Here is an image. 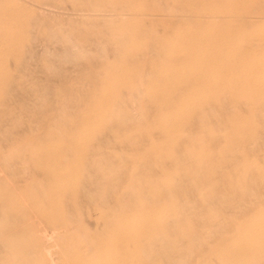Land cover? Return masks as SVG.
Returning <instances> with one entry per match:
<instances>
[{
  "label": "rangeland",
  "instance_id": "rangeland-1",
  "mask_svg": "<svg viewBox=\"0 0 264 264\" xmlns=\"http://www.w3.org/2000/svg\"><path fill=\"white\" fill-rule=\"evenodd\" d=\"M32 1V2H31ZM84 2V3H82V2ZM88 1H91V2H88ZM99 1V2H98ZM104 1H105V3H104ZM107 1H112V2H114L113 0H97L96 2L94 1V3H96V5H98V6H96V5H94L93 4V1L92 0H87V1H85V0H44V1H42V0H40V2L37 0V1H35V0H8V2H7V0H4V1H1L0 2V8L2 7V12H1V10H0V17H2V16H4L3 15V13L5 14V16H4V18L2 17V19L0 18V36H2L1 38H0V40L2 41V38H3V36H5V34H7L6 36L7 37H9L8 35H9V33L11 32V31H13V30H18L19 29V27H20V30L21 31H24V32H22L21 34H20V32H19V30H18V32L16 31H14V32H11V34L13 35L14 33V35L16 36V37H19V38H21L19 41H22L23 40V42H21V44H20V42L17 40V42H16V45H13V43L15 44V39H16V37L13 35V37L11 38V34H10V39L8 40L7 38H6V36H5V38L8 40H6L5 38H4V41H2L3 42V44L0 42V46L1 47H3V49H5V51H9V52H6V54H5V51H3V49H1L0 48V50H2V51H0V59H1V57L2 58H6L5 57V55L7 56V58H6V63L4 62V64H3V61H4V59H1L0 60V74L2 75V73H4L6 70H8V71H6V73H10V76L7 74V76H6V73H4L2 76L3 77H5V78H10V79H6V80H4L5 78H2V76L0 75V83H2L3 82V84H5L4 82L5 81H7L6 82V86L4 85H1V86H3V89H4V91L3 90H1L2 91V95L0 96L1 98H0V147H1V151H0V158H2V160L0 161V164L2 165L3 164V166H1L0 165V172L2 173H0V183L2 184V185H0V189H1V193H0V198L2 197V199H5V201L3 202V200L1 201L0 200V207H2V208H0V212H1V214H0V240H2V241H0V242H2L1 244L2 245H4V246H2L1 244H0V264H23V262H24V264L26 263V264H51L52 262V260L51 259H53V262H54V264L55 263H57V264H111V263H113V264H164V262H165V264H172V262H173V264H182L183 262H184V264H194L195 263V261H196V263L195 264H264V263H262V262H264V204L262 203V201H263V199H264V100H262L261 101V103L259 102V100H261L262 98H264V31H262V29L264 30V28H263V26H264V15H262L263 13H264V0H238V1H236V0H219V1H221V3L218 1V0H200V1H204V2H199V0H189V1H185V0H164L163 2H164V4H166V5H163L162 3V0H133V2H132V0H120L119 2H118V0H115V1H117V2H115V3H113L112 4V2H107ZM134 1H135V3H134ZM144 1H146V2H144ZM156 4H154L153 2ZM172 1V2H171ZM183 1H185V3L190 7H182L183 5H186V4H184V2ZM209 1H211V2H209ZM6 2V3H5ZM12 2V3H11ZM21 2V3H20ZM77 2H79V3H77ZM100 2H101V5H100ZM121 2V4H124V6L123 5H119L118 3H120ZM147 2H151V3H148L147 4ZM181 2H183L182 3V6H180V9L178 8L179 7V5L178 4H180L181 5ZM198 2L199 3H202L203 4V6H202V4H198ZM208 2V3H207ZM233 2V3H232ZM246 2V3H245ZM8 3H9V5L11 6L10 8H9V5H8ZM25 3H27V5L25 4ZM89 3H90V6H89ZM102 3H104V5L102 4ZM129 3H130V6H128L127 7V5H129ZM132 3V4H131ZM134 3V4H133ZM137 3V4H136ZM140 3H142V5L144 4V6H141V4ZM168 3L170 4V5H168ZM196 3V4H195ZM253 3V4H252ZM6 6H5V5ZM12 4V5H11ZM81 4H86V7H85V5L84 6H82ZM115 6L116 7V9L113 11V7L111 6ZM150 4H151V6H150ZM153 4V5H152ZM175 6V7H173V5ZM255 4V5H254ZM3 5V6H2ZM19 5V6H18ZM92 5H93V7H92ZM103 5V6H102ZM117 5V6H116ZM136 5H138V6H136ZM198 5H200V6H198ZM261 5V6H260ZM15 7V8H13V7ZM17 6V7H16ZM21 6H23L22 8H21ZM25 6H27V8L25 7ZM30 8H29V7ZM90 7V9L92 8H94L93 9V11L92 10H87V9H89V7ZM111 6V7H110ZM120 6V7H119ZM122 6H123V8H122ZM135 7V8H133V7ZM169 8H168V7ZM173 8H172V7ZM202 6V7H201ZM221 6V7H220ZM97 7V9H96V11H95V8ZM104 7H105V10L106 11H104ZM130 7V8H129ZM143 7H144V9H143ZM177 7V8H176ZM4 8V9H3ZM7 8V9H6ZM28 8L30 9V10H28ZM87 8V9H86ZM103 8V9H102ZM111 8H112V10H111ZM120 8H122V9H120ZM131 8H133V10L131 9ZM189 8V9H188ZM9 12V14H6V13H8V12H6V10ZM11 9H12V12H11ZM17 9H19V10H17ZM34 11H33V10ZM110 9V10H109ZM119 9L121 10V11H119ZM124 9H125V12H122V11H124ZM126 9H130L129 11H130V13L129 12H127L126 11ZM183 11H182V10ZM208 9V10H207ZM5 10V11H4ZM82 10V11H81ZM84 10H85V12H84ZM137 11V12H131V11ZM142 10H145L144 11V13L142 12L141 13V11ZM166 10V11H165ZM168 10H169V12H168ZM171 10V11H170ZM174 10V11H173ZM181 13H179L178 11ZM189 10V11H188ZM192 10H193V12L195 11V13H193L192 12ZM198 10V11H197ZM222 10V11H221ZM15 11V12H14ZM21 11H23V12H21ZM24 11L26 12L25 14H24ZM28 11H29V13H28ZM88 11H90V12H88ZM12 14H11V13ZM14 12V13H13ZM16 12H17V14H16ZM21 12V13H20ZM31 12H34L33 14H31ZM190 12H192V13H190ZM199 12H203L204 14V16L203 15H201V14H199ZM210 12V13H209ZM255 12H259V14L257 13H255ZM263 12V13H262ZM23 14V16L24 17H22L20 14ZM87 13V14H86ZM92 13V14H91ZM93 13H95V16H94V14ZM111 13V14H110ZM112 13H115V15L117 16L118 15V17H116L115 15H114V17H115V19H114V17H113V15H112ZM128 13V14H127ZM134 13V14H133ZM147 13H152L151 15L150 14H147ZM190 13V14H189ZM210 14L209 16H208V14ZM253 13V14H252ZM14 14V15H13ZM29 14H31V16L29 15ZM81 14H82V16H81ZM84 14V15H83ZM100 14V15H99ZM101 14H102V16H101ZM107 14H110V15H107ZM159 14V15H158ZM168 14V15H167ZM183 14V15H182ZM215 14V15H214ZM216 14H217V16H216ZM251 14V15H250ZM17 15V16H16ZM18 15H20L19 17H18ZM97 15V16H96ZM107 15V16H106ZM121 17H120V16ZM130 17H128V16ZM139 15H141L140 17H138ZM171 15V16H170ZM176 15V16H175ZM179 15V16H178ZM185 15H187V16H185ZM196 15L198 16L199 15V17H197L196 18ZM207 15V16H206ZM228 15V16H227ZM261 15V16H260ZM8 16V17H7ZM10 16V17H9ZM11 16H16V18L18 17L19 19H16V20H19L18 22L15 20V18L13 19V18H11ZM28 16V17H27ZM88 16V19L86 20L85 18ZM99 16V17H98ZM125 16V17H124ZM127 16V17H126ZM134 16H135V19H134ZM142 16H144V17H142ZM145 16H146V18H145ZM168 17L167 19L166 18H164V17ZM175 16V17H174ZM190 16H192L191 18H190ZM210 16H212V17H210ZM249 16V17H248ZM96 17V19H97V23H95V25H94V22H96L95 20L96 19H94ZM132 17V18H131ZM136 17H138V18H136ZM149 17V18H148ZM157 17L159 18V19H157ZM162 17V18H161ZM171 17V18H170ZM181 17V18H180ZM195 17V18H194ZM227 17V18H226ZM235 17H237V18H235ZM243 17V18H242ZM251 17V18H250ZM7 18H8V20L9 21H11V19H12V21L11 22H9L8 23V20H7ZM21 18H26L25 19V21H24V19H21ZM101 18V19H100ZM105 18V19H104ZM110 18H112V22H114V20H115V22H116V24H115V22L114 23H112L111 21H110ZM120 18V19H119ZM123 18H125L124 20H121V19H123ZM128 18V19H127ZM143 18V19H142ZM170 18V19H169ZM175 20H174V19ZM186 20H185V19ZM189 18V19H188ZM192 18H193V20H192ZM200 20H199V19ZM214 18H215V20H214ZM229 18V19H228ZM247 18V19H246ZM248 18H250V19H248ZM259 18H261V19H259ZM3 19H4V21H3ZM90 19V20H89ZM103 19V20H102ZM107 19H108V21L110 22V23H106L107 22ZM138 19H140V22L138 21ZM166 19V20H165ZM179 21V19H183L184 21H177V20ZM191 19V20H190ZM203 19V20H202ZM212 19H213V23H211L210 21H212ZM221 19V20H220ZM223 19H224V21H223ZM226 19V20H225ZM228 19V20H227ZM253 19V20H252ZM259 20L258 22H257V20ZM13 20H15V22H13ZM20 20H22V22L24 23V24H22V22H20ZM28 20V21H27ZM100 20V21H99ZM129 20H130V22H129ZM142 20V21H141ZM170 20V21H169ZM199 20V21H198ZM210 20V21H209ZM218 20H220V21H218ZM250 20V21H249ZM255 20V21H254ZM7 21V22H6ZM90 21H93V22H90ZM102 21H103V23H102ZM104 21H106V22H104ZM122 21V24H120V22ZM127 22V24H125L126 22ZM188 21H191V22H189L190 24H191V27L192 28H194V29H189L190 28V24L189 23H187ZM197 21L199 22L198 23V26H197ZM201 21V22H200ZM203 21V22H202ZM205 21V22H204ZM223 21V22H222ZM20 22V23H19ZM99 22H100V24H99ZM123 22H124V24H123ZM132 22V23H131ZM133 22H134V24L136 25H134L133 24ZM145 24V25H143V23ZM165 22V23H164ZM168 22H170V23H168ZM171 22H173L172 23V26H171ZM214 22H215V24H214ZM253 22L256 24H254L253 25ZM6 23V24H5ZM15 23H17L16 25H15ZM90 23V24H89ZM91 23H93V24H91ZM105 23L107 24V26H109L110 27V29H109V27L107 28V26L105 25ZM112 23V24H111ZM158 23V24H157ZM178 23H179V25H178ZM187 25H186V24ZM206 23V24H205ZM217 23V24H216ZM218 23H222L221 25L220 24H218ZM226 23V24H225ZM244 23H246V27H245V24ZM12 24V25H11ZM121 26H120V25ZM131 24H133L132 25V27H131ZM139 24V25H138ZM142 24V26H140ZM155 24V25H154ZM162 24V25H161ZM165 24H166V26H165ZM174 24V25H173ZM182 24V25H181ZM185 24V25H184ZM192 24L194 25V26H192ZM199 24H201V26H199ZM213 24V25H212ZM5 25H6V27H5ZM19 25V26H18ZM22 25H24V26H22ZM27 25V26H26ZM100 25H102L103 27H105V29H106V31L104 30V28H102ZM113 25V26H112ZM114 25H119L121 28L119 29V28H117V26H114ZM122 25H123V27L125 26V25H127V28L128 27H131L132 28V30L129 28L127 31H126V27H124V28H126V29H122L123 27H122ZM138 25V26H137ZM176 25V26H175ZM184 26V27H180L179 28V26ZM203 25V26H202ZM204 25L206 26V27H204ZM212 25V26H211ZM218 25V27H216ZM229 25H230V27H229ZM257 25H259V28H257L258 26ZM263 25V26H262ZM3 26V27H2ZM8 26V27H7ZM12 26V27H11ZM18 28H17V27ZM147 26V27H146ZM186 26V27H185ZM187 26H189V28L187 27ZM214 26V27H213ZM251 26V27H250ZM254 26H257L256 28H254ZM6 29H5V28ZM14 27V28H13ZM112 27H114V29L112 28ZM135 27H137L136 29H135ZM138 27H139V29H138ZM197 27H199L200 29H197ZM203 27V28H202ZM9 28V29H8ZM115 28H117V29H115ZM133 28L135 29L134 31H137L138 30V32H134L133 31ZM173 28H175V29H177L178 30V32H173V31H175V29H173ZM181 28H182V30H181ZM183 28H187L186 30L185 29H183ZM201 28H202V30H201ZM212 28V29H211ZM11 29V30H10ZM143 29V30H142ZM148 29H149V31H148ZM152 29V30H151ZM171 29H173V30H171ZM207 29V30H206ZM210 29V30H209ZM231 29V30H230ZM259 30L260 29V31H258L257 32V30ZM4 30V31H3ZM6 30V31H5ZM107 30L109 31V32H107ZM112 30V34L114 33H116L117 31L119 32V30H120V32H119V34H118V32H117V34H118V36H116L117 34H115V36H113L112 34H111V31ZM113 30H115L114 32H113ZM124 32V33H121L122 31ZM176 30V31H177ZM186 32L185 34H184V31ZM230 30V31H229ZM233 30V31H232ZM10 31V32H9ZM132 31V32H131ZM180 31H181V33H180ZM188 31V32H187ZM213 31V32H212ZM5 32V33H4ZM7 32V33H6ZM132 34H135L136 35V37H135V35H132ZM198 32H200V33H198ZM203 32H204V34H203ZM207 32H209V33H207ZM210 32H212V33H214V34H212V33H210ZM230 32H231V34H230ZM250 32V33H249ZM2 33V34H1ZM16 33L18 34V36L16 35ZM125 33H128V34H125ZM173 33H174V36L175 37H177V38H173ZM208 35H207V34ZM22 34H24L22 37L21 36H19V35H22ZM122 34V36H120ZM181 34V35H180ZM209 34H210V36H209ZM220 34V35H219ZM248 34V35H247ZM251 34V35H250ZM108 35V36H107ZM135 37V39L136 40H133L134 38L132 37ZM171 35V36H170ZM185 35V36H184ZM206 35H207V37H206ZM25 36V38L24 39H22L23 37ZM125 36L127 37L128 36V40L129 41H127L128 43H129V47L131 48V52H129L128 50H130V48H128V44H127V46L125 45H123L122 46V44H124V42H125V44L127 43L126 42V38H125ZM139 36V37H138ZM150 36V37H149ZM158 37V38H157ZM164 39L165 37H167L168 39H169V44H168V42H167V40L168 39H166L165 40V42L163 41V39ZM170 37H171V39L173 38L174 39V41L175 42H173V41H170L171 39H170ZM206 37V38H205ZM247 37H248V39H247ZM250 37V38H249ZM15 38V39H14ZM19 38H17V39H19ZM205 40H204V39ZM220 38V39H219ZM236 38V39H235ZM239 38V39H238ZM13 39L15 40L14 42H13ZM125 39V40H124ZM140 41H138V40ZM141 39V40H140ZM152 41H151V40ZM161 43H156L157 42V40ZM177 39V40H176ZM189 39V40H188ZM206 39H207V42H206ZM235 39V40H234ZM260 39V40H259ZM25 40V41H24ZM119 40H123V42L121 41H119ZM147 41L146 43H143L144 41ZM151 41V43L150 42H148V41ZM202 40V41H201ZM221 40V41H220ZM239 41V43H238V41ZM246 40V41H245ZM9 41H12V43L11 42H9ZM133 41V42H132ZM136 41V42H135ZM140 43H138V42ZM143 41V42H142ZM185 41H188V42H186L185 43ZM203 41H205L206 43H204V45H202L203 44ZM213 41V42H212ZM220 43H219V42ZM236 41V42H235ZM244 41L247 43V42H249V43H244ZM252 41V42H251ZM260 41V42H259ZM261 41L263 42L262 44H261ZM5 42V43H4ZM8 42V43H7ZM19 42V43H18ZM114 42H120V45H119V43H115V44H117V45H115L114 44ZM132 42V43H131ZM134 42H135V44H134ZM190 42V43H189ZM215 42H216V44H215ZM232 44H231V43ZM251 42V43H250ZM256 42V43H255ZM258 42V43H257ZM23 43V44H22ZM172 43V44H171ZM177 43H179V44H177ZM187 43H189L190 44V46H189V44L187 45ZM218 43V44H217ZM222 43V44H221ZM225 43V44H224ZM234 43V44H233ZM6 44L8 45V44H10V45H12L13 46V49H14V51L16 52V50H18L19 51V53H18V51L16 52V54H15V52L14 51H12V53H13V55H11L10 54V51L11 50H13L12 49V47H10V45H8L9 46V49H11V50H6V49H8V46H7V48H5V46H6ZM19 45V47H18V45ZM114 46H113V45ZM134 45V46H131V45ZM143 44V45H142ZM171 44V46H172V48L171 47H169V45ZM199 44V45H198ZM242 45L241 47L240 46H238V45ZM244 44V45H243ZM251 44H253V45H251ZM254 44H257V46L256 45H254ZM258 44H260V46L258 45ZM5 45V46H4ZM70 45V46H69ZM142 45V46H141ZM158 45V46H157ZM160 45V46H159ZM166 45V46H165ZM180 45H183L182 47L180 46ZM215 47H214V46ZM227 45V46H226ZM245 45H248V46H245ZM250 45H251V49H250ZM113 46V47H112ZM117 48H116V47ZM121 46H122V48H121ZM137 48H136V47ZM144 46V47H143ZM169 48H171V49H169ZM174 46H176L175 48H174ZM203 46H204V48H203ZM15 47H17V48H15ZM21 47V49H19ZM111 47H112V50H111ZM135 47V48H134ZM139 47H140V49H139ZM184 47V48H183ZM192 47V48H191ZM255 48V49H253V48ZM260 47V48H259ZM72 48V49H71ZM109 48V49H108ZM124 48V49H123ZM155 48V49H154ZM157 48V49H156ZM179 48V49H178ZM201 48V49H200ZM244 49V50H241V49ZM246 48V49H245ZM259 48V49H258ZM262 48V49H261ZM133 49V50H132ZM168 49L169 50H171L170 52H167L168 51ZM192 49V50H191ZM197 49V50H196ZM211 49V50H210ZM213 49V50H212ZM250 49V50H249ZM111 50V51H110ZM117 50V51H116ZM138 50V51H137ZM154 50H156L155 52H154ZM167 50V51H166ZM173 50V51H172ZM218 50V51H217ZM257 50V51H256ZM261 50V51H260ZM37 51V52H36ZM71 51V52H70ZM75 51V52H74ZM124 51L127 53H124ZM159 52V54L158 53H156V52ZM179 51H180V53H179ZM183 51V52H182ZM199 51V52H198ZM214 51H216V52H214ZM130 54H129V53ZM140 52V53H139ZM162 52V54H160ZM174 52H176V53H174ZM225 54H224V53ZM231 52V53H230ZM4 53V54H3ZM7 53H9V54H7ZM76 53V54H75ZM79 53V54H78ZM88 53V54H87ZM89 53H90V55H89ZM117 53V54H116ZM123 53V55H121V54ZM131 53L132 54H134L135 56H132L131 55ZM136 53V54H135ZM163 53H165V54H163ZM167 53L169 54V55H167ZM170 53H171V55H170ZM185 53V54H184ZM201 53H202V56H201ZM242 53V54H241ZM15 54V55H14ZM82 54V55H81ZM176 54V55H175ZM180 54H181V56H180ZM184 54V55H183ZM200 54V55H199ZM209 54V55H208ZM227 54V55H226ZM247 54V55H246ZM174 55V57L176 56L177 57V59H176V57H175V59L176 60H174V57H171V56H173ZM183 55V56H182ZM194 55V56H193ZM212 57H211V56ZM217 55H219V56H217ZM239 55V56H238ZM243 55V56H242ZM252 55V56H251ZM4 56V57H3ZM11 56V57H10ZM14 56V57H13ZM84 56V57H83ZM86 56V57H85ZM116 56V57H115ZM119 56H121V58H119ZM122 56H124L123 58V60L124 61H122ZM161 58H160V57ZM163 56V57H162ZM164 56H167L168 58H165ZM179 56V57H178ZM188 57V59L186 58V60H184L183 59V57ZM210 56V57H209ZM10 57V59H8ZM135 57V58H134ZM193 57H195L194 58V60L196 59V61H194L193 60ZM198 57V58H197ZM243 57V58H242ZM116 58H118V60L116 59ZM128 58H129V60H128ZM158 58V59H157ZM162 58L164 59V60H162ZM179 58H180V60H179ZM192 60H191V59ZM200 58V59H199ZM208 58H209V60H208ZM224 58H226V60L224 59ZM240 58H242V59H240ZM247 58V59H246ZM125 59L127 60V62H125ZM134 59V60H133ZM155 59H157L156 61H155ZM160 59V60H159ZM170 59V60H169ZM182 59V60H181ZM213 59V60H212ZM229 59V60H228ZM8 60V61H7ZM117 60V61H116ZM159 60V61H158ZM166 60V61H165ZM185 61L186 63H187V65H186V63L184 62V63H182V62H178V61ZM197 60H198V62L200 63V61H201V64H199L198 62H197ZM212 60V61H211ZM259 60V61H258ZM262 62H261V61ZM2 61V62H1ZM158 61V62H157ZM161 61V62H160ZM172 61H174V62H172ZM192 63H191V62ZM237 61V62H236ZM243 61V62H242ZM95 62V63H94ZM104 62V63H103ZM110 62V63H109ZM116 64H115V63ZM135 62V63H134ZM170 62V63H169ZM178 62V63H180V64H176V63ZM209 62V63H208ZM212 62V63H211ZM256 62H258V66H256L257 65V63ZM8 63V64H7ZM106 63V64H105ZM162 63V64H161ZM168 63V64H167ZM175 63V64H174ZM226 63V64H225ZM236 63H237V65H236ZM242 63V64H241ZM250 63V64H249ZM110 64H111V66L113 67H111L110 66ZM141 64V66L139 67L138 65H140ZM163 64H166V65H163ZM185 64V65H184ZM210 64V65H209ZM217 64V65H216ZM222 64V65H221ZM4 65H7V67H9L8 69L6 68L5 69V67L6 66H4ZM9 65V66H8ZM116 65L118 66V65H120L119 67H116ZM134 66V68L137 70V71H135V69L133 68V66ZM171 65V66H170ZM184 65V67L185 68H183L182 66ZM205 65V66H204ZM220 65V66H219ZM2 66V67H1ZM121 66H124V67H121ZM128 66V67H127ZM168 66H169V68H168ZM174 66V67H173ZM175 66H179V67H175ZM181 66V67H180ZM202 68H201V67ZM214 66V67H213ZM228 67V69L226 70V68L225 67ZM230 66V67H229ZM241 66V67H240ZM131 67V68H130ZM138 67V68H137ZM173 67V68H172ZM198 67V68H197ZM220 67V68H219ZM222 67V68H221ZM236 67V68H235ZM258 67V68H257ZM115 68V69H114ZM125 68H126V70H129L128 72L126 71V73H128V74H126L124 71H125ZM128 68V69H127ZM130 68V69H129ZM141 68V69H140ZM164 68H168V69H164ZM172 68V69H171ZM179 68V69H178ZM181 68V69H180ZM188 70H187V69ZM208 68V69H207ZM237 68H239V69H237ZM247 69V72H246V69ZM261 68V69H260ZM118 69V70H117ZM121 69H124L123 70V72L125 73V74H123V72H122V70ZM132 69L134 70V71H132ZM140 69V70H139ZM175 69H178V70H175ZM183 69H185V70H183ZM199 69H201V71H199ZM205 69V70H204ZM225 69V70H224ZM233 69V70H232ZM235 69V70H234ZM238 71H237V70ZM251 69V70H250ZM255 69V70H254ZM103 70V71H102ZM131 70V71H130ZM161 70L163 71V72H161ZM172 70V71H171ZM191 70V71H190ZM229 70V71H228ZM232 70V71H231ZM253 70V71H252ZM99 71L102 73H99ZM106 71H109L108 73L106 72ZM156 71V72H155ZM167 71V73L169 74V72L168 71H170L171 73V75L169 74H167V73H165ZM177 71H178V74H177ZM184 71H186V72H184ZM209 71V72H208ZM213 71H214V73H213ZM224 71V72H223ZM241 71H242V73H241ZM258 71H261V72H258ZM2 72V73H1ZM111 72H112V74H111ZM116 73V78H117V74L119 73V76H118V78H119V80L118 79H116V81L117 82H119L117 85L115 84V79L113 78V77H115V73ZM120 72H122V75L120 74ZM130 72H133V73H131L130 74ZM136 73V75H135V73ZM138 72V73H137ZM151 72V73H150ZM164 73V75H163V78H161V77H159V75L160 76H162V74H159L158 75V73ZM174 72V75L172 74ZM176 72V73H175ZM180 72H181V74H180ZM187 72H190V74L189 73H187ZM198 72H199V74H198ZM97 73V74H96ZM107 73V75L110 73L111 74V76H110V74L107 76V75H105ZM114 73V74H113ZM153 73H154V75H153ZM193 73V74H192ZM211 73H212V75H211ZM217 75H216V74ZM225 73V74H224ZM231 73V74H230ZM165 74H166V76H165ZM191 74H192V77H194V78H196V79H198V80H196V79H193V78H191ZM194 74H195V76H194ZM197 74V75H196ZM114 75V76H113ZM123 75L125 76V79L128 77V76H136V77H133L132 76V78H131V76L130 77H128V79L129 80H125L124 78H123ZM155 75H158V76H155ZM186 75V76H185ZM242 75V76H241ZM258 75H260L259 77H258ZM90 76H91V78H90ZM103 76V77H102ZM106 78H105V77ZM169 76H174V77H179V78H171L170 79V77ZM184 76V77H183ZM203 76V77H202ZM216 78H215V77ZM222 78H221V77ZM238 76V77H237ZM246 76H248V77H246ZM254 76H256V77H254ZM81 77V78H80ZM153 77V78H152ZM155 77V78H154ZM169 77V78H168ZM184 79V80H182V78ZM187 77V78H186ZM199 77V78H198ZM232 77V78H231ZM242 77V78H241ZM2 78V79H1ZM124 79V80H122V79ZM147 78V79H146ZM159 78V79H158ZM189 78V79H188ZM190 78H191V80H190ZM207 78V79H206ZM211 78V79H210ZM224 78L227 80H224ZM230 78V79H229ZM254 78V79H253ZM258 78V79H257ZM110 79L111 80H113V83H112V81H110ZM131 79H132V81H131ZM153 79V80H152ZM156 79H158L157 81H156ZM164 79H168V80H164ZM172 79H173V81L174 82H172ZM204 79V80H203ZM205 79H206V81H205ZM241 79V80H240ZM250 79V80H249ZM4 80V81H3ZM110 81L109 83L113 86V88L114 87H119L120 85L121 86H123L124 85V87H122V89L120 88V91H119V89L117 88V89H111V87L112 86H110V89L112 90V91H110V92H112V93H109V91H108V88H109V86L108 85H110V84H107L108 83V81ZM143 80V81H142ZM151 80H152V83H153V85H152V83H151ZM185 81V84L183 85V82ZM187 80V81H186ZM194 80H196L195 81V83H197V84H194ZM221 80V81H220ZM244 80V81H243ZM87 81V82H86ZM106 81H107V83H106ZM128 81L130 82V83H128ZM148 81H149V83H148ZM155 81V82H154ZM169 82V89H171V88H173L174 89V91H172L171 90V92L169 91V89H168V84H166L165 82ZM178 81H181V82H178ZM189 81V82H188ZM199 83H198V82ZM204 81V82H203ZM236 81V82H235ZM252 81V82H251ZM86 82V83H85ZM102 82V83H101ZM116 82V83H117ZM127 83V84H124V83ZM159 84V85H161V86H159L157 83ZM163 83V84H161V83ZM174 84L173 86L174 87H172V83ZM176 82H177V85H176ZM190 83V84H188V83ZM222 82V85L220 84ZM241 82V83H240ZM73 83V84H72ZM121 83H123V84H121ZM138 83V84H137ZM142 83H143V85H142ZM157 84V88H159V89H157L156 87H155V84ZM215 83V84H214ZM235 83H237V85L235 84ZM246 83V84H245ZM100 84V85H99ZM107 84V88H106V86H104V85H106ZM147 84H148V86H147ZM165 84L167 85L166 87H165ZM181 86L182 85V87H183V89L179 86V85ZM192 84V85H191ZM219 84L221 85L220 87H219ZM232 86H231V85ZM77 85V86H76ZM150 85V86H149ZM151 85H152V87H151ZM188 85V86H187ZM213 85V86H212ZM216 85V86H215ZM218 85V86H217ZM226 85H227V87L229 88V90L228 89H226L227 87H226ZM228 85H230V86H228ZM1 86H0V88H1ZM102 86V87H101ZM192 86V87H191ZM209 86H211V87H209ZM223 86V87H222ZM255 86V87H254ZM261 86V87H260ZM5 87V88H4ZM95 87V88H94ZM99 87H100V89H99ZM130 87V88H129ZM145 87H147L148 89H146ZM156 88L155 89V91H154V88ZM162 87L164 88L165 87V89H167V90H162ZM218 89H217V88ZM230 87L231 88H233V90H232V92H234L235 91V94L234 93H232V92H230L231 90H230ZM240 87V88H239ZM104 88H106L107 89V91H106V89L104 90ZM145 88V89H144ZM152 89V91L150 90V89ZM177 88H179V89H177ZM186 88V89H185ZM210 88H213V89H210ZM215 88V89H214ZM224 88L226 89V90H224ZM238 88V89H237ZM242 88H243V90H242ZM102 89V90H101ZM142 89V91H141V94L142 93H144L145 92V94H142V99H141V94L139 93L140 92V90ZM160 89H161V91H160ZM188 89H192V91L191 90H189L188 91ZM209 89V90H208ZM222 90L223 89V91H220V90ZM249 89V90H248ZM113 90H116V92H114ZM138 90V91H137ZM148 90V91H147ZM176 90H178L179 92H181V96H180V94H178V93H176L177 91ZM193 90H194V92H195V94L193 93ZM208 90V91H207ZM218 90V91H217ZM237 90V91H236ZM93 91V92H92ZM99 91V92H98ZM104 91H105V94H107V92H108V96L109 97H111V98H109V101L112 99V100H114V102L113 101H110V102H108V96L106 95V97H105V94H104ZM151 91V92H150ZM156 91H158V92H156ZM165 91H167V92H165ZM197 91V92H196ZM213 91V92H212ZM221 93H220V92ZM239 91V92H238ZM251 91V93H249ZM263 91V92H262ZM69 92H70V94H69ZM77 92V93H76ZM98 92V93H97ZM100 92H101V94H100ZM103 92V93H102ZM114 92V93H113ZM121 92V93H120ZM150 92V93H149ZM155 92V93H154ZM165 92V94L163 95V93ZM190 92V93H189ZM214 92H215V94L216 95H218V96H216V97H214ZM217 92H219V94L217 93ZM228 94H227V93ZM236 92H238V93H236ZM254 92V93H253ZM76 93V95H74ZM84 93V94H83ZM90 93V94H89ZM94 93V94H93ZM96 93H97V96H96ZM118 93V95H116ZM136 93V94H135ZM151 93H154L153 95L151 94ZM157 93L159 94V95H157ZM161 93V94H160ZM166 93H167V96L168 97H170V98H168V97H166ZM174 93V94H173ZM186 94V95H189L190 96V98H189V96H186V95H184V94ZM188 93V94H187ZM197 93H199V94H197ZM203 93V94H202ZM208 93H210V94H208ZM213 93V94H212ZM235 95L234 97H236V98H231L230 97V95ZM257 93V94H256ZM263 93V94H262ZM0 94H1V92H0ZM22 94V95H21ZM98 94H99V96H98ZM113 94L115 95V96H113ZM140 94V95H139ZM147 94V95H146ZM169 94V95H168ZM194 94V95H193ZM197 94V95H196ZM221 94V95H220ZM230 94V95H229ZM238 94H240L241 95V98H242V100L241 99H239V96L240 95H238ZM244 94V95H243ZM73 95V96H72ZM101 95H103L102 96V98L103 97H105L107 100H105L106 101V103H111V104H109V105H111V107L112 108H110V106L108 105L107 106V104L105 105V104H103L105 107H104V109L103 108H100V111H102V112H100L99 110H98V108L99 107H102L103 105H101L102 104V102H104V101H100L101 99H100V96ZM112 95V96H111ZM145 95L147 96V99L145 98ZM148 95H149V98H148ZM152 95V96H151ZM155 95H157V97L155 98ZM160 95L162 96V98H164L163 100L164 101H166V100H169V102H170V104H169V102H167V105H170V106H167L166 104H165V102H163L162 101V98H160ZM171 95V96H170ZM193 95V96H192ZM196 95V96H195ZM206 95V96H205ZM208 95H210V97L208 96ZM232 95V96H233ZM238 95V96H237ZM246 95V96H245ZM249 95V96H248ZM251 95V96H250ZM70 96H71V98H70ZM76 96V97H75ZM94 97V96H96L97 97V99H98V101H97V99H95V97H94V99H91L92 97ZM140 96V97H139ZM175 97L174 99L172 98V97ZM178 96V97H177ZM184 96H186L185 98H184ZM194 98V97H197L196 99L197 100H195V99H192V97ZM203 96H204V98H203ZM82 97V98H81ZM84 97H86L85 99H84ZM89 97V98H88ZM131 97V98H130ZM133 97V98H132ZM139 97V98H138ZM144 97V98H143ZM180 97V100L179 99H177V98H179ZM188 97V98H187ZM208 97H209V101L207 100L208 99ZM213 97V98H212ZM217 97H219L221 100L219 101V103L216 101H213V99L214 100H216V98ZM226 97H227V99H226ZM247 97H248V99H247ZM259 97V98H258ZM76 98V99H75ZM105 98H103V99H105ZM137 98V99H136ZM153 98H155V100H157V101H154V99ZM158 98H160V100H158ZM187 98V99H186ZM202 98V100H200ZM211 98H212V100H211ZM219 98H217V100L219 99ZM230 98V100H228ZM79 99L81 100V101H79ZM84 99V100H83ZM102 99V100H103ZM117 99V100H116ZM129 99V100H128ZM144 99H146V102H143V101H145ZM149 99V100H148ZM153 99V101H151ZM176 99V100H175ZM189 99V100H188ZM190 99L192 100V101H190ZM200 100V105L198 104V102L197 101H199ZM239 100V101H237V100ZM244 99H247V101L246 100H244ZM250 99V100H249ZM85 100H86V102H85ZM90 100H92V101H95V102H92V101H90ZM126 100V101H125ZM128 100V101H127ZM134 100H136V101H134ZM143 100V101H142ZM171 100H172V103H174L173 104V106L171 105L172 103H171ZM173 100L175 101V102H173ZM184 100V101H183ZM189 102H188V101ZM205 100H206V102H205ZM90 101V102H89ZM123 101H125V102H123ZM130 101V102H129ZM140 101H142L143 103H141ZM182 101V103H186V101L188 102V103H186L185 105H181V106H179V107H176V109H178L177 111H176V109L174 108L176 105H179V104H182V103H180ZM194 101V102H193ZM196 101V102H195ZM221 101H223L222 103H221ZM230 101H232V102H230ZM241 101V102H240ZM249 101V102H248ZM251 101H252V103H251ZM78 102H80V103H83V104H78ZM89 103V105H88V103ZM99 102V103H98ZM101 102V103H100ZM158 102H163V104L162 103H160V105L159 106H157V105H155V106H157V107H154V110L152 109L153 107L151 106V108H149V104L150 105H152L153 103H158ZM204 102V103H203ZM213 102V103H212ZM246 102H248V103H246ZM260 104H259V103ZM85 103V104H84ZM93 103V104H92ZM96 103V104H95ZM126 103V104H125ZM138 103H140V104H138ZM177 103V104H176ZM190 103H191V105H190ZM210 104V107H209V104ZM235 103V104H234ZM256 103V104H255ZM97 104H100L101 106H98L97 107ZM131 104H132V106H131ZM136 104V105H135ZM142 104H144L146 107H144V106H141ZM147 104V105H146ZM194 104V105H193ZM198 104V105H197ZM206 105V106H204V105ZM214 104H216V105H214ZM224 104V105H223ZM239 104H240V106H239ZM259 104V105H258ZM86 105V106H85ZM92 105V106H91ZM96 105V106H95ZM121 105V106H120ZM128 105V106H127ZM138 105H140L141 107H139ZM154 105V104H153ZM165 105V106H164ZM188 105V106H187ZM195 105L196 106H199V107H195ZM212 105V106H211ZM220 105V106H219ZM223 105V106H222ZM230 107H229V106ZM252 105V106H251ZM258 105V106H257ZM79 106V107H78ZM84 106V107H83ZM93 106H95V108L93 107ZM107 106V107H106ZM123 106H125V107H123ZM127 106V107H126ZM130 106V107H129ZM193 106V107H192ZM201 106H203V107H201ZM214 106H215V108H214ZM217 106H219V108L220 109H218V107ZM93 107V109L91 110V108ZM134 107H135V109H134ZM159 107V108H158ZM164 107H166V108H164ZM171 108V110H173L174 109V111H173V113L176 115H173L172 114V111L171 110H169L170 108ZM173 107V108H172ZM181 107V108H180ZM183 107V108H182ZM187 107V108H186ZM217 107V108H216ZM228 107V108H227ZM248 107V108H247ZM258 109H256V108ZM76 108V109H75ZM79 108H80V110H79ZM81 108H83L82 109V111H81ZM97 108V109H96ZM106 108H107V110H106ZM115 110H114V109ZM128 108H129V110H128ZM137 108H138V110H137ZM143 110H141V109ZM146 108V109H145ZM149 108V109H148ZM155 108H157V109H155ZM162 108V109H161ZM192 108V109H191ZM203 108H205V109H203ZM209 108H211V109H209ZM222 108V109H221ZM227 108V109H226ZM241 108V109H240ZM250 108V109H249ZM253 110H252V109ZM110 109V110H109ZM122 109H123V111H122ZM124 109H126V110H124ZM131 109V110H130ZM180 109H181V113L180 114H177L178 112H180ZM203 109V110H202ZM219 110L220 112H218L217 110ZM225 109V110H224ZM238 109V110H237ZM67 110V111H66ZM74 112H73V111ZM86 110H88V112L86 111ZM94 110V112H90V111H93ZM98 110V112H96ZM107 111V112H105L104 113V111ZM152 110V111H151ZM159 110V111H158ZM170 111V113H169V111ZM189 110H191V111H189ZM211 110V111H210ZM214 110V112H215V114H213L214 112H212ZM239 110H240V114L238 115V113H239ZM77 111H80V112H77ZM109 111V112H108ZM113 111V112H112ZM118 111V112H117ZM126 111H128V112H126ZM129 111H131V112H129ZM139 111H141V114H139L140 112ZM153 111H155V112H153ZM186 111V112H185ZM189 111V112H188ZM194 111H196V112H194ZM208 111V112H207ZM231 111V115L233 116V114L234 113H237V114H234L237 118L235 119V117L233 116H231L230 115V112ZM232 111H233V113H232ZM237 111V112H236ZM252 111V112H251ZM253 111H255V112H253ZM262 112V113H260V114H262V116L261 115H258L259 114V112ZM82 112H83V114H84V112L85 113H87V114H84L85 115V117L83 116V114H82ZM96 112V113H95ZM113 113V115H112V118H111V114ZM122 112V113H121ZM135 112V113H134ZM212 112V113H211ZM221 112H222V114H221ZM249 112H251L250 114H249ZM256 112H258V113H256ZM80 113V114H79ZM89 113H90V115H89ZM102 113H104V116H103V114ZM132 114V115H129V114ZM143 113V114H142ZM149 113V114H148ZM150 113H154L153 115H155V117L154 116H152V114H150ZM160 113H162V114H160ZM164 113L166 114H168V115H165V116H160V115H164ZM186 113V114H185ZM190 115H189V114ZM203 113H204V115H203ZM205 113H207V114H205ZM209 113V114H208ZM217 113V114H216ZM225 114V116H224V114ZM228 113V114H227ZM241 113H243V114H241ZM253 113H255L256 115H254ZM62 114H64V115H62ZM70 114V115H69ZM76 114H78V115H76ZM97 114H101L104 118H102V124L104 123L103 121L104 120H106L105 122H106V124H103L102 125V127H104V128H102L103 129V131H102V129L100 128L101 126H99V125H101V124H99V123H101L100 122V119H101V117H98L99 115H97ZM116 114V115H115ZM122 114H123V117L122 118H120L121 116H122ZM145 114V115H144ZM148 114V115H147ZM158 114V115H157ZM245 114H248L249 115V117H248V115L246 116ZM11 115H13L12 116V118H11ZM67 115V116H66ZM80 115H82V116H80ZM92 115H94V116H92ZM97 117H96V116ZM106 115V116H105ZM115 115V116H114ZM119 115V116H118ZM146 115H147V117H146ZM151 115V116H150ZM170 115H172L173 116V118L172 117H170ZM179 115V116H178ZM181 115V116H180ZM196 115H197V117H196ZM206 115V116H205ZM207 115H209V116H207ZM213 115V116H212ZM228 115V116H227ZM244 115V117L242 118V116ZM250 115H252L251 116V118H253L252 120H251V118H250ZM15 116V117H14ZM86 116H89L90 118L92 117H95L92 121L91 120H89L90 118H86ZM108 116V117H107ZM129 116V117H128ZM132 116H134V117H132ZM144 116H145V118H144ZM149 116H150V118H149ZM168 116V117H167ZM186 116H188L187 117V120H184V119H186ZM193 116V117H192ZM199 116V117H198ZM201 116H204L205 118L206 117H208V118H206V122H208V124L205 122V118L204 117H202L201 118ZM246 116V117H245ZM256 116V118H254ZM262 118H261V117ZM67 117H68V120H69V118H73L72 119V121H70V123H69V121H67L66 122V120H67ZM137 117L139 118V119H137ZM140 117H143V118H140ZM157 117H159V118H157ZM163 117H165V119L169 122H167L166 120H164V118ZM172 118V121H171V119L170 118ZM176 119H175V118ZM179 117V118H178ZM182 117V118H181ZM189 117H191V118H189ZM212 117V118H211ZM218 117H220V118H218ZM226 117H231V118H233V119H230V121H231V123L229 124V118L227 119ZM14 118H15V120H14ZM18 118V119H17ZM66 120H65V119ZM83 118H85V119H82ZM100 118V119H99ZM105 118H107V119H105ZM115 118H117L116 120H115ZM120 118V119H119ZM133 118H134V120L135 119H137V121H138V123H136V121L134 122V120H133ZM147 118H149L148 120H147ZM161 118V119H160ZM181 118V119H180ZM189 118V119H188ZM195 118H196V120H195ZM198 118V119H197ZM215 118V119H214ZM248 118V119H247ZM88 119V120H87ZM97 120V122H98V126L99 127H97V125L95 126V124H97V122L95 123L94 122V120ZM119 119V120H118ZM128 119H129V121H131V122H129L128 121ZM152 119H155V120H152ZM157 119V120H156ZM174 119V120H173ZM200 119V120H199ZM241 119H243V120H241ZM259 120V122H258V120ZM11 120H12V124H11ZM17 120V121H16ZM61 120H63V121H61ZM64 120H65V122H64ZM76 120H78V121H76ZM95 120V121H96ZM108 120H111V121H108ZM112 120H114L113 122H112ZM126 120V121H125ZM148 122H147V121ZM175 120H176V122H175ZM198 120V121H197ZM201 120H203L202 122H201ZM236 120V121H235ZM251 120V121H250ZM257 120V121H256ZM260 120H263V121H260ZM16 121V122H15ZM74 121H75V124L73 125V124H71V123H74ZM80 121L83 123L84 122V124H82V123H80ZM86 121H88V123L90 124H93V125H90V126H88L87 125V122ZM125 121V122H124ZM158 122L157 124H153V123H155V122ZM160 121L162 122V124L160 123ZM164 121V122H163ZM171 121V122H170ZM178 121V122H177ZM16 123V124H14V123ZM63 122V123H62ZM78 124H77V123ZM111 124H110V123ZM119 122H121L120 124H119ZM133 122L135 123V124H133ZM152 123V124H150V123ZM166 122V124L162 127V125H163V123H165ZM182 124V125H180V123ZM188 122V123H187ZM210 122H212V123H210ZM220 122V123H219ZM224 122V123H223ZM232 122H234V123H232ZM236 122V123H235ZM253 123V126H252V123ZM254 122H255V124H254ZM263 123V125H262V123ZM63 125H62V124ZM80 123V124H79ZM85 123H86V128L84 127L83 128V130L81 129L83 126L82 125H84L85 126ZM95 123V124H94ZM127 123V124H126ZM130 124V126H129V124ZM149 123V124H148ZM173 125H171V124ZM184 123H185V125H184ZM200 123V125H202V126H198V124ZM204 125H203V124ZM205 123H206V125H205ZM247 123H248V125H247ZM17 124H20L19 126L17 125ZM54 124V125H53ZM56 124V125H55ZM82 124V125H81ZM144 124V125H143ZM158 124H161L160 125V127L158 126ZM226 125V127L227 128H225L224 126ZM243 124V125H242ZM257 124V125H256ZM17 125V126H16ZM61 125V126H60ZM109 125V126H108ZM112 125V126H111ZM117 125V126H116ZM128 125V126H127ZM131 125H132V127H131ZM141 125H143V126H141ZM147 125V126H146ZM149 125V126H148ZM155 127H154V126ZM192 125V126H191ZM193 125L195 126V127H193ZM211 125V126H210ZM235 125V126H234ZM238 125V126H237ZM256 127H255V126ZM21 126V127H20ZM31 126V127H30ZM50 126H52L51 128H50ZM63 126H65V127H63ZM80 126V127H79ZM87 126H88V128H92L91 129V131L93 132V128H95V130H96V128H97V130H98V132L96 131L95 132V130H94V134L95 135H93L92 133H89V132H91L90 131V129H88L87 128ZM121 126H123V129H122V127ZM142 128H140V127ZM152 128H151V127ZM157 126V127H156ZM210 126V127H209ZM220 126H222V127H220ZM230 126V127H229ZM232 126V127H231ZM236 126H237V128H236ZM241 126H243L242 127V129H240L241 128ZM246 128H245V127ZM20 127V128H19ZM54 127V129L56 130V131H54V132H52V130H54V129H52ZM57 127V128H56ZM112 127V129H110V128ZM114 127H116V128H114ZM118 127L121 129V130H117L118 131V134H114L113 132H115V133H117L116 132V130L115 129H118ZM124 127H126L127 129H129V131L126 129V128H124ZM130 127H131V130H130ZM144 127H145V130H143L144 129ZM154 127V128H153ZM173 127V128H172ZM185 127V128H184ZM208 127V128H207ZM248 127V128H247ZM263 127V128H262ZM75 128H76V132H73V137H72V135H70V134H72V132H71V130L72 131H75ZM164 128V129H163ZM171 128V129H170ZM183 128V129H182ZM200 128H201V130H200ZM205 130H207V132H205L204 131V129ZM225 128V129H224ZM232 128V129H231ZM235 130H234V129ZM261 128V129H260ZM3 129V130H2ZM52 129V130H51ZM62 129V130H61ZM79 129H80V131H81V133L80 132H78L79 131ZM109 129V130H108ZM125 129H126V133L124 134V132H125ZM134 129V130H133ZM139 129H141V130H139ZM153 129V134H152V131L151 130ZM157 129V130H156ZM161 129H162V131H161ZM173 129H174V131H173ZM191 129V130H190ZM196 131H195V130ZM218 129V131H216V130ZM239 129V130H238ZM257 129V130H256ZM260 129V130H259ZM263 129V130H262ZM87 132H86V131ZM169 130H170V132L172 133H170L169 132ZM185 130H187V131H185ZM223 130V131H222ZM234 130V131H233ZM35 131V132H34ZM64 133H62V132ZM68 131V132H67ZM84 131V132H83ZM89 131V132H88ZM120 131V132H119ZM141 131V132H140ZM142 131H143V133H142ZM151 131V132H150ZM168 131V132H167ZM178 133H180V135H181V133H182V135H181V137H177V132ZM180 131V132H179ZM192 131H195L196 132V134L197 135H199V136H197L196 134H194L195 132H192ZM204 131V132H203ZM214 131H216V132H218V133H215ZM224 131H227V132H224ZM239 133H238V132ZM242 131V132H241ZM244 131V132H243ZM252 131V132H251ZM52 133V135H51V133ZM56 132H58L59 134H60V136H59V134L57 133V135H56ZM67 132V133H66ZM108 132H111V133H113V136L111 135V133L109 134ZM122 132V133H121ZM138 132H140V134H142V135H140ZM145 132V133H144ZM147 132H149L148 134H147ZM174 132V133H173ZM191 132H192V134H191ZM214 132V133H213ZM230 132V133H229ZM248 132V133H247ZM74 133H76V135H74ZM85 134V135H83V134ZM86 133H88L89 135H90V140L89 141H87L88 140V137H89V135L88 134H86ZM129 133H131V134H129ZM163 133L165 134V133H167V135L165 134V135H163ZM176 133V134H175ZM184 133H185V135H184ZM202 133V134H201ZM203 133H205V135H206V137H204L205 135L203 134ZM212 133L213 135H211L210 136V134ZM224 133V134H223ZM225 133H229V134H225ZM237 133V134H236ZM250 133V134H249ZM258 133V134H257ZM56 136H55V135ZM125 136H124V135ZM127 134H129V135H127ZM136 134V135H135ZM139 134V135H138ZM170 134V135H169ZM188 134V136H186ZM202 136H201V135ZM218 134H219V136L220 137H218ZM236 134V135H235ZM238 134H239V136H238ZM259 134H261V135H259ZM33 135V136H32ZM68 135V136H67ZM79 135V137H77ZM85 136V137H83V136ZM87 135V136H86ZM133 135H134V137H133ZM144 135V136H143ZM150 135V136H149ZM176 136L177 137V139L176 138H174V139H172V137L173 136ZM179 135V134H178ZM190 135H192V138L194 137L193 135H195V137L192 139V141H194V142H197V143H194V145H193V142L191 141V136ZM216 135V136H215ZM232 135V136H231ZM236 136V137H234V136ZM258 135V136H257ZM52 136V137H51ZM55 136V137H54ZM62 136V137H61ZM74 136H76V137H74ZM81 136V137H80ZM93 136V138L91 139V137ZM102 136V137H101ZM119 136V138H117ZM124 136V137H123ZM143 138H142V137ZM152 136V137H151ZM154 136V137H153ZM164 136H166V137H164ZM167 136H168V138L170 139H172V140H174L175 142H173V141H170L168 138H167ZM170 136V137H169ZM184 136V137H183ZM208 136L209 137H211V138H213V139H210V138H208ZM226 136H228V137H230V139L229 138H226ZM243 136H244V138H243ZM15 137V138H14ZM44 137H45V139H44ZM51 137V138H50ZM67 139H66V138ZM72 139H71V138ZM183 137V138H182ZM203 137V138H202ZM215 137V138H214ZM217 137V138H216ZM233 137V138H232ZM254 137V138H253ZM263 137V138H262ZM61 138V139H60ZM62 138L64 139V140H62ZM69 138V139H68ZM81 140V142L79 141V139ZM82 138V139H81ZM84 138V139H83ZM87 138V139H86ZM105 138V139H104ZM115 138H117L118 140H120V141H116L115 140ZM121 138V139H120ZM123 138V139H122ZM125 138V139H124ZM128 138V139H127ZM164 139L167 143H165V145H164V147L166 148V149H168L169 148V150L171 151V149L172 150H175L174 152L173 151H171V153H172V155H171V153H170V151L169 150H167V151H169L168 152V154H170V155H168L167 154V151L166 152H164L165 151V148L163 147V145L162 144H164V143H162L163 141L161 140V139ZM166 138H167V140H169V141H167L166 140ZM182 138V139H181ZM197 138H198V141H197ZM206 138H207V142H206ZM236 140H238V141H236ZM239 138H240V140H239ZM246 138H248L247 139V141H246ZM262 138V139H261ZM17 139V140H16ZM47 139H51L50 141L49 140H47ZM60 139V141L62 140V141H64V142H66L67 140L70 142V143H68V141H67V143H68V145H66L65 143V145H64V148H63V145H59V143L61 144L62 142H59L58 140ZM74 139V140H73ZM76 139V140H75ZM109 141H108V140ZM114 139V140H113ZM154 139V140H153ZM184 139V140H183ZM195 139V140H194ZM199 139H200V141H199ZM210 139V140H209ZM216 139H219L218 141L216 140ZM233 139V140H232ZM244 139V140H243ZM253 139V140H252ZM261 139V140H260ZM52 140H54V141H52ZM72 140V141H71ZM78 140V141H77ZM111 140V141H110ZM130 140V141H129ZM134 140V141H133ZM156 140V141H155ZM178 140V141H177ZM212 140V141H211ZM213 140H216V141H214L213 142ZM226 141V142H224V141ZM257 140H258V142H257ZM14 141V142H13ZM43 141V142H42ZM47 141H49V142H51V143H49L50 145L52 144V143H54L55 142V144H52L53 145V147H51L52 149H50L51 151H52V153L50 152L49 153V150H45V152H44V149H47V147L48 146H50L49 144H48V142ZM127 141V142H126ZM138 141V142H137ZM149 141V142H148ZM153 141H154V143L155 142H157V144L155 143H153ZM162 143V144H160V142ZM186 142V143H183V142ZM189 141H191L192 142V151H194V154L196 153V155H194L193 154V152L192 151H190L191 149H189V146H190V143L191 142H189ZM201 141H203V143L205 144H203L202 146L200 145V144H202L201 143ZM219 141H221V142H219ZM228 141H232V143L231 142H228ZM250 141V142H249ZM262 141V142H261ZM39 142H40V144H39ZM47 142V143H46ZM57 142V143H56ZM87 142V143H86ZM134 142V143H133ZM168 142H170V143H168ZM171 142H173V145L171 146ZM178 142V143H177ZM188 142V143H187ZM210 142H212V145L210 144ZM237 142L238 143H241L240 144V146L237 144ZM246 142H248L247 143V146H244V144L243 143H245V145H246ZM260 142H261V144H260ZM35 145H34V144ZM42 143V144H41ZM76 143H78V145H80V146H77L76 145ZM80 143V144H79ZM85 143H86V145H85ZM113 143V144H112ZM115 143V144H114ZM117 143V144H116ZM119 143L120 144H122V145H120V146H118L119 145ZM220 143V144H219ZM221 143H222V145H226L225 147L224 146H222L221 145ZM224 143H226V144H224ZM229 143H230V145H229ZM252 145H251V144ZM257 143V144H256ZM7 144V146L8 147H10V148H8L7 146H5ZM11 144V145H10ZM34 145V147L37 145V146H41L39 149H38V147L36 146L35 148L36 149H38V150H36V151H34V149H32V147H33V145ZM56 144H58V145H56ZM63 144V143H62ZM83 144L85 145L84 147H83ZM87 144H88V146H87ZM147 144V145H146ZM168 144V145H167ZM176 144H178V145H176ZM228 144V145H227ZM233 144V145H232ZM248 144H250V146L248 145ZM258 144L262 147H260L259 148V146H258ZM27 145V146H26ZM29 145H32V146H29ZM48 145V146H47ZM55 145H56V149H55ZM75 145L77 146V147H75ZM93 146V147H91V146ZM96 147H95V146ZM125 145V146H124ZM132 145H134V146H132ZM135 145L138 147H135ZM148 145H149V147H148ZM154 145H155V147H154ZM160 145H162V146H160ZM175 145H176V147H177V149L175 148ZM187 145V146H186ZM196 145V146H195ZM208 147H207V146ZM219 145V146H218ZM234 147L235 145V148H234V150H236V152L238 151V152H240V151H242L243 150V147L245 148L244 150H243V152H242V154L241 155H244L245 154V152H246V155L245 156H241L243 159H245V161H243L242 162V160H240V156H238V155H240V153L237 155H235V151L233 152V148H231L232 146ZM3 146V147H2ZM21 146V147H20ZM23 146L26 148V147H28V148H23ZM44 146H47V147H44ZM110 146V147H109ZM131 146H132V148H131ZM160 147V148H162L163 147V150L161 149V151H160V148H157V147ZM171 146V147H170ZM210 146V147H209ZM216 146V147H215ZM218 146V147H217ZM220 146H221V148H220ZM239 148H238V147ZM255 146V148H253ZM257 146V147H256ZM6 149H5V148ZM18 147V148H17ZM33 147V148H34ZM60 147V148H59ZM83 147V148H82ZM99 147V148H98ZM144 147H146V149H147V147L149 148V150H150V153L151 154H153L154 153V155H149L150 157H151V159L149 158V156H148V154H149V151L147 152V150L144 148ZM153 147V148H152ZM168 147V148H167ZM186 147L188 148V149H186ZM190 147V148H191ZM195 147H199V149H200V151H198V148H195ZM249 147V148H248ZM18 149L17 151H15L14 149ZM20 148L22 149L23 148V151H24V149H25V152H22V150H20ZM50 147H48V149H49ZM62 148V149H61ZM75 148H77V150L75 149ZM79 148H80V150L81 149H84L83 151L81 150L80 152H81V156H80V152H79ZM89 148V149H88ZM91 148V149H90ZM93 148V149H92ZM100 148H102V149H100ZM109 148V149H108ZM123 149L122 151L120 150V149ZM131 148V149H130ZM171 148V149H170ZM182 148L184 149V151L182 150ZM201 148H203V151L205 150V152H203L202 150H201ZM209 149V150H207V149ZM222 148H224V149H222ZM251 148V149H250ZM259 148V151L257 150V149ZM9 149V150H8ZM11 149L15 152V153H17V154H15L13 151H11ZM55 149V150H54ZM57 149H60V150H57ZM65 149H66V151H65ZM100 149V150H99ZM135 149V150H134ZM140 149H141V151H140ZM155 149V150H154ZM158 149H159V151L160 152H164V153H166L165 155H163V154H161V155H163V156H161L160 154H158L157 152H159L158 151ZM182 150V152H181V150ZM196 149H197V151H196ZM210 149H212V150H210ZM231 149V153H230V150ZM250 149V150H249ZM254 150V152H256L255 153V155L254 154H251V153H249V152H252V153H254L253 152V150ZM21 152H20V151ZM26 150H28V152H26ZM39 150H41V152L39 151ZM54 150V151H53ZM57 150V151H56ZM64 150V151H63ZM74 150V151H73ZM94 150H95V152H94ZM97 150H99V151H97ZM126 151V153H125V151ZM133 150V151H132ZM155 152H154V151ZM207 150V151H206ZM216 152H215V151ZM221 150H222V152H221ZM229 152H228V151ZM248 150H249V152H248ZM2 151H4V153L2 152ZM10 152V154L8 153V152ZM33 151V152H32ZM44 153H43V152ZM46 151H48L47 153H46ZM59 151H61V152H59ZM78 151V152H77ZM96 151H97V154H96ZM138 151V152H137ZM140 151V152H139ZM152 151V152H151ZM211 151V153H209ZM214 151V152H213ZM2 152V153H1ZM6 152V153H5ZM36 152V153H35ZM56 152L57 153H60V156L59 155H56ZM68 152V153H67ZM75 152H77V153H75ZM112 152V153H111ZM124 152V153H123ZM130 152V153H129ZM135 152V153H134ZM147 154H146V153ZM177 154H176V153ZM185 152H187V154L188 155H186L185 154ZM205 153L206 154V156L205 155H203L202 153ZM218 152V153H217ZM224 152V153H223ZM237 152V153H238ZM259 152V153H258ZM19 153V154H18ZM24 153V154H23ZM27 153V154H26ZM32 153H35V155H36V157H35V155H33ZM39 153H43V154H41V155H43L42 157H45V156H47V157H52L54 154L56 155H54L55 157H56V159H57V161H56V159L54 158V157H52V158H50V159H52L53 160V162L55 163H53L52 162V160H50L49 158H47V157H45L46 159H42V157L41 156H39ZM61 153L63 154V153H65L66 155H64V156H62L61 155ZM103 153V154H102ZM124 156H122L121 154ZM132 153V154H131ZM156 153V154H155ZM189 153H190V155H189ZM215 153H217L216 155L219 157V159H218V157L217 156H215ZM232 154V155H228V154ZM259 155H258V154ZM262 153V154H261ZM9 154V155H8ZM13 154H15L16 155V157H14L15 155H13ZM38 154V155H37ZM46 154H48V155H46ZM52 155V156H49V155ZM76 154H78V155H76ZM130 154V155H129ZM138 154V155H137ZM145 156H144V155ZM173 154H175V155H173ZM180 154H181V157H180V159L178 158V156H180ZM209 154V155H208ZM214 154V155H213ZM220 156H222V157H220ZM225 154V155H224ZM226 154H227V157H226ZM250 154V155H249ZM3 155H7L6 156V158H7V160H10V162L12 163V161H14L12 164L10 163V162H8V161H6V158L3 156ZM24 155V156H23ZM30 155H32L31 157L32 158H30ZM68 155V156H67ZM97 155H99V156H97ZM120 156V158L118 157V156ZM133 155V156H132ZM160 157H159V156ZM167 155V156H166ZM185 155V156H184ZM201 155H203V156H201ZM224 155V156H223ZM253 155H254V158H253ZM2 156V157H1ZM10 156H12L11 158H12V160H11V158H10ZM18 156H20V157H18ZM21 156H23V157H25L26 156V158L25 159H23V157H21ZM38 156V157H37ZM109 156H111V157H109ZM127 156V157H126ZM130 156V157H129ZM144 158V157H146L148 160L145 162V160H146V158H144L145 160L143 161V159L141 158ZM153 156H155V157H153ZM159 157L158 159H157V157ZM168 156L169 157H171L170 159L171 160H173V162H171V160L168 158ZM186 156H188L187 158H186ZM201 156V157H200ZM211 156V157H210ZM228 156L229 157H231L232 156V159H230V158H228ZM256 156V157H255ZM20 158L19 160H18V158ZM39 157H41V158H39ZM57 157H60V158H57ZM62 157H64V159L65 160H67V161H65ZM67 157V158H66ZM74 158V159H72V158ZM87 157V158H86ZM90 157V158H89ZM93 157V158H92ZM118 157V158H117ZM126 157V158H125ZM134 157V159H132ZM138 157V158H137ZM164 157H166V159L164 158ZM186 159H185V158ZM224 157H225V160L226 161H229V162H225V160H224ZM239 157V158H238ZM247 157H248V159H247ZM251 157V158H250ZM259 157V158H258ZM9 158V159H8ZM27 158H29L28 160H27ZM34 158H35V161H34ZM69 158V159H68ZM79 158V159H78ZM102 160H100V159ZM138 160H137V159ZM162 158H164V159H162ZM192 158L193 159H195V160H193L192 161ZM197 158V159H196ZM199 158V159H198ZM203 158V159H202ZM208 160H207V159ZM220 158H222V159H220ZM234 158L235 159H237V160H234ZM257 160H256V159ZM261 158V159H260ZM3 159H5V161L3 160ZM13 159H16V160H13ZM22 159V160H21ZM38 159H40L41 160V162L43 163V164H40V161H38ZM61 159V160H60ZM89 159V160H88ZM117 159H122V160H124V162H122V161H120V160H117ZM127 159V160H126ZM135 159H136V161H138L137 163H136V161H135ZM156 159V160H155ZM214 160V161H211V160ZM221 160V161H216V160ZM231 161H230V160ZM251 159V160H250ZM24 160H25V162H24ZM31 160H33V161H30ZM47 160V162H46V165H45V161ZM73 160V161H72ZM79 160V161H78ZM88 160V161H87ZM97 160V161H96ZM98 160H100V161H98ZM108 160H110L109 162V164H108ZM117 160V161H116ZM132 160H134V162L132 161ZM151 160V161H150ZM162 160V162H160V161ZM179 160V161H178ZM188 160H190V161H188ZM197 160V161H196ZM202 160H204V161H202ZM224 160V161H223ZM232 160H234V162L232 161ZM255 160H256V163H255ZM260 160H262V161H260ZM17 161V163L19 164L20 162H23L21 165L19 164H16L15 162ZM18 161H20V162H18ZM48 161H49V163H48ZM60 161H61V163L64 165V166H68V168H67V170H64L63 171V175L60 173V171L59 170H63V168L62 167H64L61 163H60ZM72 162V164H70L71 162ZM104 161V162H103ZM117 163V165H115V164H112V163H115V162ZM123 163V165L124 166H122V164L120 163ZM131 161V162H130ZM139 161H143L142 163L141 162H139ZM149 161V162H148ZM157 162V163H154V162ZM170 161V162H169ZM208 161V162H207ZM213 162V163H210V162ZM239 162V163H236V162ZM254 161V162H253ZM34 162V163H33ZM37 162H39V164L37 163ZM59 162V163H58ZM64 162H68V163H64ZM79 162H80V164H79ZM103 164V165H100L101 163ZM107 162V166L105 165V163ZM148 164V167H147V165H143V164ZM184 162H186L184 165H183V163ZM197 162H200L201 163V166H200V164H198V166H197ZM206 162V163H205ZM215 162H216V164H219V165H214L215 164ZM217 162H220V163H217ZM231 162H233V163H231ZM250 162H253L254 163V165L252 164V165H250ZM263 162V163H262ZM8 163H10L11 165H13L14 164V166H10ZM31 163V165L29 166V164ZM50 163H52V167H53V170H51L52 168L50 167L51 165H50ZM57 163L58 164H60L59 166L57 165ZM77 165H76V164ZM94 163H95V165H94ZM98 163H99V165H98ZM120 163V164H119ZM132 165L131 167H130V165ZM139 163V164H138ZM153 163V164H152ZM159 163V164H158ZM162 165H161V164ZM196 163V165H195V167H194V164ZM207 163L210 165H207ZM224 163V164H223ZM225 163H226V165H229V166H226L225 165ZM235 163H236V166H234L235 165ZM241 163V164H240ZM247 163V164H246ZM248 163H249V165H248ZM16 164V165H15ZM27 164V165H26ZM34 164H36V166L34 165ZM47 164L48 165H50L49 166V168L47 167ZM81 164H83V165H81ZM140 164H141V166H143V168L142 167H139L140 166ZM155 164H157V165H155ZM178 164H179V168H178ZM187 164V165H186ZM192 166L191 168L193 169V171L192 170H190L191 168H190V165ZM204 164L206 165V166H208L207 168H206V166H204ZM222 164L225 166V167H227L228 169H226L227 171H228V173L227 172H225L226 170H225V167L223 166L222 167ZM231 164H232V166H231ZM234 164V165H233ZM239 164L241 165V167L239 166ZM244 164H246L245 166H244ZM9 166L8 168H7V166ZM38 165V166H37ZM43 165H45V166H43ZM54 165L56 166L55 168H54ZM70 165V166H69ZM80 165L81 166H83V168L81 167L80 168ZM86 165H88L87 166V168H86ZM91 165H92V167H91ZM111 165V166H110ZM121 167H120V166ZM129 165V167H130V169H128L129 167H127L126 169H124L126 166H128ZM155 165V167H153ZM159 165H160V168H159ZM164 165V166H163ZM167 165H168V167H167ZM248 165V166H247ZM16 166V167H15ZM17 166H18V168H17ZM21 166V167H20ZM22 166H24V168H22ZM29 166V167H28ZM60 166H62V167H60ZM115 166V167H114ZM117 166V167H116ZM119 166V167H118ZM134 166H137V167H134ZM150 166H152L153 168H151ZM162 166V167H161ZM185 166V167H184ZM187 166V167H186ZM220 166V167H219ZM251 166H252V168H251ZM2 167H4L3 168V170H2ZM20 167V168H19ZM35 167V168H34ZM39 167H41V168H39ZM43 167H46L45 168V170L47 171V169H49V170H51V171H48V172H53L54 174H56V175H52V176H54L53 177V179H52V177H51V174L50 173H44V172H46V171H44L43 169ZM72 167V168H71ZM75 167V168H74ZM77 167H79V168H77ZM99 167H101V168H103V167H105L104 168V170H106V172L104 171V170H102L101 172H100V169H99ZM108 167V168H107ZM110 167H114V169L115 168H117L116 170H114V169H112V168H110ZM122 167H123V169H122ZM133 167V168H132ZM145 167H147V168H145ZM159 168V170H158V168ZM164 167V168H163ZM177 167V168H176ZM194 167V168H193ZM203 167H205V168H203ZM212 167H214V168H212ZM234 167V168H233ZM245 167H247V168H245ZM6 168V169H5ZM14 168L16 169V171L14 170ZM62 168V169H61ZM78 170H77V169ZM97 168V169H96ZM107 168V169H106ZM112 169L113 170V172L115 171L116 173L119 171V170H121V172H119V174L117 173H113L112 172V170H110V169ZM120 168V169H119ZM136 168V169H135ZM144 169V171H142V169ZM149 168H151V169H155L154 170V174H152V170L151 169H149ZM163 168V169H162ZM210 168V169H209ZM216 168V169H215ZM219 168L221 169V170H219ZM230 168H232L231 170H230ZM250 168L251 169H253V171L252 170H250ZM9 169H11L10 171H8ZM20 169H22V172H20L21 170ZM23 169H24V171H23ZM42 169V170H41ZM55 169V170H54ZM76 169V171L75 172H73L74 170ZM80 169H82V171H80ZM94 169V170H93ZM119 169V170H118ZM133 169H135L134 171H133ZM138 169H139V172H138ZM141 169V170H140ZM146 169H148V170H146ZM165 169L166 170H170V172L168 171V173H166L165 175H163L165 172H167V171H165ZM177 169H179V170H181V172L180 171H178ZM186 169H187V171H186ZM207 170V171H205V170ZM212 169V170H211ZM218 169V170H217ZM224 170V172H225V176L221 173V172H223V170ZM13 170H14V172H13ZM17 170H19V172H18V174H16V172H17ZM27 170V171H26ZM56 170H58L59 171V173H60V176H59V173H58V171H56ZM90 170V171H89ZM91 170H93V171H91ZM108 170H110V172H112V173H109V171ZM122 170H126L125 172L124 171H122ZM161 170H162V173H160L161 172ZM163 170H164V172H163ZM171 170H172V172H171ZM237 170V171H236ZM245 170V171H244ZM258 170V171H257ZM262 170V171H261ZM8 171V172H7ZM42 171H43V173H42ZM54 171H56V173L54 172ZM128 171H131V172H128ZM137 171V172H136ZM156 171V172H155ZM173 171H175V172H177V173H181L182 175L180 176V174H178L179 175V177L181 178H179L178 177V175H176L177 173H174ZM190 171L193 173V174H191L190 176H189V174L188 173H190ZM205 171V172H204ZM211 171V172H210ZM214 171L216 172L215 174H214ZM219 171H220V175H218L219 174ZM234 171V172H233ZM248 171L249 172H251V175L252 176H254V180L256 179V184H257V182H258V186L256 185V184H254V180H253V177H251V175H250V173H248ZM10 172V173H9ZM14 173V175H13V173ZM89 172V173H88ZM105 172V173H104ZM126 172L127 173H129V175L128 174H126ZM145 174H144V173ZM148 174H150V175H148V176H151V177H148L147 176V178H146V174L147 173ZM200 173V176H196V175H199L198 173ZM240 172V173H239ZM253 172V173H252ZM258 172V173H257ZM5 173V174H4ZM8 173V174H7ZM23 173V174H22ZM24 173H27V174H24ZM102 173V175H100ZM107 173V174H106ZM122 173V175L120 176V174ZM134 173V174H133ZM137 173V174H136ZM140 175H139V174ZM143 173V174H142ZM159 173V174H158ZM170 173V174H169ZM174 173V174H173ZM185 173H187L186 175H184ZM208 173V174H207ZM209 173H211V176H209V177H207L206 178V176H204V175H209ZM257 173V174H256ZM261 175H260V174ZM4 174V175H3ZM21 176H20V175ZM48 174H50V176L48 175ZM65 174H66V176H65ZM94 174V175H93ZM99 174V175H98ZM109 174V175H108ZM131 174H132V176H135V178L136 179H134L133 177H131ZM153 175V177H152V175ZM168 174H169V176H168ZM236 174V175H235ZM239 176H238V175ZM250 176H249V175ZM255 174V175H254ZM7 175H13L10 179H9V177L7 176ZM45 175H46V177L48 178V180L49 181H47V179H46V181L48 182H46V185H45ZM71 175V176H70ZM97 175V176H96ZM113 175V176H112ZM125 175H126V177H125ZM128 175V176H127ZM138 175H139V177H138ZM142 175V176H141ZM144 175H145V177H144ZM158 175H159V177H158ZM163 175V177H160V176H162ZM174 175V176H173ZM194 175L197 177H194ZM202 175L204 176V177H202ZM212 175H213V177H212ZM222 175H223V177H222ZM235 175V176H234ZM248 175V176H247ZM260 175V176H259ZM6 176L8 177V178H6ZM30 178H28V177ZM64 176V177H63ZM91 176V177H90ZM103 177V179H102V177ZM110 176H112V179H114L113 181H112V179H111V177ZM115 176V177H114ZM155 176H157V177H155ZM166 178H165V177ZM189 176V177H188ZM216 176H218V177H216ZM244 176V177H243ZM19 177V178H18ZM21 177H23V178H21ZM51 177V178H50ZM82 177V178H81ZM88 177H90L89 179H87ZM93 177H95V179L93 178ZM96 177H98V178H100V179H98V178H96ZM117 177V178H116ZM126 179V182L128 183V185L125 183V181H124V178ZM129 177H131V179L129 178ZM142 177V178H141ZM154 177H155V179H156V181H154L155 179H154ZM216 177V178H215ZM251 177V178H250ZM257 177V178H256ZM260 177H263V179H261L260 180ZM55 178H57L56 180H55ZM109 178V179H108ZM141 178V179H140ZM145 178H146V180H145ZM162 178V179H161ZM165 178V179H164ZM184 178H185V180H184ZM189 178V179H188ZM195 178L198 180H195ZM201 178V179H200ZM209 178V179H208ZM217 178H219V182H216V180L215 179H217ZM231 178V179H230ZM234 178V179H233ZM42 180V183H41V180ZM50 179H52V181L53 182H55V183H53V182H51V180ZM62 179V180H61ZM85 179H86V181H85ZM93 179V180H92ZM100 180L99 182H100V184H99V182H98V184L100 185V186H98V184H97V182H95L96 180ZM101 179L104 181H102V183H101ZM105 179V180H104ZM111 179V180H110ZM138 179V180H137ZM152 179V180H151ZM163 179H164V181H163ZM169 179V180H168ZM171 179V180H170ZM176 181V182H174V180ZM211 179V180H210ZM220 179H221V181H220ZM248 179V180H247ZM249 179H250V181H251V179H252V183L251 182H249ZM5 181V182H8V184H6L5 182H3V181ZM14 183V185H13V183L11 182V181ZM39 180H40V182H39ZM44 180V181H43ZM60 180V181H59ZM83 180V182L81 183V184H85L86 182H88V183H90V184H88L87 183V186H80V182ZM90 180H92V182H93V184L91 183V181ZM97 180V181H98ZM117 182H116V181ZM121 180H123L121 183H123V185L119 182V181H121ZM182 180H183V182H185V183H182ZM194 180H195V182H194ZM202 181L201 182V184L199 183L200 181ZM206 181L205 183H204V181ZM211 181V183H210V181ZM212 180L213 181H215V182H212ZM218 180V179H217ZM230 180V181H229ZM237 180V181H236ZM76 181V182H75ZM78 181V182H77ZM90 181V182H89ZM145 181H149V182H145ZM157 181H159V183H160V185L162 186L161 187V189H160V186H159V183L157 182ZM161 181H162V183H161ZM166 181H169V182H167L168 183V186H166ZM177 181H179V185L183 188H181L179 185H177ZM181 181V182H180ZM197 181V182H196ZM207 181H209V182H207ZM236 181V182H235ZM248 181V182H247ZM260 181V182H259ZM3 182V183H2ZM24 182V183H23ZM58 182V183H57ZM59 182H61L60 184H59ZM94 182H95V184H94ZM110 182H112V183H110ZM132 182H134L137 186V188H138V190L140 191V192H138V190L136 189V187H134L135 186V184L134 183H132ZM165 182V183H164ZM172 182V183H171ZM194 182V183H193ZM6 184V186H5V184ZM27 183V184H26ZM49 183H52V186H51V184L49 185ZM69 183V184H68ZM72 183H73V185H72ZM106 183H108L109 185H107ZM121 184L123 187H121V185H119V184ZM139 183L141 184V185H139ZM145 183H146V185H145ZM176 185H175V184ZM210 183V184H209ZM239 183V186H237L236 184H238ZM26 184V185H25ZM30 184H32V185H30ZM62 184V185H61ZM71 185L72 186V188H71V186H66V185ZM76 184H77V186H76ZM105 184H106V187H105ZM112 184V185H111ZM114 184V185H113ZM116 184H117V186H118V188H115V187H117L116 186ZM148 184V185H147ZM158 184V185H157ZM164 184V185H163ZM170 184V185H169ZM175 186H177L176 187V189L174 190V185ZM185 184V185H184ZM190 184H192L190 187H193V184H194V187H195V185H196V187L194 188H192L191 190H190V188H189V185ZM203 184H204V186H203ZM206 184V185H205ZM212 184L214 185V187L212 186ZM246 184V185H245ZM247 184H250L249 186H247ZM36 185H37V187H36ZM38 185H40V186H43L42 188H43V191H42V189H41V187L40 186H38ZM59 187H58V186ZM86 185V184H85ZM90 185V186H89ZM94 185H97L96 187L94 186ZM103 185H104V187H103ZM126 185V186H125ZM145 185V186H144ZM156 185L158 186V187H156ZM172 185V186H171ZM200 187H199V186ZM216 185V186H215ZM241 185H242V187H241ZM252 185V186H251ZM253 185H255V186H253ZM262 185V186H261ZM4 186V187H3ZM27 186H31V187H27ZM67 188H65V187ZM74 186V187H73ZM95 188H94V187ZM111 186V188H109ZM113 186V187H112ZM119 186H120V190H119ZM131 186H132V188H131ZM142 186V187H141ZM151 186H153V187H151ZM154 186H155V188H154ZM165 186V187H164ZM174 186V187H173ZM185 186H186V188L187 189H184L185 188ZM209 186V188H207ZM224 186V187H223ZM2 187H3V189H2ZM7 187H9V188H11V189H9V188H7ZM16 187H20V189L18 188V190H17V188L15 189ZM26 187H27V190H29V191H27L26 190ZM33 187V188H32ZM38 187H39V189H38ZM44 187H45V191L47 190V193L46 192H44ZM50 187H52V188H54V189H51L52 190V192H51V190L49 189ZM62 187H64V189L62 188ZM82 187V188H81ZM84 187H87L86 188V194L87 195H85L84 194V192L85 191H83V190H85L84 189ZM92 187H93V189H92ZM99 187H101V189L102 190H100V188ZM126 187V188H125ZM127 187H129L128 189H127ZM139 187H141L140 189H139ZM144 187V188H143ZM146 187H147V190H148V192H147V190H146ZM169 187H172V188H170V189H168ZM181 188V190H180V188ZM197 187L199 188V190H197L198 192H197V194L199 195V196H197V194H196V192H195V194H196V196L194 197H192V194H190V193H192L193 191L192 190H194L195 189V191H196V189H197ZM201 187H202V189H201ZM213 187V188H212ZM215 187H218V188H215ZM221 187V188H220ZM229 187V188H228ZM233 187H236V188H233ZM247 187V188H246ZM7 190H6V189ZM21 188L23 189V190H21ZM29 188V189H28ZM30 188H32V189H30ZM34 188H35V193L37 194L36 196H35V194H33L34 192H32V191H34ZM58 188H60V189H58ZM70 188V189H69ZM77 188H79L80 189V191H78V189ZM88 188H89V190L90 191H88ZM93 190H91V189ZM179 188V190H177ZM215 188V189H214ZM223 188H224V191L222 192V190H223ZM258 188V189H257ZM6 190V192L5 193H3L5 190ZM9 189V190H8ZM50 190V192H49V190ZM77 189V190H76ZM83 189V190H82ZM127 189V190H126ZM132 189V190H131ZM142 189V190H141ZM145 189V190H144ZM168 189V193L166 192V190ZM172 189V190H171ZM218 189V190H217ZM219 189H221V190H219ZM236 189V190H238V191H234V190ZM242 189V190H241ZM245 189V190H244ZM249 189V191L248 192H251V196H252V198H250L251 196H250V193L249 194H247V190ZM252 189H256L255 190V192H254V190H252ZM260 189H262V190H260ZM11 190V191H10ZM12 190L14 191V190H17L15 193L14 192H12ZM36 190H37V192H36ZM62 190H64V191H62ZM68 190H70L69 192H68ZM72 190L74 191L73 193H72ZM76 190V191H75ZM100 191V193H99V191ZM111 190V191H110ZM112 190H114V191H112ZM123 190H125V191H123ZM159 191V193H158V191ZM163 190H165V192L163 191ZM183 190L185 191V193L183 192ZM186 190H187V192H188V194H190L191 196L189 197V195H187V192H186ZM189 190V191H188ZM208 190V195H207V191ZM213 190V191H212ZM21 191L23 192V193H21ZM25 191H27V193L25 192ZM55 191V192H54ZM57 191V192H56ZM105 191V192H104ZM110 191V192H109ZM121 191H123L122 192V194H123V196H121V197H119L120 195V192ZM129 191V192H128ZM134 191V192H133ZM145 192V194H144V192ZM157 191V192H156ZM173 191H174V193H173ZM183 193H182V192ZM206 192V193H204V192ZM217 191V192H216ZM231 191V193H229L228 194V192H230ZM233 191H234V193H233ZM12 192V193H11ZM27 194V195H25V193ZM29 192V193H28ZM31 192V193H30ZM38 192H40V193H38ZM49 192V193H48ZM61 192V193H60ZM62 192H63V194H62ZM68 192V193H67ZM77 194H76V193ZM80 192V193H79ZM93 192V193H92ZM96 192H98V193H96ZM106 192H108V193H110L109 195H107V193ZM114 192H116V193H114ZM125 192H127L128 194H130V193H132V194H130V198H128L129 197V195L127 194V193H125ZM135 192H136V195L134 196V194H135ZM158 193L157 194V196H156V194L154 195L153 193ZM181 192V193H180ZM190 192V193H189ZM201 192L203 193V194H201ZM221 194H224L225 196H223V195H221ZM224 192H226V193H224ZM240 192H242L241 194H240ZM244 192H246V193H244ZM263 192V193H262ZM6 193H8L7 195H6ZM48 195V197L50 198H48V197H45V196H47L46 194ZM50 193H51V195H50ZM54 193V194H53ZM55 193H56V195H55ZM60 193V194H59ZM71 193V194H70ZM78 193H79V195H78ZM81 193H83V195L81 194ZM177 193V194H176ZM213 195H212V194ZM219 193V194H218ZM236 193H239V195L238 194H236ZM244 193V194H243ZM11 194V195H10ZM14 194V195H13ZM23 194V195H22ZM33 194V195H32ZM95 196H94V195ZM97 194H99V195H97ZM103 194V195H102ZM111 194H112V196H111ZM116 194H117V196L119 197H117L116 196ZM121 194V195H122ZM126 194V195H125ZM147 194V195H146ZM182 194V195H181ZM194 194V193H193ZM226 194H228L229 196H226ZM232 194V195H231ZM236 196H235V195ZM245 194H246V196H245ZM255 194H257V196L255 195ZM2 195V196H1ZM24 195L25 196H27V197H25V199L24 200H26L27 202L29 201L30 203L31 202H33V201H31V200H33V199H35V201H37V202H33L34 204H30L29 202L27 203L26 201H24L23 200V197H24ZM63 195V196H62ZM105 195H107V197L109 198L110 196V199H108V201H107V198H105ZM146 197H145V196ZM160 195V196H159ZM163 195L164 196H170V198H169V196L166 198H164L163 197ZM176 195V196H175ZM181 195V196H180ZM184 195H186V196H184ZM205 195H207V196H205ZM216 195V196H215ZM238 195V196H237ZM262 195H263V197H262ZM19 196H20V198L21 199H19ZM22 196V197H21ZM31 196V197H30ZM51 196V197H50ZM53 196H55L54 198H52ZM59 196V197H58ZM65 196H67L66 197V200H65ZM81 196V197H80ZM87 196V197H86ZM90 196V197H89ZM104 196V197H103ZM115 196H116V200L114 199L115 198ZM137 196H138V199H137ZM144 196V197H143ZM151 196V197H150ZM159 196V197H158ZM174 196L176 197V199L174 198ZM180 196V197H179ZM209 196V197H208ZM214 196V197H213ZM220 196V197H219ZM221 196H223V197H225L224 198V200L222 199L223 197H221ZM241 196V198H239ZM250 196V197H249ZM255 196V197H254ZM258 196H259V199H258ZM10 197H12V198H10ZM34 197V198H33ZM36 197V198H35ZM38 197V198H37ZM45 197V198H44ZM71 197H73V199H72V201H71ZM78 197V198H77ZM83 197V198H82ZM96 197V198H95ZM126 198V201H128V202H119V204L117 203L118 201H124V198ZM134 197H135V199H134ZM140 197H141V199H140ZM143 197V198H142ZM185 197V198H184ZM192 197V198H191ZM201 197V198H200ZM212 199H211V198ZM216 197H217V199H216ZM234 198L235 197V199H233L232 200V198ZM8 198V199H7ZM13 198H16L15 200L16 201H14V199ZM27 198H28V200H27ZM47 198H48V200H47ZM100 198V199H99ZM101 198H105V200L106 201H104V199H102L101 200ZM118 198V199H117ZM133 198V199H132ZM150 198H151V200H152V202L153 203H151V200H150ZM162 198V199H161ZM177 198H179V199H177ZM187 198V199H186ZM194 198V199H193ZM199 198V199H198ZM204 198H205V200H208V199H210V200H208V202L207 201H205L204 200ZM243 198V199H242ZM246 198V199H245ZM257 198V200H256V202H255V199ZM45 201V203H43L42 201ZM46 199V200H45ZM53 199V200H52ZM63 199V200H62ZM78 199H79V201L81 200V202H78ZM88 199H90V200H88ZM94 199L95 201H97V204L99 205H97L96 204V202L94 201V202H92V200ZM114 199V200H113ZM128 199V200H127ZM137 199V201H134V200H136ZM149 199V200H148ZM155 199H156V201H155ZM164 199V200H163ZM172 201H171V200ZM175 199V200H174ZM180 199H181V201H180ZM189 199H190V202H189ZM220 199V200H219ZM226 199V200H225ZM229 199V200H228ZM253 201H252V200ZM6 200H7V202H8V205H7V202H6ZM10 200H11V203H10ZM68 200H70L71 201V204L69 203V201ZM73 200H74V202L76 201V202H78V203H73ZM98 200H100L101 202L103 201V203L107 206H105L104 204H102V203H100V201L98 202ZM132 200V201H131ZM144 200V201H143ZM148 200V201H147ZM160 200H163L164 201V203H163V201H160ZM167 200V201H166ZM195 202H194V201ZM200 200V201H199ZM217 200V201H216ZM238 200V201H237ZM246 201V203H245V201ZM248 200H250L251 202L250 203H252V204H250L249 203V201ZM40 201V202H39ZM50 203H49V202ZM56 201V202H55ZM88 201H89V203H88ZM139 201V202H138ZM188 203H187V202ZM196 201L198 202V204H195L196 203ZM201 201H205L204 203L202 202L201 203ZM218 201H219V203H218ZM222 201V202H221ZM230 201H235L234 202V204H233V202H230ZM244 201V202H243ZM260 201V202H259ZM2 202L3 203H5V205L7 206H5V205H3L2 204ZM20 202L21 203H25L24 205L23 204H20ZM53 202V203H52ZM55 202V203H54ZM106 202H108V203H106ZM111 202H113V203H111ZM134 202H136V203H134ZM138 202V203H137ZM151 203L150 205H147V204H149V203ZM181 202V203H180ZM183 202H185V203H183ZM192 202H194V206H193V203ZM210 202V203H209ZM221 202V203H220ZM228 204H227V203ZM229 202H230V204H229ZM237 202V203H236ZM258 202V203H257ZM264 202V201H263ZM15 203H17V205H15ZM27 203V204H26ZM40 203H43L42 204V206H41V204ZM48 203V204H47ZM59 203V204H58ZM60 203H61V206L62 207H60V206H58V205H60ZM122 203V204H121ZM127 203L128 204H130V206H134V208H132V207H130L129 205H127ZM168 203V204H167ZM183 203V204H182ZM206 203H207V205L209 206V207H207V205H206ZM212 203H216V205L217 206H215L214 204H212ZM222 203H224V204H222ZM232 203V204H231ZM241 203H243L244 205H242ZM255 203V204H254ZM36 204V205H35ZM50 204V205H49ZM52 204H53V206H52ZM55 204V205H54ZM69 204L70 205H72L73 206V208H72V206H71V208H72V210H71V208H70V206H69ZM74 204V205H73ZM92 204V205H91ZM109 204L110 205H112L111 207L109 206ZM117 204V205H116ZM138 204H139V206H138ZM145 204V205H144ZM170 204V205H169ZM179 204H181V205H179ZM188 204V208H187V205ZM220 204H222V206L220 205ZM239 204V205H238ZM261 204H262V206H261ZM3 205V206H2ZM12 205H13V207H12ZM19 205V206H18ZM22 207H21V206ZM27 207H26V206ZM39 205L41 206V208L39 209ZM44 205H46V207H44ZM64 205H65V207H64ZM67 205V206H66ZM79 205V206H78ZM82 205V206H81ZM103 205V206H102ZM113 205H114V208H113V211H112V207H113ZM145 207V209H143L144 207ZM162 205V206H161ZM184 205H185V207H184ZM197 205V206H196ZM200 205V206H199ZM205 206V207H203V206ZM227 205V206H226ZM235 205V206H234ZM239 206V208L240 209H238V206ZM241 205V206H240ZM254 205V206H253ZM256 205V206H255ZM8 206H10V207H8ZM30 208H29V207ZM47 206H48V208H47ZM78 206V207H77ZM101 206V207H100ZM116 206H118V208L116 207ZM125 206H128V207H125ZM152 206V207H151ZM158 206V207H157ZM191 206H193V207H191ZM199 206V207H198ZM221 206V207H220ZM224 206H226V207H228V208H230V209H228V208H226V207H224ZM233 206V207H232ZM248 206V207H247ZM253 206V207H252ZM261 206V207H260ZM21 207V208H20ZM42 207H44L43 208V210H42ZM58 207V208H57ZM81 207V208H80ZM106 207V208H105ZM110 207V208H109ZM121 209H120V208ZM197 207H198V209H197ZM217 209H219V210H216V208ZM223 207H224V209H223ZM242 207V208H241ZM257 207V208H256ZM260 207V208H259ZM5 208L7 209L6 211H4L5 210ZM18 208H20V210L18 209ZM30 210H29V209ZM70 208V209H69ZM79 208V209H78ZM101 210V212H99L100 210ZM104 210L103 211V214H102V209ZM109 208V209H108ZM148 208V209H147ZM150 208H152V209H150ZM190 208V209H189ZM194 210H193V209ZM202 208H203V210H204V208H205V212L204 211H202ZM207 208H209L210 210H208ZM247 209V208H249V209H247V210H244V209ZM77 209V210H76ZM80 209H82L81 210V213L83 212V216H82V214L81 213H79L80 212ZM83 209H85L84 211H83ZM91 209H93V210H91ZM111 209V210H110ZM117 209V210H116ZM128 209V210H127ZM129 209H130V213L131 214H129ZM137 209V210H136ZM143 211H142V210ZM183 211H182V210ZM195 209H196V211H197V213H196V211H195ZM200 209V210H199ZM212 209V210H211ZM224 211H223V210ZM228 209V210H227ZM236 209H238V210H236ZM8 210H10V211H12V213L10 212V211H8ZM15 210V211H14ZM22 210V211H21ZM25 210V211H24ZM32 210V211H31ZM47 210H48V212H47ZM58 210V211H57ZM60 210V211H59ZM69 210V211H68ZM89 210V211H88ZM96 210H99L98 212L96 211ZM132 210H133V212H132ZM139 210V211H138ZM146 210V211H145ZM152 210H153V212H152ZM156 210V212H154ZM186 210V211H185ZM190 212V210H191V212L189 213L188 211ZM208 210V211H207ZM248 210H250V211H248ZM3 211V212H2ZM21 213H20V212ZM23 211H24V213H23ZM29 211V212H28ZM37 211H38V213H37ZM42 211H44V212H42ZM51 211V212H50ZM57 211V212H56ZM66 211V212H65ZM73 212L72 213V215L70 214L71 212ZM79 211V212H78ZM96 211V212H95ZM112 212V213H110V212ZM118 212V215H116L117 213L116 212ZM120 211L123 213H120ZM195 211V212H194ZM199 211H200V213H199ZM206 211L208 212V213H206ZM218 211H220V212H222L223 211V213H221L220 214V212H218ZM225 211H226V213H225ZM229 211V212H228ZM239 211V212H238ZM248 212V214H246L247 212ZM10 212V213H9ZM16 212V213H15ZM42 212V213H41ZM59 212V213H58ZM63 212V213H62ZM68 212H70V213H68ZM107 212V213H106ZM114 212V213H113ZM127 212V213H126ZM185 212L189 215H185ZM215 212V213H214ZM228 212V213H227ZM231 212V213H230ZM238 213V215L237 216H235L237 213ZM243 212V213H242ZM15 213V214H14ZM23 213V214H22ZM28 213L30 214V215H28ZM41 213V214H40ZM47 213H48V215H47ZM57 213V215H55ZM69 214V215H66V214ZM75 213V214H74ZM95 213V214H94ZM100 213V214H99ZM109 213V214H108ZM154 213H155V215H154ZM184 213V215H182ZM194 213V214H193ZM205 213V214H204ZM225 213V214H224ZM5 216H4V215ZM22 214V215H21ZM32 214V215H31ZM41 215V217L40 216H37V215ZM45 215V217H44V215ZM54 214V216H56V217H54V216H51V215H53ZM81 214V216H79ZM84 214H86V215H84ZM98 214V215H97ZM110 214H112V215H110ZM122 214V215H121ZM142 214V215H141ZM148 214V215H147ZM215 214V215H214ZM218 214H219V218H217L218 217ZM226 214H227V216H226ZM232 214V215H231ZM234 214V215H233ZM239 214H241V216L239 215ZM243 214L245 215V216H243ZM1 215H3V216H1ZM13 215V216H12ZM16 215H18V216H16ZM23 215H25V216H23ZM28 215V216H27ZM37 217H36V216ZM43 215V216H42ZM47 215V216H46ZM59 215V216H58ZM73 215H75L74 217L76 218H74L73 217V219L74 220H72V216ZM76 215H77V217H76ZM110 217H109V216ZM114 215V216H113ZM133 215V216H132ZM191 215V216H190ZM200 215V216H199ZM204 215V216H203ZM214 215V216H213ZM20 216H22V217H20ZM69 216H70V219H69ZM98 216V217H97ZM102 216V217H101ZM128 216V217H127ZM147 216V217H146ZM196 216H197V219H196ZM210 216H212V218H211V220L209 219V217ZM221 216V217H220ZM222 216H224V217H222ZM4 217V218H3ZM10 217H12L11 219H10ZM26 217H28L27 219H25ZM31 217V218H30ZM34 217H36V219H32V218H34ZM38 217H39V220H38ZM51 218V219H49V218ZM64 217V218H63ZM81 217V219L83 218V217H85L84 219H79ZM107 219H106V218ZM117 217V218H116ZM119 217H121V218H119ZM134 217V218H133ZM137 217V218H136ZM142 217V218H141ZM165 217V218H164ZM205 219H204V218ZM216 218L215 219V221H214V218ZM241 217V218H240ZM14 218H15V220H14ZM17 218V219H16ZM63 218V219H62ZM96 218V219H95ZM102 218V219H101ZM112 218H114V219H112ZM122 218H125V219H122ZM129 218H130V220H129ZM131 218H132V224H131ZM152 218V219H151ZM157 218H159L158 220H157ZM183 218V219H182ZM185 218H187L188 220H186V221H183V220H185ZM198 218H199V220H200V222H199V220H198ZM222 218H224V219H222ZM229 218V221L227 220ZM233 218V219H232ZM2 219V220H1ZM18 219H20L19 221L20 222H18ZM31 219V220H30ZM52 219H53V221H54V223H52L53 221H52ZM55 219V220H54ZM60 219V220H59ZM69 219V220H68ZM79 220V224H81V226L79 227L78 226V224H77V222H78V220ZM90 219H94V222L92 221V220H90ZM105 219V220H104ZM111 219V220H110ZM115 219H116V221L119 223H117L116 221H115ZM122 219V220H121ZM142 219V220H141ZM147 219H148V222H147ZM180 219H182V220H180ZM208 219V220H207ZM220 220L221 221V223L219 222V221H217V220ZM6 220L8 221V222H6ZM12 220V222H11V225L9 226V222ZM17 220V221H16ZM23 220V221H22ZM25 220V221H24ZM31 221L32 222V220H33V222H35L36 224L34 225V224H25V223H30V222H28V221ZM43 221V223L41 224V222H40V225L38 224L39 223V221ZM46 220V221H45ZM71 220V221H70ZM75 220H77V221H75ZM98 220V221H97ZM115 222H114V221ZM138 220V221H137ZM145 220V221H144ZM171 220V221H170ZM179 220V221H178ZM194 220V221H193ZM204 220V221H203ZM231 220V221H230ZM37 221H38V223H37ZM57 221V222H56ZM59 221V222H58ZM74 221V222H73ZM84 221V222H83ZM89 221V222H88ZM92 221V222H91ZM126 221V222H125ZM143 221V222H142ZM176 221H178V222H176ZM183 221V222H182ZM187 221H188V223H187ZM206 221V222H205ZM212 221L214 222V224L212 223ZM226 221H228V222H226ZM3 222V223H2ZM25 222V223H24ZM61 222H62V224H61ZM65 222V223H64ZM70 222V223H69ZM82 222V223H81ZM94 223V224H92V225H90L91 223ZM103 222V223H102ZM105 222V223H104ZM114 222V223H113ZM123 222H125V223H123ZM147 222V223H146ZM180 222H182L181 224H180ZM194 224H193V223ZM198 222V223H197ZM216 222V223H215ZM235 222H237V223H235ZM7 223H8V225H7ZM17 223H19V224H17ZM24 223V224H23ZM46 223V224H45ZM67 223H69V224H67ZM90 223V224H89ZM110 223H112V224H110ZM115 223L116 224H118V225H115ZM210 223H212V225L210 224ZM218 223V224H217ZM14 224H16V225H14ZM45 224V225H44ZM49 225V228H50V226L52 227L50 230H49V228H48V226H46V225ZM61 225V226H58V225ZM64 224V225H63ZM73 224V225H72ZM83 224V225H82ZM103 224V225H102ZM104 224H105V226H104ZM125 225V227H124V225ZM176 224H177V226H176ZM186 224V225H185ZM204 224H205V226H204ZM207 224H208V226L209 227H207ZM220 224V225H219ZM223 224V225H222ZM226 224H228V225H226ZM235 226H234V225ZM5 225V226H4ZM17 225H20V227H22L23 226V228H20V227H18ZM22 225V226H21ZM28 226L27 228H26V226ZM33 227H32V226ZM53 225V226H52ZM55 225V226H54ZM74 225H76V226H74ZM88 225V226H87ZM97 225V226H96ZM113 225V226H112ZM120 225V226H119ZM145 225V226H144ZM152 225V226H151ZM162 225V226H161ZM196 225V226H195ZM200 225V226H199ZM203 225V226H202ZM214 225V226H213ZM226 225V226H225ZM243 225V226H242ZM14 226V227H13ZM24 226H25V229H24ZM44 226V227H43ZM64 226H66L68 229H66V228H63ZM87 226V227H86ZM106 228H108L109 230H106L104 227ZM115 226V227H114ZM118 227V230L116 231V229H117V227ZM139 226V227H138ZM142 226V227H141ZM171 226H172V228H171ZM175 226H176V228H175ZM213 226V227H212ZM218 226H220V227H218ZM35 227H37V229H39L40 228V231L43 229L44 230V232L43 231H41L40 233L41 234H39V230H38V232H37V229H34ZM54 227V228H53ZM57 227H59L60 228V230L59 229H56ZM70 227H71V229H70ZM77 229H76V228ZM78 227L79 228H81V227H83V228H81V229H78ZM120 227V228H119ZM130 227V228H129ZM173 227H174V230H172L173 229ZM183 227V228H182ZM196 227V228H195ZM198 227H200V228H202V227H205V228H202V229H199ZM206 227H207V229H206ZM214 227H215V229H214ZM228 227V228H227ZM243 227V228H242ZM5 228V229H4ZM12 229V230H10V229ZM20 228V229H19ZM30 228H33L31 231H30ZM45 228H47L46 230H45ZM61 228H62V230H61ZM87 228H88V230H87ZM94 228V229H93ZM114 230H113V229ZM116 228V229H115ZM122 228V229H121ZM129 230H127V229ZM180 228V229H179ZM198 228V230L199 231H196L195 229H197ZM218 230H217V229ZM226 230H225V229ZM14 229L16 230V231H18V232H16V231H14ZM22 229H23V231H22ZM52 229H54V231L52 230ZM55 229L57 230V231H55ZM66 229V230H65ZM89 229H90V231H89ZM136 229V230H135ZM140 229V230H139ZM161 229V230H160ZM204 229V230H203ZM206 229V230H205ZM231 229V230H230ZM10 231V232H8V231ZM21 230V231H20ZM36 230V231H35ZM74 231L75 230V232H77L76 230H78V233L80 234H78V233H76L74 236H75V239H74V236H73V233L74 232H72L71 233V231ZM85 230H87L86 232H85ZM103 230V231H102ZM106 230V231H105ZM122 230V231H121ZM213 230V231H212ZM214 230H216V231H214ZM223 230V231H222ZM225 230V231H224ZM251 230V231H250ZM6 231H7V233H6ZM12 231L14 232V233H12ZM26 231H29L28 233L26 232ZM47 231H49V232H47ZM61 232V234H62V236H60L61 234H59L60 232ZM65 231V232H64ZM68 231V232H67ZM70 231V232H69ZM91 231H93L92 233H91ZM105 231V232H104ZM110 231H113L112 233H110ZM123 231H125V232H123ZM132 231V232H131ZM177 231V232H176ZM202 231V233L200 234L199 232H201ZM207 231V232H206ZM229 231H230V233H229ZM33 232V233H32ZM36 232V233H35ZM47 232V233H46ZM56 232V233H55ZM59 232V233H58ZM83 232V233H82ZM103 232L105 233V234H107L106 236H105V234H103ZM119 232V233H118ZM133 232H135L133 235H132V233ZM167 232H169V233H167ZM173 232H176L177 234H175L174 233V235H173ZM199 234V236H198V234ZM206 232V237H208V238H206L205 237V235H204V233ZM210 232V233H209ZM217 232H220L221 234H219V233H217ZM226 232H228L227 234H226ZM256 232H257V234H256ZM4 233H6V234H4ZM32 233V234H31ZM43 233H44V238H43ZM46 233V234H45ZM53 233H55V235L53 234ZM69 233H71V234H69ZM82 233V234H81ZM89 233H91V234H89ZM96 233V234H95ZM108 233H110V234H108ZM172 233V235L170 236V235H168V234H171ZM185 235H184V234ZM215 233H217V236L215 235ZM232 233H233V235H232ZM240 233V234H239ZM2 234H4L3 236H1ZM20 234V235H19ZM24 234V235H23ZM35 234V235H34ZM52 234V235H51ZM57 234V235H56ZM59 234V235H58ZM65 234H67V235H65ZM69 234V235H68ZM100 234V235H99ZM104 236H103V235ZM118 234V235H117ZM133 236V237H127V236ZM136 234V235H135ZM181 234V235H180ZM192 234V235H191ZM218 234H219V236H221V237H218ZM222 234L224 235V236H222ZM236 234V235H235ZM37 235H39V236H37ZM45 235H47L46 237H45ZM53 235L55 236V238L53 237ZM64 235H65V237L67 236V237H69V236H71V237H69V238H67V239H65V238H63L64 237ZM76 235H78V238H77V236ZM82 235V237H79V236H81ZM87 235V237H88V239H89V242L91 243V242H93V243H91V244H93V245H91L90 243H88V239L85 237H83V236H86ZM95 235V236H94ZM102 235V236H101ZM112 236L111 238L109 237V236ZM125 235V236H124ZM167 239V240H165V238L163 237V236ZM11 236V237H10ZM14 238H13V237ZM35 236V237H34ZM37 236V237H36ZM50 236L51 237H53V240L54 241H52L51 239H50ZM60 236V237H59ZM91 236H94L95 237V239L93 240L92 239V241H90L91 239L90 238H92ZM100 236V237H99ZM135 236V237H134ZM137 236V237H136ZM140 236V237H139ZM160 236V237H159ZM173 237V239H174V237L175 238H177L178 237V239H174V242L171 244V238ZM177 236V237H176ZM194 236H195V239H194ZM197 236V237H196ZM201 236V237H200ZM211 236V237H210ZM214 236H215V238H216V240H215V238H214ZM229 238H228V237ZM232 236V237H231ZM5 237H6V239H5ZM16 237V238H15ZM38 237L41 239H38ZM49 237V240L47 239ZM57 237V238H56ZM73 237V238H72ZM106 237H108V239L106 238ZM124 237H125V239H127V241L124 239ZM184 237H186V240H189V242L187 241H183V239L185 240V238ZM198 237H200V238H198ZM205 237V239H203V238ZM209 237H210V239H209ZM231 237V238H230ZM46 238V239H45ZM62 238H63V240H62ZM99 240H98V239ZM128 238H131V239H128ZM139 240H138V239ZM153 238V239H152ZM160 238V239H159ZM162 238V239H161ZM180 238V239H179ZM213 238V240H215V242L214 243H212V242H210V241H213V240H211ZM220 238V239H219ZM5 239V240H4ZM9 240V242H8V240ZM36 239H38V240H36ZM55 239H57V245L59 246H57L56 245V241H55ZM58 239H60V240H58ZM65 239V240H64ZM71 239H73V240H71ZM81 239H82V241H81ZM86 239V240H85ZM103 240V241H101V240ZM115 239V240H114ZM135 239H137L136 241H133V240H135ZM143 241H142V240ZM146 239V240H145ZM10 240H13V241H10ZM20 240V241H19ZM23 240V241H22ZM44 240L46 241L45 243H44ZM67 240V241H66ZM71 240V241H70ZM97 240V241H96ZM112 240V241H111ZM115 242H114V241ZM129 240V241H128ZM131 240V241H130ZM152 240V241H151ZM160 240L162 241V242H160ZM164 240V241H163ZM170 240V241H169ZM176 240H177V242H179V246H178V243H176ZM195 240V241H194ZM196 240H198V241H196ZM202 242V244H201V242ZM208 240H209V242H208ZM224 240V241H223ZM232 240V241H231ZM4 241V242H3ZM15 241V242H14ZM58 241H59V243L60 244H58ZM64 242V243H61V242ZM73 241V242H72ZM80 241V242H79ZM84 241H85V243H84ZM110 241V242H109ZM124 241V242H123ZM159 243H157V242ZM165 241H166V243H165ZM168 241V242H167ZM203 241L204 242H206V245L205 244H203ZM217 241V242H216ZM220 241V242H219ZM37 242V243H36ZM39 242V243H38ZM40 242L43 244H45V245H41L40 244ZM54 242V243H53ZM72 242V243H71ZM74 242H75V244H74ZM77 242H79V243H77ZM81 242H82V244H81ZM127 242V243H126ZM132 242V243H131ZM150 242H151V244H150ZM170 242V243H169ZM181 242V243H180ZM182 242H185V243H182ZM193 242H195V243H193ZM200 242V243H199ZM69 243V244H68ZM96 243V244H95ZM103 245H102V244ZM130 243V244H129ZM191 243V244H190ZM196 243H198V245L196 244ZM208 243V244H207ZM211 243H212V245H211ZM215 243H216V245H215ZM20 244V245H19ZM50 245V246H48L47 247V245ZM55 244V245H54ZM61 244H63V247L61 248ZM66 244V245H65ZM67 244L68 245H70V246H67ZM78 244V245H77ZM87 244H88V246H87ZM90 244V245H89ZM100 244V245H99ZM111 244V245H110ZM123 247L124 246V248H122L120 245ZM126 244V245H125ZM140 244H142V245H140ZM154 244H155V246H154ZM157 244V245H156ZM186 244V245H185ZM193 244V245H192ZM195 244V245H194ZM218 244V245H217ZM20 246V248H19V246ZM38 245V246H37ZM41 245V246H40ZM83 246V248H82V246ZM84 245H86V246H84ZM104 245H106V246H104ZM133 245L135 246V248L133 249ZM146 245H147V247H146ZM160 245L162 246V247H160ZM164 245V246H163ZM167 245H168V247H167ZM176 245V247H174ZM183 245H185V246H183ZM204 245V246H203ZM212 246L211 247V249H210V246ZM13 246H14V248H13ZM35 248L34 250H37L38 251V253H37V256H35L36 255V252L33 250V247ZM66 246V247H65ZM75 246V247H74ZM126 246V247H125ZM130 246V247H129ZM158 246V247H157ZM169 246H171V247H169ZM183 246V247H182ZM189 246V247H188ZM194 246H195V248H197V249H195L194 248ZM199 246H201V247H199ZM207 246V247H206ZM209 246V247H208ZM225 246H226V248H225ZM2 247V248H1ZM8 247V248H7ZM42 247V248H41ZM55 247H57V248H55ZM69 247H71V248H69ZM96 248V249H94L93 250V248ZM99 247V248H98ZM145 249H144V248ZM148 247L150 248V249H148ZM154 247V248H153ZM157 247V248H156ZM166 248V250H165V248ZM193 247V248H192ZM204 247V248H203ZM29 248H30V250H29ZM38 248H39V250H38ZM46 249V251L51 255L50 257H52L53 256V258H50L49 256H48V253L45 251V249ZM52 248H54V249H52ZM64 248H66V250L67 251H64L65 249ZM68 248V249H67ZM73 248V249H72ZM75 248H78V249H75ZM88 250H87V249ZM91 248V249H90ZM132 248V249H131ZM147 248V249H146ZM159 248H160V250H159ZM164 248V249H163ZM199 248H201L202 250H205V251H202L201 249H199ZM208 250H206V249ZM216 248H217V252H216ZM230 248V249H229ZM3 249V250H2ZM5 249H8V250H10V251H7V250H5ZM42 249V250H41ZM47 249H49V250H47ZM53 251H52V250ZM57 249V250H56ZM64 249V250H63ZM113 249H115V250H113ZM121 249V250H120ZM154 249V250H153ZM63 250V251H62ZM68 250H70V252L68 251ZM74 250V251H73ZM76 250V251H75ZM82 250V251H81ZM85 250H86V252H85ZM111 250H113V251H111ZM133 250H135V251H133ZM141 250V251H140ZM143 250H145V252H143L142 253V251ZM148 250H149V252H148ZM150 250H152V251H150ZM168 250H172L171 252L170 251H168ZM173 250H174V253H173ZM178 250H181V251H178ZM196 250H198V251H196ZM213 250H215V251H213ZM34 251V252H33ZM55 251V252H54ZM88 251V252H87ZM89 251H91L92 253H93V251H94V254H92L91 252H89ZM98 251V252H97ZM130 251H132V253L130 252ZM153 251H157V252H155V253H153ZM185 251H186V253H187V256H186V254H184L185 253ZM190 251V252H189ZM202 252V253H200V252ZM212 251V252H211ZM218 251H220V252H218ZM4 252V253H3ZM11 252H12V254H11ZM27 252V253H26ZM64 252V253H63ZM69 252V253H68ZM104 252V253H103ZM135 252V253H134ZM152 252V253H151ZM161 252H164V253H161ZM167 252H168V254H167ZM176 252V253H175ZM195 252H197V254L194 253ZM206 252V253H205ZM208 252H209V254H208ZM211 252V253H210ZM225 252V253H224ZM3 255H2V254ZM6 253V254H5ZM17 253V254H16ZM31 253H34L35 255V258H34V256H33V254H31ZM64 254V256L66 257V259H65V257L62 255V257H64V258H62L61 257V254ZM82 253H83V255H82ZM95 253H99V254H97V256H95L96 254ZM107 253V254H106ZM124 253V254H123ZM162 255H161V254ZM170 253V254H169ZM172 253L174 254V255H172ZM198 253L200 254L199 256H197L198 255ZM219 253V254H218ZM5 254V255H4ZM20 254V255H19ZM28 254H30L31 256H29ZM47 254V255H46ZM54 254V255H53ZM56 254V255H55ZM86 254V255H85ZM93 256H92V255ZM106 254V255H105ZM130 254V255H129ZM138 256H137V255ZM141 254V255H140ZM147 254H149V256H147ZM153 254H154V257H153ZM158 254V255H157ZM163 254H165L164 256H163ZM180 254V255H179ZM214 254L216 255V256H214ZM221 254V255H220ZM19 255V256H18ZM25 255V256H24ZM58 255V256H57ZM68 255V256H67ZM82 255V256H81ZM117 255V256H116ZM121 255V256H120ZM128 255V256H127ZM143 255V256H142ZM179 255V256H178ZM40 256V257H39ZM47 256H48V258H47ZM113 256V257H112ZM130 256H131V258H130ZM147 256V257H146ZM155 256H157V258L155 257ZM158 256H159V258H158ZM166 256V257H165ZM171 256V257H170ZM174 256V257H173ZM177 256V257H176ZM195 256H196V258H195ZM213 256L215 257V259H213ZM3 257H6V258H8V259H6V258H3ZM39 258V260L37 259V258ZM59 257V258H58ZM126 257V258H125ZM142 257V258H141ZM150 259H149V258ZM153 257V259H151ZM185 257V258H184ZM191 257V259L193 260H191V259H189ZM193 257V258H192ZM198 257V258H197ZM211 257V258H210ZM15 259V261H14V259ZM41 258V259H40ZM56 258V259H55ZM62 258V259H61ZM88 258V259H87ZM125 258V259H124ZM136 258V260H134ZM164 258V259H163ZM165 258L167 259V260H165ZM176 258H178V260L176 261ZM217 258V259H216ZM4 259H6V260H4ZM31 259V260H30ZM37 259V260H36ZM147 259H149V260H147ZM161 259V261H158V260H160ZM191 260V262L189 261V260ZM198 259V260H197ZM222 259V260H221ZM251 259V260H250ZM1 260H3V261H1ZM7 260H9L8 262H7ZM29 260V261H28ZM58 260V261H57ZM62 260V261H61ZM89 260V261H88ZM102 260V261H101ZM120 260H122V261H120ZM132 260H133V262H132ZM139 260V261H138ZM152 260V261H151ZM181 260H182V262H181ZM184 260V261H183ZM213 260V261H212ZM216 260V261H215ZM27 261V262H26ZM31 261V262H30ZM39 261V262H38ZM82 261V262H81ZM120 261V262H119ZM124 261H126L125 263H124ZM129 261H130V263H129ZM137 261V262H136ZM143 261V262H142ZM148 261V262H147ZM155 261V262H154ZM178 261H179V263H178ZM207 261V262H206ZM221 261H222V263H221ZM251 261V262H250ZM5 262V263H4ZM20 262V263H19ZM41 262V263H40ZM51 262V263H50ZM59 262V263H58ZM92 262V263H91ZM171 262V263H170ZM175 262V263H174ZM188 262V263H187ZM204 262V263H203ZM220 262V263H219ZM53 264V263H52Z\"/></svg>",
  "mask_w": 264,
  "mask_h": 264
},
{
  "label": "bare ground",
  "instance_id": "bare-ground-1",
  "mask_svg": "<svg viewBox=\"0 0 264 264\" xmlns=\"http://www.w3.org/2000/svg\"><path fill=\"white\" fill-rule=\"evenodd\" d=\"M1 1H4V0H0V2H1ZM13 1H14V0H13ZM35 1H37V0H35ZM38 1L40 2V0H38ZM42 1H44V0H42ZM56 1H57V0H56ZM58 1H59V0H58ZM77 1H78V0H77ZM85 1H87V0H85ZM92 1H93V4L96 5V3H97L96 1H97V0H92ZM94 1H95L96 3H94ZM101 1H102V0H101ZM113 1H114V2H112V1H107V2H112V4L115 3V2H117V1H115V0H113ZM119 1H120V0H118V2H119ZM127 1H128V0H127ZM129 1H130V0H129ZM135 1H136V0H135ZM135 1H134V3H135ZM140 1H141V0H140ZM142 1H143V0H142ZM142 1H141V2H142ZM163 1H164V0H162V2H163ZM166 1H167V0H166ZM176 1H177V0H176ZM185 1H186V0H185ZM185 1H183L184 4H186ZM187 1H189V0H187ZM191 1H192V0H191ZM193 1H194V0H193ZM207 1H208V0H207ZM218 1H219V0H218ZM236 1H238V0H236ZM257 1H258V0H257ZM7 2H8V0H7ZM31 2H32V1H31ZM81 2H82V1H81ZM88 2H91V1H88ZM98 2H99V1H98ZM132 2H133V0H132ZM144 2H146V1H144ZM152 2H153V1H152ZM171 2H172V1H171ZM183 2H181V5L178 4V5H179V7H178L179 9H180V6H182V3H183ZM189 2H190V1H189ZM199 2H204V1H200V0H199ZM199 2H198V4H202V3H199ZM209 2H211V1H209ZM219 2L221 3V1H219ZM5 3H6V2H5ZM11 3H12V2H11ZM20 3H21V2H20ZM77 3H79V2H77ZM82 3H84V2H82ZM104 3H105V1H104ZM104 3H102V4L104 5ZM134 3H133V4H134ZM148 3H151V2H147V4H148ZM153 3H154V2H153ZM204 3H205V2H204ZM207 3H208V2H207ZM232 3H233V2H232ZM245 3H246V2H245ZM25 4L27 5V3H25ZM79 4H80V3H79ZM115 4H116V3H115ZM118 4L120 5L121 2L118 3ZM131 4H132V3H131ZM136 4H137V3H136ZM140 4H141V6H144V4H143V5H142V3H140ZM154 4H155V3H154ZM162 4H163V5H166V4H164V2H163ZM195 4H196V3H195ZM252 4H253V3H252ZM4 5H5V4H4ZM8 5H9V3H8ZM11 5H12V4H11ZM81 5H82V6L85 5V7H86V4H84V5L81 4ZM100 5H101V2H100ZM103 5H102V6H103ZM110 5H111V4H110ZM113 5H114V4H113ZM121 5L124 6V4H121ZM152 5H153V4H152ZM155 5H156V4H155ZM168 5H170V4L168 3ZM172 5H173V4H172ZM254 5H255V4H254ZM2 6H3V5H2ZM5 6H6V5H5ZM18 6H19V5H18ZM89 6H90V3H89ZM89 6H88V7H89ZM96 6H98V5H96ZM111 6H112V5H111ZM111 6H110V7H111ZM116 6H117V5H116ZM123 6H122V8H123ZM128 6H130V3H129V5H127V7H128ZM136 6H138V5H136ZM150 6H151V4H150ZM175 6H176V5H175ZM175 6L173 5V7H175ZM184 6L187 7L188 5L186 4V5H183L182 7H184ZM198 6H200V5H198ZM202 6H203V4H202ZM202 6H201V7H202ZM260 6H261V5H260ZM263 6H264V5H263ZM10 7H11V6L9 5V8H10ZM12 7H13V6H12ZM16 7H17V6H16ZM22 7H23V6H21V8H22ZM25 7L27 8V6H25ZM28 7H29V6H28ZM92 7H93V5H92ZM112 7H113V11H114V10L116 9V7H115V6H112ZM119 7H120V6H119ZM124 7H125V6H124ZM132 7H133V6H132ZM167 7H168V6H167ZM171 7H172V6H171ZM173 7H172V8H173ZM185 7H184V8H185ZM188 7H189V6H188ZM203 7H204V6H203ZM220 7H221V6H220ZM13 8H15V7H13ZM29 8H30V7H29ZM29 8H28V10H30ZM114 8H115V9H114ZM122 8H120V9H122ZM129 8H130V7H129ZM133 8H135V7H133ZM133 8H131V9L133 10ZM168 8H169V7H168ZM176 8H177V7H176ZM189 8H190V7H189ZM189 8H188V9H189ZM3 9H4V8H3ZM6 9H7V8H6ZM6 9H5V10H6ZM86 9H87V8H86ZM93 9H94V8H93ZM93 9H92V8L90 9V7H89V9H87V10H92V11H93ZM96 9H97V7L95 8V11H96ZM102 9H103V8H102ZM120 9H119V11H121ZM143 9H144V7H143ZM185 9H186V8H185ZM0 10H1V12H2V7L0 8ZM5 10H4V11H5ZM17 10H19V9H17ZM32 10H33V9H32ZM106 10H107V9H106ZM106 10H105V7H104V11H106ZM109 10H110V9H109ZM111 10H112V8H111ZM127 10H128V9H126V11H127ZM129 10H130V9H129ZM129 10H128L127 12L130 13ZM181 10H182V9H181ZM183 10H184V9H183ZM183 10H182V11H183ZM207 10H208V9H207ZM33 11H34V10H33ZM81 11H82V10H81ZM137 11H138V10H137ZM137 11L134 10V11H131V12H137ZM139 11H140V10H139ZM139 11H138V12H139ZM144 11H145V10H142L141 13H142V12L144 13ZM165 11H166V10H165ZM170 11H171V10H170ZM173 11H174V10H173ZM177 11H178V10H177ZM188 11H189V10H188ZM197 11H198V10H197ZM221 11H222V10H221ZM1 12H0V13H1ZM6 12H8V11L6 10ZM11 12H12V9H11ZM11 12H10V13H11ZM14 12H15V11H14ZM14 12H13V13H14ZM21 12H23V11H21ZM21 12H20V13H21ZM84 12H85V10H84ZM88 12H90V11H88ZM122 12H125V9H124V11H122ZM168 12H169V10H168ZM178 12H179V11H178ZM192 12H193V10H192ZM192 12H190V13H192ZM20 13H19V14H20ZM25 13H26V12L24 11V14H25ZM28 13H29V11H28ZM33 13H34V12H31V14H33ZM139 13H140V12H139ZM169 13H170V12H169ZM179 13H180V12H179ZM190 13H189V14H190ZM193 13H195V11H194ZM209 13H210V12H209ZM255 13H256V14H257V13L259 14V12H255ZM262 13H263V12H262ZM6 14H9V12L6 13ZM11 14H12V13H11ZM16 14H17V12H16ZM31 14H29V15L31 16ZM86 14H87V13H86ZM91 14H92V13H91ZM93 14H94V16H95V13H93ZM110 14H111V13H110ZM110 14H107V15H110ZM127 14H128V13H127ZM133 14H134V13H133ZM147 14H150V13H147ZM151 14H152V13H151ZM151 14H150V15H151ZM180 14H181V13H180ZM199 14L203 15L204 13H203V12H199ZM207 14H208V13H207ZM252 14H253V13H252ZM3 15L5 16L4 13H3ZM9 15H10V14H9ZM13 15H14V14H13ZM20 15H21L22 17H24L23 14H20ZM20 15H18V17H19ZM83 15H84V14H83ZM99 15H100V14H99ZM107 15H106V16H107ZM112 15H113V17H114L115 13H112ZM158 15H159V14H158ZM167 15H168V14H167ZM182 15H183V14H182ZM209 15H210V14H208V16H209ZM214 15H215V14H214ZM250 15H251V14H250ZM262 15H264V13H263ZM0 16H1V15H0ZM4 16H2V17L4 18ZM16 16H17V15H16ZM16 16H15V17H14V16H11V18L14 17L15 20H16V19H19L18 17L16 18ZM81 16H82V14H81ZM96 16H97V15H96ZM101 16H102V14H101ZM110 16H111V15H110ZM115 16H116V15H115ZM119 16H120V15H119ZM127 16H128V15H127ZM127 16H126V17H127ZM140 16H141V15H139L138 17H140ZM170 16H171V15H170ZM175 16H176V15H175ZM175 16H174V17H175ZM178 16H179V15H178ZM185 16H187V15H185ZM203 16H204V15H203ZM206 16H207V15H206ZM216 16H217V14H216ZM227 16H228V15H227ZM260 16H261V15H260ZM2 17H0V18L2 19ZM7 17H8V16H7ZM9 17H10V16H9ZM27 17H28V16H27ZM98 17H99V16H98ZM116 17H118V15H117ZM120 17H121V16H120ZM124 17H125V16H124ZM128 17H129V16H128ZM138 17H136V18H138ZM142 17H144V16H142ZM163 17H164V16H163ZM191 17H192V16H190V18H191ZM197 17H199V15H198V16L196 15V18H197ZM210 17H212V16H210ZM248 17H249V16H248ZM14 18H13V19H14ZM129 18H130V17H129ZM131 18H132V17H131ZM145 18H146V16H145ZM148 18H149V17H148ZM161 18H162V17H161ZM164 18L167 19L168 17H164ZM170 18H171V17H170ZM170 18H169V19H170ZM180 18H181V17H180ZM194 18H195V17H194ZM226 18H227V17H226ZM235 18H237V17H235ZM242 18H243V17H242ZM250 18H251V17H250ZM250 18H248V19H250ZM21 19H24V18H21ZM25 19H26V18H25ZM25 19H24V21H25ZM85 19L87 20V19H88V16H87ZM94 19H96V17H95ZM100 19H101V18H100ZM104 19H105V18H104ZM114 19H115V17H114ZM119 19H120V18H119ZM124 19H125V18H123V19H121V20H124ZM127 19H128V18H127ZM134 19H135V16H134ZM142 19H143V18H142ZM157 19H159V18L157 17ZM166 19H165V20H166ZM173 19H174V18H173ZM184 19H185V18H184ZM188 19H189V18H188ZM198 19H199V18H198ZM228 19H229V18H228ZM228 19H227V20H228ZM246 19H247V18H246ZM259 19H261V18H259ZM7 20H8V18H7ZM15 20H13V22H15ZM89 20H90V19H89ZM102 20H103V19H102ZM111 20H112V18H110V21H111ZM115 20H116V19H115ZM115 20H114V22H115ZM125 20H126V19H125ZM174 20H175V19H174ZM176 20H177V19H176ZM180 20H181V19H179V21H180ZM185 20H186V19H185ZM190 20H191V19H190ZM192 20H193V18H192ZM199 20H200V19H199ZM199 20H198V21H199ZM202 20H203V19H202ZM214 20H215V18H214ZM220 20H221V19H220ZM220 20H218V21H220ZM225 20H226V19H225ZM252 20H253V19H252ZM256 20H257V19H256ZM3 21H4V19H3ZM11 21H12V19H11ZM11 21L8 20V23L11 22ZM16 21L18 22L19 20H16ZM24 21H23V22H24ZM27 21H28V20H27ZM95 21H96V22H94V25H95V23H97V19H96ZM99 21H100V20H99ZM138 21L140 22V19H138ZM141 21H142V20H141ZM169 21H170V20H169ZM177 21H178V20H177ZM179 21H178V22H179ZM181 21H184V20L182 19ZM198 21H197V26H198V23H199ZM209 21H210V20H209ZM223 21H224V19H223ZM223 21H222V22H223ZM249 21H250V20H249ZM254 21H255V20H254ZM258 21H259V20H257V22H258ZM4 22H5V21H4ZM6 22H7V21H6ZM20 22H22V20H20ZM20 22H19V23H20ZM23 22H22V24H24ZM90 22H93V21H90ZM104 22H106V21H104ZM111 22H112V21H111ZM114 22H112V23H114ZM125 22H126V21H125ZM129 22H130V20H129ZM189 22H191V21H188L187 23H189ZM200 22H201V21H200ZM202 22H203V21H202ZM204 22H205V21H204ZM210 22L213 23V19H212V21H210ZM102 23H103V21H102ZM106 23H110V22L108 21V19H107V22H106ZM106 23H105V25L107 26ZM112 23H111V24H112ZM131 23H132V22H131ZM142 23H143V22H142ZM164 23H165V22H164ZM168 23H170V22H168ZM172 23H173V22H171V26H172ZM5 24H6V23H5ZM16 24H17V23H15V25H16ZM89 24H90V23H89ZM91 24H93V23H91ZM99 24H100V22H99ZM115 24H116V22H115ZM120 24H122V21L120 22ZM120 24H119V25H120ZM123 24H124V22H123ZM125 24H127V22H126ZM133 24H134V22H133ZM133 24H131V27H132ZM157 24H158V23H157ZM185 24H186V23H185ZM185 24H184V25H185ZM189 24H190V23H189ZM205 24H206V23H205ZM214 24H215V22H214ZM216 24H217V23H216ZM218 24H220V23H218ZM221 24H222V23H221ZM221 24H220V25H221ZM225 24H226V23H225ZM244 24H245V27H246V23H244ZM254 24H255V23L253 22V25H254ZM11 25H12V24H11ZM119 25H118V26H117V25H114V26H117V28L120 29V28H121V27H120L121 25H120V26H119ZM134 25H135V24H134ZM134 25H133V26H134ZM138 25H139V24H138ZM138 25H137V26H138ZM143 25H145V24L143 23ZM154 25H155V24H154ZM161 25H162V24H161ZM173 25H174V24H173ZM178 25H179V23H178ZM181 25H182V24H181ZM181 25L179 26V28H180V27H184V26H181ZM186 25H187V24H186ZM212 25H213V24H212ZM212 25H211V26H212ZM255 25H256V24H255ZM18 26H19V25H18ZM22 26H24V25H22ZM26 26H27V25H26ZM100 26H101L102 28H104V30L106 31L105 27H103L102 25H100ZM109 26H110V25H109ZM109 26H107V28H108ZM112 26H113V25H112ZM135 26H136V25H135ZM140 26H142V24H141ZM165 26H166V24H165ZM175 26H176V25H175ZM192 26H194V25L192 24ZM199 26H201V24H199ZM202 26H203V25H202ZM206 26H207V25H206ZM206 26L204 25V27H206ZM257 26H258V27H257ZM257 26H254V28H256V27L259 28V25H257ZM262 26H263V25H262ZM2 27H3V26H2ZM5 27H6V25H5ZM5 27H4V28H5ZM7 27H8V26H7ZM11 27H12V26H11ZM16 27H17V26H16ZM24 27H25V26H24ZM122 27H123V25H122ZM124 27L127 28V25H125ZM124 27H123L122 29H126V28H124ZM131 27H128V28L126 29V31H127L129 28L132 30ZM146 27H147V26H146ZM185 27H186V26H185ZM187 27L189 28V26H187ZM207 27H208V26H207ZM213 27H214V26H213ZM216 27H218V25H217ZM229 27H230V25H229ZM250 27H251V26H250ZM13 28H14V27H13ZM17 28H18V27H17ZM112 28L114 29V27H112ZM117 28H115V29H117ZM136 28H137V27H135V29H136ZM194 28H195V27H194ZM194 28H192V27H191V24H190V28H189V29H194ZM202 28H203V27H202ZM202 28H201V30H202ZM263 28H264V26H263ZM5 29H6V28H5ZM8 29H9V28H8ZM109 29H110V27H109ZM135 29L133 28V31H134ZM138 29H139V27H138ZM173 29H175V28H173ZM173 29H171V30H173ZM183 29H185V28H183ZM186 29H187V28H186ZM186 29H185V30H186ZM197 29H200V28L197 27ZM211 29H212V28H211ZM10 30H11V29H10ZM15 30H16V29H15ZM15 30H13V31H11V32H14ZM18 30H19L20 34H21L22 32H24V31H21V30H20V27H19ZM18 30H16V31L18 32ZM142 30H143V29H142ZM151 30H152V29H151ZM176 30H177V29H175V31H173V32H178V30H177V31H176ZM181 30H182V28H181ZM194 30H195V29H194ZM206 30H207V29H206ZM209 30H210V29H209ZM230 30H231V29H230ZM230 30H229V31H230ZM256 30H257V29H256ZM3 31H4V30H3ZM5 31H6V30H5ZM16 31H15V32H16ZM114 31H115V30H113V32H114ZM121 31H122V30H121ZM123 31H124V30H123ZM123 31H122L121 33H124ZM148 31H149V29H148ZM183 31H184V30H183ZM232 31H233V30H232ZM258 31H260V29L257 30V32H258ZM262 31H264V30L262 29ZM9 32H10V31H9ZM11 32H10L9 35H8L9 37L6 36V35L8 34V33L6 32L7 34H5V36H6L7 39H8V38L10 39V34H11ZM107 32H109V31L107 30ZM110 32H111V34H112V30H111ZM117 32H118V31H117ZM117 32H116L115 34H117ZM119 32H120V30H119ZM119 32H118V34H119ZM131 32H132V31H131ZM131 32H130V33H131ZM134 32L136 33V32H138V30H137V31H134ZM187 32H188V31H187ZM212 32H213V31H212ZM212 32H210V33H212ZM4 33H5V32H4ZM180 33H181V31H180ZM185 33H186V32L184 31V34H185ZM198 33H200V32H198ZM207 33H209V32H207ZM207 33H206V34H207ZM249 33H250V32H249ZM263 33H264V32H263ZM1 34H2V33H1ZM14 34H15V33H14ZM14 34H13V35H14ZM113 34H114V33H113ZM113 34H112V35H113ZM115 34H114L113 36H115ZM118 34H117L116 36H118ZM125 34H128V33H125ZM131 34H132V33H131ZM177 34H178V33H177ZM177 34H176V35H177ZM203 34H204V32H203ZM212 34H214V33H212ZM230 34H231V32H230ZM13 35L11 34V38L13 37ZM16 35L18 36L17 33H16ZM23 35H24V34L19 35V36L22 37ZM132 35H135V34H132ZM132 35H131V36H132ZM176 35H175V36H176ZM178 35H179V34H178ZM180 35H181V34H180ZM204 35H205V34H204ZM207 35H208V34H207ZM207 35H206V37H207ZM219 35H220V34H219ZM247 35H248V34H247ZM250 35H251V34H250ZM263 35H264V34H263ZM5 36H3L2 41H4ZM14 36H15V35H14ZM107 36H108V35H107ZM120 36H122V34H121ZM170 36H171V35H170ZM172 36H173V38L175 37V36H174V33H173ZM184 36H185V35H184ZM209 36H210V34H209ZM1 37H2V36H0V38H1ZM15 37H16V36H15ZM132 37H133V36H132ZM135 37H136V35H135ZM135 37H133V38H134L133 40H136ZM138 37H139V36H138ZM149 37H150V36H149ZM177 37H178V36H177ZM177 37H175V38H177ZM206 37H205V38H206ZM6 38H5V39H6ZM17 38H19V37H16V39L14 38L16 41L13 39V42L15 41V44L13 43V45H16L17 40L19 41V40L21 39V38H19V39H17ZM24 38H25V36H24L22 39H24ZM125 38H126V42L129 41V40H128V36H127V37L125 36ZM157 38H158V37H157ZM161 38H162V37H161ZM165 38L168 39L167 37H165ZM165 38H164V39L162 38L164 42H165V40H166ZM173 38L171 39V37H170V39H171L170 41L175 42ZM249 38H250V37H249ZM7 39H6V40H7ZM9 39H8V40H9ZM203 39H204V38H203ZM219 39H220V38H219ZM235 39H236V38H235ZM235 39H234V40H235ZM238 39H239V38H238ZM247 39H248V37H247ZM8 40H7V41H8ZM10 40H11V39H10ZM124 40H125V39H124ZM137 40H138V39H137ZM140 40H141V39H140ZM150 40H151V39H150ZM150 40H149L148 42L151 43L152 40H151V41H150ZM156 40H157V39H156ZM176 40H177V39H176ZM188 40H189V39H188ZM204 40H205V39H204ZM248 40H249V39H248ZM259 40H260V39H259ZM2 41L0 40V42L3 44ZM24 41H25V40H24ZM119 41H120V42H121V41L123 42V40H119ZM138 41H139V40H138ZM138 41H137V42H138ZM143 41H144V40H143ZM143 41H142V42H143ZM168 41H169V39L167 40V42H168ZM201 41H202V40H201ZM220 41H221V40H220ZM237 41H238V40H237ZM245 41H246V40H245ZM245 41H244V43H246ZM9 42L12 43V41H9ZM19 42H20V44H21V42H23V40H22V41H19ZM19 42H18V43H19ZM120 42H114V44H115V43H119V45H120ZM132 42H133V41H132ZM132 42H131V43H132ZM135 42H136V41H135ZM135 42H134V44H135ZM139 42H140V41H139ZM139 42H138V43H139ZM146 42H147V41H144L143 43H146ZM158 42H159V41L157 40L156 43H158ZM186 42H188V41H185V43H186ZM206 42H207V39H206ZM206 42L203 41V44H202V45H204V43H206ZM212 42H213V41H212ZM218 42H219V41H218ZM235 42H236V41H235ZM251 42H252V41H251ZM251 42H250V43H251ZM259 42H260V41H259ZM4 43H5V42H4ZM7 43H8V42H7ZM159 43H160V42H159ZM189 43H190V42H189ZM189 43H187V45H188ZM219 43H220V42H219ZM230 43H231V42H230ZM238 43H239V41H238ZM247 43H249V42H247ZM247 43H246V44H247ZM255 43H256V42H255ZM257 43H258V42H257ZM262 43H263V42L261 41V44H262ZM20 44H19V45H20ZM22 44H23V43H22ZM127 44H128V48H130L128 42H127L126 44H125V42H124V44H122V46H123V45H124V46H125V45L127 46ZM139 44H140V43H139ZM160 44H161V43H160ZM168 44H169V42H168ZM171 44H172V43H171ZM171 44L169 45V47L172 48ZM177 44H179V43H177ZM215 44H216V42H215ZM217 44H218V43H217ZM221 44H222V43H221ZM224 44H225V43H224ZM231 44H232V43H231ZM233 44H234V43H233ZM8 45H10V44H8ZM8 45H7V44H6V46L4 45L5 48H7ZM17 45H18V44H17ZM19 45H18V47H19ZM112 45H113V44H112ZM115 45H117V44H115ZM142 45H143V44H142ZM142 45H141V46H142ZM198 45H199V44H198ZM237 45H238V44H237ZM243 45H244V44H243ZM251 45H253V44H251ZM251 45H250V49H251ZM254 45L257 46V44H254ZM258 45L260 46V44H258ZM69 46H70V45H69ZM113 46H114V45H113ZM113 46H112V47H113ZM122 46H121V48H122ZM124 46H123V47H124ZM131 46H134V45L132 44ZM157 46H158V45H157ZM159 46H160V45H159ZM165 46H166V45H165ZM180 46L182 47L183 45H180ZM189 46H190V44H189ZM213 46H214V45H213ZM226 46H227V45H226ZM238 46H240V45H238ZM241 46H242V45H241ZM241 46H240V47H241ZM245 46H248V45H245ZM10 47H12V49H13V46H12V45H10ZM112 47H111V50H112ZM115 47H116V46H115ZM135 47H136V46H135ZM135 47H134V48H135ZM143 47H144V46H143ZM167 47H168V46H167ZM169 47H168V48H169ZM175 47H176V46H174V48H175ZM214 47H215V46H214ZM242 47H243V46H242ZM263 47H264V46H263ZM0 48L3 49V47H1V46H0ZM15 48H17V47H15ZM116 48H117V47H116ZM136 48H137V47H136ZM171 48H169V49H171ZM183 48H184V47H183ZM191 48H192V47H191ZM203 48H204V46H203ZM252 48H253V47H252ZM259 48H260V47H259ZM259 48H258V49H259ZM17 49H18V48H17ZM19 49H21V47H20ZM71 49H72V48H71ZM108 49H109V48H108ZM123 49H124V48H123ZM139 49H140V47H139ZM154 49H155V48H154ZM156 49H157V48H156ZM169 49H168V51H167V50H166V51H167V52H170L171 50H169ZM178 49H179V48H178ZM200 49H201V48H200ZM245 49H246V48H245ZM250 49H249V50H250ZM253 49H255V48H253ZM261 49H262V48H261ZM6 50H11V49H9V46H8V49H6ZM111 50H110V51H111ZM132 50H133V49H132ZM191 50H192V49H191ZM196 50H197V49H196ZM210 50H211V49H210ZM212 50H213V49H212ZM241 50H244V49L242 48ZM251 50H252V49H251ZM0 51H2V50H0ZM3 51H5V49H3ZM12 51H14V49L10 51V54L12 53ZM17 51H18V50H16V52H17ZM116 51H117V50H116ZM128 51L131 52V48H130V50H128ZM137 51H138V50H137ZM155 51H156V50H154V52H155ZM172 51H173V50H172ZM217 51H218V50H217ZM256 51H257V50H256ZM260 51H261V50H260ZM263 51H264V50H263ZM6 52H9V51H5V54H6ZM14 52H15V51H14ZM16 52H15V54H16ZM36 52H37V51H36ZM70 52H71V51H70ZM74 52H75V51H74ZM126 52H127V51H126ZM126 52L124 51V53H126ZM129 52H128V53H129ZM182 52H183V51H182ZM198 52H199V51H198ZM214 52H216V51H214ZM18 53H19V51H18ZM139 53H140V52H139ZM156 53L159 54L158 51H157ZM174 53H176V52H174ZM179 53H180V51H179ZM223 53H224V52H223ZM230 53H231V52H230ZM3 54H4V53H3ZM7 54H9V53H7ZM10 54H9V55H10ZM15 54H14V55H15ZM75 54H76V53H75ZM78 54H79V53H78ZM87 54H88V53H87ZM116 54H117V53H116ZM120 54H121V53H120ZM126 54H127V53H126ZM129 54H130V53H129ZM135 54H136V53H135ZM160 54H162V52H161ZM163 54H165V53H163ZM176 54H177V53H176ZM176 54H175V55H176ZM184 54H185V53H184ZM184 54H183V55H184ZM224 54H225V53H224ZM241 54H242V53H241ZM11 55H13V53H12ZM81 55H82V54H81ZM89 55H90V53H89ZM121 55H123V53H122ZM131 55H132V56H135V55L132 54V53H131ZM167 55H169V54L167 53ZM170 55H171V53H170ZM177 55H178V54H177ZM183 55H182V56H183ZM199 55H200V54H199ZM208 55H209V54H208ZM226 55H227V54H226ZM246 55H247V54H246ZM180 56H181V54H180ZM193 56H194V55H193ZM201 56H202V53H201ZM210 56H211V55H210ZM210 56H209V57H210ZM217 56H219V55H217ZM238 56H239V55H238ZM242 56H243V55H242ZM251 56H252V55H251ZM3 57H4V56H3ZM5 57L7 58L6 55H5ZM10 57H11V56H10ZM10 57H9L8 59H10ZM13 57H14V56H13ZM83 57H84V56H83ZM85 57H86V56H85ZM115 57H116V56H115ZM123 57H124V56H122V61H124V60H123V59H124ZM159 57H160V56H159ZM162 57H163V56H162ZM164 57H165V58H168L167 56H164ZM171 57H174V55L171 56ZM175 57H176V56H175ZM175 57H174V60L177 59V57H176V59H175ZM178 57H179V56H178ZM211 57H212V56H211ZM6 58H2V57H1V59H4L3 64H4V62L6 63V61H5ZM119 58H121V56H119ZM134 58H135V57H134ZM160 58H161V57H160ZM184 58H185V59H184ZM186 58L188 59L187 56H186V57H183L184 60H186ZM194 58H195V57H193V60H194ZM197 58H198V57H197ZM242 58H243V57H242ZM242 58H240V59H242ZM1 59H0V60H1ZM116 59L118 60V58H116ZM157 59H158V58H157ZM157 59H155V61H156ZM190 59H191V58H190ZM199 59H200V58H199ZM224 59L226 60V58H224ZM246 59H247V58H246ZM117 60H116V61H117ZM128 60H129V58H128ZM133 60H134V59H133ZM159 60H160V59H159ZM159 60H158V61H159ZM162 60H164V59L162 58ZM169 60H170V59H169ZM179 60H180V58H179ZM181 60H182V59H181ZM184 60H183V61H184ZM191 60H192V59H191ZM208 60H209V58H208ZM212 60H213V59H212ZM212 60H211V61H212ZM228 60H229V59H228ZM7 61H8V60H7ZM158 61H157V62H158ZM165 61H166V60H165ZM177 61H178V60H177ZM183 61H178V62H182V63H184L185 61H184V62H183ZM186 61H187V60H186ZM194 61H196V59H195ZM258 61H259V60H258ZM260 61H261V60H260ZM1 62H2V61H1ZM125 62H127L126 59H125ZM160 62H161V61H160ZM172 62H174V61H172ZM178 62H177V63L175 62V63H176V64H180V63H178ZM190 62H191V61H190ZM197 62H198V60H197ZM236 62H237V61H236ZM242 62H243V61H242ZM261 62H262V61H261ZM94 63H95V62H94ZM103 63H104V62H103ZM109 63H110V62H109ZM114 63H115V62H114ZM116 63H117V62H116ZM116 63H115V64H116ZM134 63H135V62H134ZM169 63H170V62H169ZM175 63H174V64H175ZM185 63H186V62H185ZM191 63H192V62H191ZM198 63H199V62H198ZM208 63H209V62H208ZM211 63H212V62H211ZM256 63H257L256 66H258V62H256ZM0 64H1V63H0ZM7 64H8V63H7ZM105 64H106V63H105ZM117 64H118V63H117ZM161 64H162V63H161ZM167 64H168V63H167ZM199 64H201V61H200ZM225 64H226V63H225ZM241 64H242V63H241ZM249 64H250V63H249ZM163 65H166V64H163ZM184 65H185V64H184ZM184 65L182 66L183 68L186 67V66L184 67ZM186 65H187V63H186ZM209 65H210V64H209ZM216 65H217V64H216ZM221 65H222V64H221ZM236 65H237V63H236ZM4 66H6L5 69H6V68H7V69L9 68V67H7V65H4ZM8 66H9V65H8ZM110 66H111V64H110ZM119 66H120V65H118V66L116 65V67H119ZM132 66H133V65H132ZM138 66L140 67L141 64L138 65ZM170 66H171V65H170ZM204 66H205V65H204ZM219 66H220V65H219ZM1 67H2V66H1ZM111 67H112V66H111ZM113 67H114V66H113ZM113 67H112V68H113ZM121 67H124V66H121ZM127 67H128V66H127ZM173 67H174V66H173ZM173 67H172V68H173ZM175 67H179V66H175ZM180 67H181V66H180ZM200 67H201V66H200ZM213 67H214V66H213ZM229 67H230V66H229ZM240 67H241V66H240ZM130 68H131V67H130ZM130 68H129V69H130ZM133 68H134V66H133ZM137 68H138V67H137ZM168 68H169V66H168ZM168 68H164V69H168ZM172 68H171V69H172ZM197 68H198V67H197ZM201 68H202V67H201ZM219 68H220V67H219ZM221 68H222V67H221ZM225 68H226V70L228 69L227 66H226ZM235 68H236V67H235ZM257 68H258V67H257ZM0 69H1V68H0ZM114 69H115V68H114ZM127 69H128V68H127ZM134 69H135V68H134ZM140 69H141V68H140ZM140 69H139V70H140ZM169 69H170V68H169ZM178 69H179V68H178ZM178 69H175V70H178ZM180 69H181V68H180ZM186 69H187V68H186ZM207 69H208V68H207ZM237 69H239V68H237ZM237 69H236V70H237ZM245 69H246V68H245ZM260 69H261V68H260ZM117 70H118V69H117ZM121 70H122V72H123L124 69H121ZM183 70H185V69H183ZM187 70H188V69H187ZM204 70H205V69H204ZM224 70H225V69H224ZM232 70H233V69H232ZM232 70H231V71H232ZM234 70H235V69H234ZM250 70H251V69H250ZM254 70H255V69H254ZM6 71H8V70H6ZM6 71H5L4 73H6ZM102 71H103V70H102ZM126 71L128 72L129 70H126V68H125V71H124V72L126 73ZM130 71H131V70H130ZM132 71H134V70L132 69ZM135 71H137V70L135 69ZM171 71H172V70H171ZM190 71H191V70H190ZM199 71H201V69H199ZM228 71H229V70H228ZM237 71H238V70H237ZM252 71H253V70H252ZM8 72H9V71H8ZM106 72L108 73L109 71H106ZM122 72H120L121 75H122ZM124 72H123V74H125ZM155 72H156V71H155ZM161 72H163V71L161 70ZM161 72L158 73V75H159V74H162V76L159 75V77L163 78L164 73H161ZM168 72H169V74L171 73L170 71H168ZM184 72H186V71H184ZM208 72H209V71H208ZM223 72H224V71H223ZM246 72H247V69H246ZM258 72H261V71H258ZM1 73H2V72H1ZM4 73H2V75H3ZM99 73H101V72L99 71ZM107 73H106L105 75H107ZM114 73H115V72H114ZM114 73H113V74H114ZM131 73H133V72H130V74H131ZM134 73H135V72H134ZM137 73H138V72H137ZM150 73H151V72H150ZM165 73H167V71H166ZM175 73H176V72H175ZM187 73L190 74V72H187ZM213 73H214V71H213ZM241 73H242V71H241ZM247 73H248V72H247ZM7 74H8V73H6V76H7ZM96 74H97V73H96ZM101 74H102V73H101ZM109 74H110V73H109ZM109 74H108V75H109ZM111 74H112V72H111ZM111 74H110V76H111ZM126 74H128V73H126ZM167 74H168V73H167ZM169 74H168V75H169ZM172 74L174 75V72H173ZM177 74H178V71H177ZM180 74H181V72H180ZM192 74H193V73H192ZM192 74H191V78L196 79V78L192 77ZM198 74H199V72H198ZM215 74H216V73H215ZM224 74H225V73H224ZM230 74H231V73H230ZM0 75H1V74H0ZM2 75H1V76H2ZM8 75L10 76V73H9ZM108 75H107V76H108ZM114 75H115V77H113V78L115 79V78H116V73H115ZM114 75H113V76H114ZM117 75L119 76V73H118ZM135 75H136V73H135ZM153 75H154V73H153ZM158 75H155V76H158ZM170 75H171V74H170ZM181 75H182V74H181ZM196 75H197V74H196ZM211 75H212V73H211ZM216 75H217V74H216ZM3 76H4V75H3ZM3 76H2V78H5V77H3ZM118 76H117L116 79L119 80L120 77L118 78ZM125 76H126V75H125ZM125 76L123 75V78H124V79H125ZM130 76H131V75H130ZM130 76H128V77H130ZM132 76H133V75H132ZM132 76H131V78H132ZM165 76H166V74H165ZM185 76H186V75H185ZM194 76H195V74H194ZM241 76H242V75H241ZM259 76H260V75H258V77H259ZM7 77H8V76H7ZM102 77H103V76H102ZM104 77H105V76H104ZM128 77H127L125 80H129ZM133 77H136V76H133ZM169 77H170V79H171V78H173L174 76H172V77L169 76ZM169 77H168V78H169ZM176 77H177V76H176ZM176 77H174V78H176ZM179 77H180V76H179ZM179 77H177V78H179ZM183 77H184V76H183ZM202 77H203V76H202ZM214 77H215V76H214ZM220 77H221V76H220ZM222 77H223V76H222ZM222 77H221V78H222ZM237 77H238V76H237ZM246 77H248V76H246ZM254 77H256V76H254ZM2 78H1V79H2ZM10 78H11V77H10ZM10 78H5L4 80H6V79H10ZM80 78H81V77H80ZM90 78H91V76H90ZM105 78H106V77H105ZM152 78H153V77H152ZM154 78H155V77H154ZM174 78H173V79H174ZM181 78H182V77H181ZM186 78H187V77H186ZM191 78H190V80H191ZM198 78H199V77H198ZM215 78H216V77H215ZM231 78H232V77H231ZM241 78H242V77H241ZM116 79H115L114 81H115V84L117 85L120 81L117 82L118 80L116 81ZM121 79H122V78H121ZM124 79H122V80H124ZM146 79H147V78H146ZM158 79H159V78H158ZM158 79H156V81H157ZM173 79H172V82H174ZM188 79H189V78H188ZM193 79H192V80H193ZM206 79H207V78H206ZM206 79H205V81H206ZM210 79H211V78H210ZM229 79H230V78H229ZM253 79H254V78H253ZM257 79H258V78H257ZM4 80H3V81H4ZM152 80H153V79H152ZM152 80H151V83H152ZM164 80H168V79H164ZM182 80H184V79L182 78ZM182 80H181V81H182ZM192 80H191V81H192ZM196 80H198V79H196ZM196 80H194V84H197V83H195ZM203 80H204V79H203ZM224 80H226V79L224 78ZM240 80H241V79H240ZM249 80H250V79H249ZM107 81H108V80H107ZM107 81H106V83H107ZM110 81H112V83H113V80L110 79ZM110 81H108L107 84H110V83H109ZM131 81H132V79H131ZM142 81H143V80H142ZM181 81H178V82H181ZM186 81H187V80H186ZM220 81H221V80H220ZM226 81H227V80H226ZM243 81H244V80H243ZM6 82H7V81L4 82L5 84H3V82L0 83V86H1V85H3V86L5 85V86H6ZM86 82H87V81H86ZM86 82H85V83H86ZM116 82H117V83H116ZM154 82H155V81H154ZM164 82H165V81H164ZM172 82H171V83H172ZM182 82H183V81H182ZM188 82H189V81H188ZM188 82H187V83H188ZM197 82H198V81H197ZM199 82H200V81H199ZM199 82H198V83H199ZM203 82H204V81H203ZM235 82H236V81H235ZM251 82H252V81H251ZM101 83H102V82H101ZM123 83H124V82H123ZM123 83H121V84H123ZM128 83H130V82L128 81ZM148 83H149V81H148ZM156 83H157V82H156ZM158 83H159V82H158ZM158 83H157V84H158ZM160 83H161V82H160ZM165 83L168 84V89H169V88H170V87H169V86H170V85H169V82H168V83L165 82ZM240 83H241V82H240ZM72 84H73V83H72ZM107 84L104 85V86H106V88L109 86V88H108L109 93H112V92H110V91H112L111 89H117V88H118L119 91H120V88L122 89V87H124V85H123V86L120 85L119 87H114V88H113V86H114L113 84H114V83L112 84L113 86H112L111 84L107 86ZM119 84H120V83H119ZM124 84H127V83H124ZM137 84H138V83H137ZM154 84H155V83H154ZM157 84H155V87L157 86ZM161 84H163V83H161ZM166 84H165V87L167 86ZM184 84H185V81L183 82V85H184ZM188 84H190V83H188ZM214 84H215V83H214ZM220 84L222 85V82H221ZM220 84H219V87L221 86ZM235 84L237 85V83H235ZM245 84H246V83H245ZM99 85H100V84H99ZM142 85H143V83H142ZM152 85H153V83H152ZM152 85H151V87H152ZM158 85H159V84H158ZM163 85H164V84H163ZM173 85H174V84L172 83V87H174ZM176 85H177V82H176ZM178 85H179V84H178ZM191 85H192V84H191ZM230 85H231V84H230ZM230 85H228V86H230ZM232 85H233V84H232ZM232 85H231V86H232ZM3 86H1V88H0V92H1L0 96L2 95V91H1V90L4 91ZM76 86H77V85H76ZM110 86H112L111 89H110ZM147 86H148V84H147ZM149 86H150V85H149ZM159 86H161V85H159ZM179 86H180V85H179ZM187 86H188V85H187ZM212 86H213V85H212ZM215 86H216V85H215ZM217 86H218V85H217ZM233 86H234V85H233ZM101 87H102V86H101ZM165 87H164V88L162 87V90H167V89H165ZM180 87L183 89L182 85H181ZM191 87H192V86H191ZM209 87H211V86H209ZM222 87H223V86H222ZM226 87H227V85H226ZM254 87H255V86H254ZM260 87H261V86H260ZM4 88H5V87H4ZM94 88H95V87H94ZM106 88H104V90H105ZM129 88H130V87H129ZM145 88L148 89L147 87H145ZM145 88H144V89H145ZM153 88H154V87H153ZM156 88H157V87H156ZM156 88H154V91H155ZM216 88H217V87H216ZM239 88H240V87H239ZM99 89H100V87H99ZM149 89H150V88H149ZM157 89H159V88H157ZM172 89H173V88L169 89V91L171 92ZM177 89H179V88H177ZM185 89H186V88H185ZM210 89H213V88H210ZM214 89H215V88H214ZM217 89H218V88H217ZM226 89L229 90L228 87H227ZM226 89L224 88V90H226ZM237 89H238V88H237ZM101 90H102V89H101ZM150 90L152 91V89H150ZM189 90L192 91V89H188V91H189ZM208 90H209V89H208ZM208 90H207V91H208ZM219 90H220V89H219ZM230 90H231L230 92H232L233 88L230 87ZM242 90H243V88H242ZM248 90H249V89H248ZM106 91H107V89H106ZM113 91L116 92V90H113ZM137 91H138V90H137ZM141 91H142V89H141L140 92H139L140 94H141ZM147 91H148V90H147ZM151 91H150V92H151ZM160 91H161V89H160ZM172 91H174V89H173ZM176 91H177L176 93L179 92L178 90H176ZM217 91H218V90H217ZM220 91H223V89L220 90ZM220 91H219V92H220ZM236 91H237V90H236ZM92 92H93V91H92ZM98 92H99V91H98ZM98 92H97V93H98ZM114 92H113V93H114ZM150 92H149V93H150ZM156 92H158V91H156ZM165 92H167V91H165ZM165 92L163 93V95L165 94ZM196 92H197V91H196ZM212 92H213V91H212ZM219 92H217V93L219 94ZM238 92H239V91H238ZM238 92H236V93H238ZM262 92H263V91H262ZM76 93H77V92H76ZM76 93H75L74 95H76ZM97 93H96V96H97ZM102 93H103V92H102ZM120 93H121V92H120ZM154 93H155V92H154ZM154 93H151V94L153 95ZM167 93H168V92H167ZM167 93H166V97H168V96H167ZM189 93H190V92H189ZM193 93L195 94L194 90H193ZM220 93H221V92H220ZM226 93H227V92H226ZM232 93L235 94V91L232 92ZM232 93H231V94H232ZM249 93H251V91H250ZM253 93H254V92H253ZM69 94H70V92H69ZM83 94H84V93H83ZM89 94H90V93H89ZM93 94H94V93H93ZM100 94H101V92H100ZM104 94H105V91H104ZM107 94H108V92H107ZM107 94H105V97H106ZM135 94H136V93H135ZM140 94H139V95H140ZM142 94H145V92L142 93ZM142 94L140 95V96H141V99H142ZM160 94H161V93H160ZM173 94H174V93H173ZM178 94H180V96H181V92H179ZM183 94H184V93H183ZM187 94H188V93H187ZM194 94H193V95H194ZM197 94H199V93H197ZM197 94H196V95H197ZM202 94H203V93H202ZM208 94H210V93H208ZM212 94H213V93H212ZM227 94H228V93H227ZM256 94H257V93H256ZM262 94H263V93H262ZM21 95H22V94H21ZM116 95H118V93H117ZM146 95H147V94H146ZM146 95H145V98L147 99V96H146ZM152 95H151V96H152ZM157 95H159V94L157 93ZM157 95H155V98L157 97ZM168 95H169V94H168ZM184 95H186V94H184ZM193 95H192V96H193ZM196 95H195V96H196ZM210 95H211V94H210ZM210 95H208V96L210 97ZM213 95H214V97L218 96V95L215 94V92H214ZM215 95H216V96H215ZM220 95H221V94H220ZM229 95H230V94H229ZM232 95H233V94H232ZM232 95H230L231 98H233V99L236 98V97H234L235 95H233V96H232ZM238 95H240V94H238ZM238 95H237V96H238ZM243 95H244V94H243ZM2 96H3V95H2ZM72 96H73V95H72ZM96 96H94L95 99H97ZM98 96H99V94H98ZM102 96H103V95L100 96V99L102 98ZM107 96H108V95H107ZM111 96H112V95H111ZM113 96H115V95L113 94ZM140 96H139V97H140ZM153 96H154V95H153ZM170 96H171V95H170ZM186 96H189V95H186ZM186 96H184V98H185ZM192 96H191V97H192ZM205 96H206V95H205ZM245 96H246V95H245ZM248 96H249V95H248ZM250 96H251V95H250ZM263 96H264V95H263ZM75 97H76V96H75ZM91 97H92V96H91ZM94 97H92L91 99H94ZM105 97H103V98H105ZM139 97H138V98H139ZM177 97H178V96H177ZM209 97H208V99H207L208 101H209ZM0 98H1V97H0ZM70 98H71V96H70ZM81 98H82V97H81ZM85 98H86V97H84V99H85ZM88 98H89V97H88ZM103 98H102V99H103ZM109 98H111V97L108 96V98H107V99H108V102H110V101H113V102H114V100H112L113 98H112L110 101H109ZM130 98H131V97H130ZM132 98H133V97H132ZM143 98H144V97H143ZM148 98H149V95H148ZM155 98H153L154 101H157V100H155ZM160 98H162L161 95H160ZM160 98H158V100H160ZM164 98H165V97H164ZM164 98H162V101L165 102V104L167 105V102H169V100H166V101H167V102H166V101L163 100ZM168 98H170V97H168ZM172 98L174 99L175 97L173 96ZM187 98H188V97H187ZM187 98H186V99H187ZM189 98H190V96H189ZM196 98H197V97H194V98L192 97V99L197 100ZM203 98H204V96H203ZM212 98H213V97H212ZM212 98H211V100H212ZM217 98H219V97H217ZM217 98H216V100L213 99V101H215V102L217 101V102L219 103V101H220L221 99L219 98V99L217 100ZM258 98H259V97H258ZM75 99H76V98H75ZM84 99H83V100H84ZM86 99H87V98H86ZM102 99H101L100 101H104V102H102L101 105L105 104V103H106L105 100H107L106 98L103 99V100H102ZM136 99H137V98H136ZM146 99H144L145 101H143V100H142V101H143V102H146ZM153 99H152L151 101H153ZM177 99L180 100V97L177 98ZM226 99H227V97H226ZM239 99L242 100L241 95L239 96ZM247 99H248V97H247ZM247 99H244V100L247 101ZM116 100H117V99H116ZM128 100H129V99H128ZM128 100H127V101H128ZM148 100H149V99H148ZM175 100H176V99H175ZM188 100H189V99H188ZM188 100H187V101H188ZM198 100H199V99H198ZM200 100H202V98H201ZM200 100L197 101L198 104L200 103ZM228 100H230V98H229ZM236 100H237V99H236ZM249 100H250V99H249ZM262 100H264V98H262L261 100H259V102L261 103ZM79 101H81V100L79 99ZM90 101H92V100H90ZM90 101H89V102H90ZM95 101H96V100H95ZM95 101H92V102H95ZM97 101H98V99H97ZM125 101H126V100H125ZM125 101H123V102H125ZM134 101H136V100H134ZM142 101H140V102L143 103ZM154 101H153V102H154ZM183 101H184V100H183ZM187 101H186V103L189 102V101H188V102H187ZM190 101H192V100L190 99ZM237 101H239V100H237ZM85 102H86V100H85ZM129 102H130V101H129ZM163 102H158V103H156V104L153 103L154 105H153V104H152V105L149 104V108H151V106H152V107H153V106H154V107H157V106L160 105V103L163 104ZM173 102H175V101L173 100ZM193 102H194V101H193ZM195 102H196V101H195ZM205 102H206V100H205ZM222 102H223V101H221V103H222ZM230 102H232V101H230ZM240 102H241V101H240ZM248 102H249V101H248ZM248 102H246V103H248ZM259 102H258V103H259ZM263 102H264V101H263ZM79 103H80V102H78V104H79ZM87 103H88V102H87ZM98 103H99V102H98ZM100 103H101V102H100ZM171 103H172V100H171ZM180 103H182V101H181ZM186 103H185V104H186ZM201 103H202V102H201ZM201 103H200V104H201ZM203 103H204V102H203ZM212 103H213V102H212ZM251 103H252V101H251ZM260 103H259V104H260ZM80 104H83V103H80ZM84 104H85V103H84ZM92 104H93V103H92ZM95 104H96V103H95ZM106 104H107V106H108V105L111 104V103H106ZM106 104H105V105H106ZM125 104H126V103H125ZM138 104H140V103H138ZM158 104H159V105H158ZM169 104H170V102H169ZM173 104H174V103H172L171 105L173 106ZM176 104H177V103H176ZM185 104L182 103V104L176 105L174 108L176 109V107H179V106H181V105H185ZM198 104H197V105H198ZM200 104H199V105H200ZM208 104H209V103H208ZM210 104H211V103H210ZM210 104H209V107H210ZM234 104H235V103H234ZM255 104H256V103H255ZM259 104H258V105H259ZM88 105H89V103H88ZM101 105H100V104H97V107H98V106H101ZM111 105H112V104H111ZM111 105H109L110 108H112ZM135 105H136V104H135ZM146 105H147V104H146ZM155 105H157V106H155ZM174 105H175V104H174ZM190 105H191V103H190ZM193 105H194V104H193ZM203 105H204V104H203ZM214 105H216V104H214ZM223 105H224V104H223ZM223 105H222V106H223ZM258 105H257V106H258ZM85 106H86V105H85ZM91 106H92V105H91ZM95 106H96V105H95ZM95 106H93V107L95 108ZM107 106H106V107H107ZM120 106H121V105H120ZM127 106H128V105H127ZM127 106H126V107H127ZM131 106H132V104H131ZM138 106H139V107H141V106L146 107L144 104H142L141 106H140V105H138ZM160 106H161V105H160ZM164 106H165V105H164ZM167 106H170V105H167ZM187 106H188V105H187ZM204 106H206V105H204ZM211 106H212V105H211ZM219 106H220V105H219ZM219 106H217L218 109H220ZM228 106H229V105H228ZM239 106H240V104H239ZM251 106H252V105H251ZM78 107H79V106H78ZM83 107H84V106H83ZM93 107L91 108V110L93 109ZM104 107H105V106L103 105L102 107H99L98 110L100 111V108H103V109H104ZM123 107H125V106H123ZM129 107H130V106H129ZM154 107L152 108L153 110H154ZM192 107H193V106H192ZM195 107H199V106H196V105H195ZM201 107H203V106H201ZM217 107H216V108H217ZM229 107H230V106H229ZM149 108H148V109H149ZM158 108H159V107H158ZM164 108H166V107H164ZM169 108H170V107H169ZM172 108H173V107H172ZM180 108H181V107H180ZM182 108H183V107H182ZM186 108H187V107H186ZM199 108H200V107H199ZM214 108H215V106H214ZM227 108H228V107H227ZM227 108H226V109H227ZM247 108H248V107H247ZM255 108H256V107H255ZM75 109H76V108H75ZM82 109H83V108H81V111H82ZM96 109H97V108H96ZM113 109H114V108H113ZM134 109H135V107H134ZM140 109H141V108H140ZM142 109H143V108H142ZM142 109H141V110H142ZM145 109H146V108H145ZM155 109H157V108H155ZM161 109H162V108H161ZM191 109H192V108H191ZM203 109H205V108H203ZM203 109H202V110H203ZM209 109H211V108H209ZM221 109H222V108H221ZM240 109H241V108H240ZM249 109H250V108H249ZM251 109H252V108H251ZM256 109H257V108H256ZM79 110H80V108H79ZM98 110H97L96 112H98ZM106 110H107V108H106ZM106 110L104 111V113L107 112ZM109 110H110V109H109ZM114 110H115V109H114ZM124 110H126V109H124ZM128 110H129V108H128ZM130 110H131V109H130ZM137 110H138V108H137ZM143 110H144V109H143ZM143 110H142V111H143ZM169 110H171V108H170ZM169 110H168V111H169ZM177 110H178V109H176V111H177ZM216 110H217V109H216ZM224 110H225V109H224ZM237 110H238V109H237ZM252 110H253V109H252ZM257 110H258V109H257ZM66 111H67V110H66ZM72 111H73V110H72ZM86 111L88 112V110H86ZM122 111H123V109H122ZM151 111H152V110H151ZM158 111H159V110H158ZM171 111H172V114H173V115L176 114V113H175V114L173 113L174 109L171 110ZM189 111H191V110H189ZM189 111H188V112H189ZM210 111H211V110H210ZM217 111L220 112L219 110H217ZM73 112H74V111H73ZM77 112H80V111H77ZM90 112H94V110H93V111H90ZM96 112H95V113H96ZM100 112H102V111H100ZM108 112H109V111H108ZM112 112H113V111H112ZM112 112H111V113H112ZM117 112H118V111H117ZM126 112H128V111H126ZM129 112H131V111H129ZM139 112H140L139 114H141V111H139ZM153 112H155V111H153ZM185 112H186V111H185ZM194 112H196V111H194ZM207 112H208V111H207ZM212 112H214V110H213ZM212 112H211V113H212ZM215 112H216V111H215ZM215 112H214L213 114H215ZM236 112H237V111H236ZM251 112H252V111H251ZM251 112H249V114H250ZM253 112H255V111H253ZM258 112H259V111H258ZM258 112H256V113H258ZM104 113H102L103 116H104ZM121 113H122V112H121ZM134 113H135V112H134ZM169 113H170V111H169ZM180 113H181V109H180V112H178L177 114H180ZM196 113H197V112H196ZM229 113H230V115H231V111H230ZM232 113H233V111H232ZM260 113H262V112H259L258 115H261V116H262V114H260ZM79 114H80V113H79ZM82 114H83V112H82ZM84 114H87V113L84 112ZM84 114H83V116L85 117ZM128 114H129V113H128ZM132 114H133V113H132ZM132 114H129V115H132ZM142 114H143V113H142ZM148 114H149V113H148ZM148 114H147V115H148ZM150 114H152V116L155 117V115H153L154 113H150ZM160 114H162V113H160ZM181 114H182V113H181ZM185 114H186V113H185ZM188 114H189V113H188ZM205 114H207V113H205ZM208 114H209V113H208ZM216 114H217V113H216ZM221 114H222V112H221ZM223 114H224V113H223ZM225 114H226V113H225ZM225 114H224V116H225ZM227 114H228V113H227ZM234 114H237V113H234ZM234 114H233V116H234L235 119H236L237 117H236ZM239 114H240V110H239L238 115H239ZM241 114H243V113H241ZM253 114L256 115L255 113H253ZM62 115H64V114H62ZM69 115H70V114H69ZM76 115H78V114H76ZM89 115H90V113H89ZM97 115H99V114H97ZM112 115H113V113L111 114V118H112ZM115 115H116V114H115ZM115 115H114V116H115ZM133 115H134V114H133ZM144 115H145V114H144ZM147 115H146V117H147ZM157 115H158V114H157ZM165 115H168V114H167V113H166V114L164 113V115H160V116H165ZM189 115H190V114H189ZM203 115H204V113H203ZM245 115L247 116L248 114H245ZM12 116H13V115H11V118H12ZM66 116H67V115H66ZM78 116H79V115H78ZM80 116H82V115H80ZM92 116H94V115H92ZM95 116H96V115H95ZM101 116H102V115L100 114L98 117H101ZM103 116L101 117V119L99 118V119H100V122L102 121V118H104ZM105 116H106V115H105ZM118 116H119V115H118ZM150 116H151V115H150ZM150 116H149V118H150ZM175 116H176V115H175ZM178 116H179V115H178ZM180 116H181V115H180ZM205 116H206V115H205ZM207 116H209V115H207ZM212 116H213V115H212ZM227 116H228V115H227ZM231 116H232V115H231ZM233 116H232V117H233ZM246 116H245V117H246ZM251 116H252V115H250V118H251ZM261 116H260V117H261ZM14 117H15V116H14ZM87 117L90 118L89 116H86V118H87ZM96 117H97V116H96ZM107 117H108V116H107ZM122 117H123V114H122V116H121L120 118H122ZM128 117H129V116H128ZM132 117H134V116H132ZM167 117H168V116H167ZM170 117L173 118L172 115H170ZM170 117H169V118H170ZM187 117H188V116H186V119H184V120H187ZM192 117H193V116H192ZM196 117H197V115H196ZM198 117H199V116H198ZM202 117H204V116H201V118H202ZM209 117H210V116H209ZM243 117H244V115L242 116V118H243ZM248 117H249V115H248ZM94 118H95V117H93V118L91 117L89 120H91V119L93 120ZM120 118H119V119H120ZM140 118H143V117H140ZM144 118H145V116H144ZM144 118H143V119H144ZM149 118H147V120H148ZM157 118H159V117H157ZM163 118H164V120H166L165 117H163ZM172 118H170L171 121H172ZM174 118H175V117H174ZM178 118H179V117H178ZM181 118H182V117H181ZM181 118H180V119H181ZM189 118H191V117H189ZM189 118H188V119H189ZM204 118H205V117H204ZM206 118H208V117H206ZM206 118H205V122H206ZM211 118H212V117H211ZM218 118H220V117H218ZM226 118L228 119L229 117H226ZM254 118H256V116H255ZM261 118H262V117H261ZM17 119H18V118H17ZM64 119H65V118H64ZM70 119H71V118H69V120H70ZM72 119H73V118H72ZM72 119H71L70 121H72ZM81 119H82V118H81ZM83 119H85V118H83ZM83 119H82V120H83ZM105 119H107V118H105ZM116 119H117V118H115V120H116ZM119 119H118V120H119ZM137 119H139V118L137 117ZM137 119L134 120V118H133L134 122L136 121V123H138ZM150 119H151V118H150ZM160 119H161V118H160ZM175 119H176V118H175ZM191 119H192V118H191ZM197 119H198V118H197ZM202 119H203V118H202ZM214 119H215V118H214ZM230 119H233V118H231V117L229 118V124L231 123ZM237 119H238V118H237ZM247 119H248V118H247ZM252 119H253V118H251V120H252ZM14 120H15V118H14ZM65 120H66V119H65ZM65 120H64V122H65ZM69 120H68V117H67L66 122L69 121ZM87 120H88V119H87ZM92 120H91V121H92ZM95 120H96V119H95ZM95 120H94V122L96 123L97 120H96V121H95ZM147 120H146V121H147ZM152 120H155V119H152ZM156 120H157V119H156ZM167 120H168V119H167ZM167 120H166V121H167ZM173 120H174V119H173ZM195 120H196V118H195ZM199 120H200V119H199ZM203 120H204V119H203ZM203 120H201V122H202ZM233 120H234V119H233ZM241 120H243V119H241ZM251 120H250V121H251ZM257 120H258V119H257ZM257 120H256V121H257ZM263 120H264V119H263ZM263 120H260V121H263ZM16 121H17V120H16ZM16 121H15V122H16ZM61 121H63V120H61ZM70 121H69V123H70ZM76 121H78V120H76ZM105 121H106V120L103 121V122H104L103 124H106L107 121H106V122H105ZM108 121H111V120H108ZM113 121H114V120H112V122H113ZM125 121H126V120H125ZM125 121H124V122H125ZM128 121H129V119H128ZM168 121H169V120H168ZM168 121H167V122H168ZM171 121H170V122H171ZM187 121H188V120H187ZM197 121H198V120H197ZM235 121H236V120H235ZM72 122H73V121H72ZM86 122H87V125H88V126L93 125V124H91V123L89 124L88 121H86ZM114 122H115V121H114ZM129 122H131V121H129ZM134 122H133V124H135ZM147 122H148V121H147ZM154 122H155V121H154ZM163 122H164V121H163ZM172 122H173V121H172ZM175 122H176V120H175ZM177 122H178V121H177ZM203 122H204V121H203ZM258 122H259V120H258ZM0 123H1V122H0ZM13 123H14V122H13ZM62 123H63V122H62ZM62 123H61V124H62ZM76 123H77V122H76ZM80 123H82V122L80 121ZM80 123H79V124H80ZM95 123H94V124H95ZM109 123H110V122H109ZM120 123H121V122H119V124H120ZM149 123H150V122H149ZM149 123H148V124H149ZM157 123H158V122H155V123H153V124H157ZM160 123L162 124L161 121H160ZM168 123H169V122H168ZM179 123H180V122H179ZM187 123H188V122H187ZM206 123L208 124V122H206ZM206 123H205V125H206ZM210 123H212V122H210ZM219 123H220V122H219ZM223 123H224V122H223ZM232 123H234V122H232ZM235 123H236V122H235ZM251 123H252V122H251ZM261 123H262V122H261ZM11 124H12V120H11ZM14 124H16V123H14ZM71 124L74 125V124H75V121H74V123H71ZM77 124H78V123H77ZM82 124H84V122H83ZM82 124H81V125H82ZM99 124H101V125H99V126H101V127H100L101 129L104 128V127H102V125H103L102 122L99 123ZM110 124H111V123H110ZM126 124H127V123H126ZM128 124H129V123H128ZM150 124H152V123H150ZM161 124H158V126L160 127ZM165 124H166V122L163 123L162 127H163ZM170 124H171V123H170ZM202 124H203V123H202ZM254 124H255V122H254ZM17 125L19 126L20 124H17ZM17 125H16V126H17ZM53 125H54V124H53ZM55 125H56V124H55ZM62 125H63V124H62ZM96 125H97V127H99V126H98V122H97V124H95V126H96ZM143 125H144V124H143ZM143 125H141V126H143ZM171 125H172V124H171ZM180 125H182V124L180 123ZM184 125H185V123H184ZM199 125H200V123L198 124V126H199ZM203 125H204V124H203ZM224 125H225V124H224ZM226 125H227V124H226ZM226 125L224 126L225 128H227ZM242 125H243V124H242ZM247 125H248V123H247ZM256 125H257V124H256ZM262 125H263V123H262ZM60 126H61V125H60ZM82 126H83V127H82L81 129L83 130L84 127L86 128V123H85V126H84V125H82ZM88 126H87V128H88ZM108 126H109V125H108ZM111 126H112V125H111ZM116 126H117V125H116ZM127 126H128V125H127ZM129 126H130V124H129ZM146 126H147V125H146ZM148 126H149V125H148ZM153 126H154V125H153ZM172 126H173V125H172ZM185 126H186V125H185ZM191 126H192V125H191ZM200 126H202V125H200ZM200 126H199V127H200ZM210 126H211V125H210ZM210 126H209V127H210ZM234 126H235V125H234ZM237 126H238V125H237ZM237 126H236V128H237ZM252 126H253V123H252ZM254 126H255V125H254ZM20 127H21V126H20ZM20 127H19V128H20ZM30 127H31V126H30ZM51 127H52V126H50V128H51ZM63 127H65V126H63ZM79 127H80V126H79ZM90 127H91V126H90ZM121 127H122V129H123V126H121ZM131 127H132V125H131ZM131 127H130V130H131ZM139 127H140V126H139ZM150 127H151V126H150ZM154 127H155V126H154ZM154 127H153V128H154ZM156 127H157V126H156ZM193 127H195V126L193 125ZM220 127H222V126H220ZM229 127H230V126H229ZM231 127H232V126H231ZM242 127H243V126H241L240 129H242ZM244 127H245V126H244ZM255 127H256V126H255ZM0 128H1V127H0ZM56 128H57V127H56ZM100 128H99V129H100ZM109 128H110V127H109ZM114 128H116V127H114ZM124 128H126V127H124ZM140 128H141V127H140ZM151 128H152V127H151ZM172 128H173V127H172ZM184 128H185V127H184ZM207 128H208V127H207ZM225 128H224V129H225ZM236 128H235V129H236ZM245 128H246V127H245ZM247 128H248V127H247ZM262 128H263V127H262ZM52 129H54V127H53ZM52 129H51V130H52ZM88 129H90V128H88ZM91 129H92V128H91ZM91 129H90V131H91ZM93 129L95 130V128H93ZM99 129H98V130H99ZM110 129H112V127H111ZM126 129H127V128H126ZM126 129H125L124 134L126 133ZM141 129H142V128H141ZM141 129H139V130H141ZM163 129H164V128H163ZM170 129H171V128H170ZM182 129H183V128H182ZM203 129H204V128H203ZM231 129H232V128H231ZM233 129H234V128H233ZM235 129H234V130H235ZM260 129H261V128H260ZM260 129H259V130H260ZM2 130H3V129H2ZM61 130H62V129H61ZM82 130H81V131H82ZM94 130H93V132H94ZM98 130H97V128H96L95 132H96V131L98 132ZM108 130H109V129H108ZM115 130H116L117 133H115V132H113V133H114V134H118V131H117V130H121V129L118 127V129H115ZM127 130L129 131V129H127ZM133 130H134V129H133ZM143 130H145V127H144ZM150 130H151V129H150ZM156 130H157V129H156ZM190 130H191V129H190ZM194 130H195V129H194ZM196 130H197V129H196ZM196 130H195V131H196ZM200 130H201V128H200ZM215 130H216V129H215ZM234 130H233V131H234ZM238 130H239V129H238ZM256 130H257V129H256ZM262 130H263V129H262ZM54 131H56V130H55V129L52 130V132H54ZM81 131H80V129H79L78 132L81 133ZM85 131H86V130H85ZM99 131H100V130H99ZM102 131H103V129H102ZM145 131H146V130H145ZM151 131H152V134H153V129H152ZM151 131H150V132H151ZM161 131H162V129H161ZM173 131H174V129H173ZM185 131H187V130H185ZM195 131H192V132H195ZM204 131L207 132V130H205V129H204ZM204 131H203V132H204ZM216 131H218V129H217ZM216 131H214V132H215V133H218V132H216ZM222 131H223V130H222ZM34 132H35V131H34ZM61 132H62V131H61ZM67 132H68V131H67ZM67 132H66V133H67ZM71 132H72V134H70V135H72V137H73V132H76V128H75V131H72V130H71ZM83 132H84V131H83ZM86 132H87V131H86ZM88 132H89V131H88ZM93 132L91 131V132H89V133H92L93 135H95ZM119 132H120V131H119ZM140 132H141V131H140ZM140 132H138V133L140 134ZM167 132H168V131H167ZM169 132H170V130H169ZM176 132H177V131H176ZM179 132H180V131H179ZM192 132H191V134H192ZM214 132H213V133H214ZM224 132H227V131H224ZM237 132H238V131H237ZM241 132H242V131H241ZM243 132H244V131H243ZM251 132H252V131H251ZM50 133H51V132H50ZM54 133H55V132H54ZM57 133H58V132H56V135H57ZM62 133H63V132H62ZM108 133L110 134L111 132H108ZM113 133H111L112 136H113ZM121 133H122V132H121ZM142 133H143V131H142ZM144 133H145V132H144ZM148 133H149V132H147V134H148ZM170 133H171V132H170ZM173 133H174V132H173ZM177 133H178V132H177ZM229 133H230V132H229ZM229 133H225V134H229ZM238 133H239V132H238ZM247 133H248V132H247ZM58 134H59V133H58ZM63 134H64V133H63ZM82 134H83V133H82ZM86 134H88V133H86ZM124 134H123V135H124ZM129 134H131V133H129ZM129 134H127V135H129ZM139 134H138V135H139ZM149 134H150V133H149ZM165 134L167 135V133H165ZM165 134L163 133V135H165ZM171 134H172V133H171ZM175 134H176V133H175ZM178 134H179V135H178ZM178 134H177V137H181L182 133H181V135H180V133H178ZM194 134H196V132H195ZM197 134H198V133H197ZM197 134H196V135H197ZM201 134H202V133H201ZM201 134H200V135H201ZM203 134L205 135V133H203ZM209 134H210V133H209ZM223 134H224V133H223ZM236 134H237V133H236ZM236 134H235V135H236ZM249 134H250V133H249ZM257 134H258V133H257ZM51 135H52V133H51ZM54 135H55V134H54ZM56 135H55V136H56ZM74 135H76V133H74ZM83 135H85V134H83ZM83 135H82V136H83ZM88 135H89V134H88ZM90 135H91V134H90ZM90 135H89L87 141L90 140V139H89V138H90ZM135 135H136V134H135ZM140 135H142V134H140ZM169 135H170V134H169ZM184 135H185V133H184ZM211 135H213V134L211 133L210 136H211ZM229 135H230V134H229ZM259 135H261V134H259ZM32 136H33V135H32ZM55 136H54V137H55ZM59 136H60V134H59ZM67 136H68V135H67ZM86 136H87V135H86ZM124 136H125V135H124ZM124 136H123V137H124ZM143 136H144V135H143ZM149 136H150V135H149ZM172 136H173V135H172ZM186 136H188V134H187ZM190 136H191V141H192V139L195 137V135H193V136H194L193 138H192V135H190ZM197 136H199V135H197ZM197 136H196V137H197ZM201 136H202V135H201ZM215 136H216V135H215ZM231 136H232V135H231ZM231 136H230V137H231ZM233 136H234V135H233ZM238 136H239V134H238ZM257 136H258V135H257ZM51 137H52V136H51ZM51 137H50V138H51ZM61 137H62V136H61ZM74 137H76V136H74ZM77 137H79V135H78ZM80 137H81V136H80ZM83 137H85V136H83ZM101 137H102V136H101ZM133 137H134V135H133ZM141 137H142V136H141ZM151 137H152V136H151ZM153 137H154V136H153ZM164 137H166V136H164ZM169 137H170V136H169ZM177 137H176V136H173L172 139H174V138L177 139ZM183 137H184V136H183ZM183 137H182V138H183ZM196 137H195V138H196ZM204 137H206V135H205ZM218 137H220L219 134H218ZM230 137L226 136V138H229V139H230ZM234 137H236V136H234ZM14 138H15V137H14ZM65 138H66V137H65ZM70 138H71V137H70ZM92 138H93V136L91 137V139H92ZM117 138H119V136H118ZM117 138H115L116 141L118 140ZM142 138H143V137H142ZM167 138H168V136H167ZM167 138H166V140H167ZM182 138H181V139H182ZM202 138H203V137H202ZM208 138L213 139V138H211V137H209V136H208ZM214 138H215V137H214ZM216 138H217V137H216ZM232 138H233V137H232ZM243 138H244V136H243ZM253 138H254V137H253ZM262 138H263V137H262ZM262 138H261V139H262ZM44 139H45V137H44ZM60 139H61V138H60ZM60 139H59L58 141H59V142H62L63 144H62V143H61V144L59 143V145H60V146L63 145V148H64V145L67 143L68 140H67L66 142H64V141H62V140H64L63 138H62L61 141H60ZM66 139H67V138H66ZM68 139H69V138H68ZM71 139H72V138H71ZM78 139H79V138H78ZM81 139H82V138H81ZM83 139H84V138H83ZM86 139H87V138H86ZM104 139H105V138H104ZM120 139H121V138H120ZM122 139H123V138H122ZM124 139H125V138H124ZM127 139H128V138H127ZM168 139H169V138H168ZM170 139H171V138H170ZM170 139H169V140H170ZM172 139H171L170 141L175 142V141L172 140ZM210 139H209V140H210ZM234 139H235V138H234ZM247 139H248V138H246V141H247ZM261 139H260V140H261ZM16 140H17V139H16ZM47 140H49V139H47ZM50 140H51V139H50ZM50 140H49V141H50ZM73 140H74V139H73ZM75 140H76V139H75ZM107 140H108V139H107ZM113 140H114V139H113ZM153 140H154V139H153ZM161 140L163 141V142L161 141L162 143H164V142L167 143L163 138H162ZM169 140H167V141H169ZM183 140H184V139H183ZM194 140H195V139H194ZM216 140L218 141L219 139H216ZM216 140H213V142L216 141ZM232 140H233V139H232ZM235 140H236V139H235ZM239 140H240V138H239ZM243 140H244V139H243ZM252 140H253V139H252ZM49 141H47L48 144L51 143V142L54 141V140H52L51 142H49ZM71 141H72V140H71ZM77 141H78V140H77ZM79 141L81 142L80 139H79ZM108 141H109V140H108ZM110 141H111V140H110ZM118 141H120V140H118ZM129 141H130V140H129ZM133 141H134V140H133ZM155 141H156V140H155ZM177 141H178V140H177ZM191 141H189V142H191ZM197 141H198V138H197ZM199 141H200V139H199ZM211 141H212V140H211ZM223 141H224V140H223ZM236 141H238V140H236ZM13 142H14V141H13ZM42 142H43V141H42ZM47 142H46V143H47ZM126 142H127V141H126ZM137 142H138V141H137ZM148 142H149V141H148ZM159 142H160V141H159ZM161 142H160V144H162ZM173 142H171V146L173 145ZM192 142H193V145H194V143H197V142H194V141H192ZM192 142L190 143V146H189V149H191L190 151L193 150V149H192L193 146L191 145ZM206 142H207V138H206ZM219 142H221V141H219ZM224 142H226V141H224ZM228 142H231V143H232V141H228ZM249 142H250V141H249ZM257 142H258V140H257ZM261 142H262V141H261ZM261 142H260V144H261ZM56 143H57V142H56ZM64 143H65V144H64ZM68 143H70V142L68 141ZM68 143H67L66 145H68ZM86 143H87V142H86ZM86 143H85V145H86ZM133 143H134V142H133ZM153 143H154V141H153ZM155 143L157 144V142H155ZM155 143H154V144H155ZM165 143L162 144L163 147H164ZM168 143H170V142H168ZM177 143H178V142H177ZM183 143H186V142L184 141ZM187 143H188V142H187ZM201 143H202V144H200V145L202 146L204 143H203V141H201ZM226 143H227V142H226ZM226 143H224V144H226ZM247 143H248V142H246V145H245V143H243L244 146H247ZM33 144H34V143H33ZM33 144H32V145H33ZM39 144H40V142H39ZM41 144H42V143H41ZM52 144H55V142L52 143ZM52 144H51V145L49 144L50 146L47 145L48 147H50L49 149H48L47 146H44V147H47V149H44V152H45V150H49V153H50V152L52 153V151L50 150V149H52L51 147H53ZM79 144H80V143H79ZM112 144H113V143H112ZM114 144H115V143H114ZM116 144H117V143H116ZM197 144H198V143H197ZM210 144L212 145V142H210ZM219 144H220V143H219ZM237 144L240 146L241 143H238V142H237ZM250 144H251V143H250ZM250 144H248V145L250 146ZM256 144H257V143H256ZM10 145H11V144H10ZM32 145H29V146H32ZM34 145H35V144H34ZM34 145H33V147H34ZM56 145H58V144H56ZM56 145H55V149H56ZM76 145H77V146H80V145H78V143H76ZM76 145H75V147H77ZM85 145L83 144V147H84ZM120 145H122V144L119 143L118 146H120ZM146 145H147V144H146ZM162 145H160V146H162ZM167 145H168V144H167ZM176 145H178V144H176ZM176 145H175V148L177 149ZM204 145H205V144H204ZM204 145H203V146H204ZM221 145H222V143H221ZM227 145H228V144H227ZM229 145H230V143H229ZM232 145H233V144H232ZM232 145H231V146H232ZM251 145H252V144H251ZM263 145H264V144H263ZM5 146H7V144H6ZM26 146H27V145H26ZM36 146H37V145H36ZM36 146H35V147H36ZM87 146H88V144H87ZM90 146H91V145H90ZM94 146H95V145H94ZM124 146H125V145H124ZM132 146H134V145H132ZM132 146H131V148H132ZM171 146H170V147H171ZM186 146H187V145H186ZM191 146H192V147H191ZM195 146H196V145H195ZM206 146H207V145H206ZM212 146H213V145H212ZM218 146H219V145H218ZM218 146H217V147H218ZM222 146L225 147L226 145H222ZM235 146H236V145H235ZM235 146H234V147H233V146L231 147V148H233V149H232L233 152H234V151L236 152V150H234ZM258 146H259V148L261 147L259 144H258ZM2 147H3V146H2ZM7 147H8V146H7ZM20 147H21V146H20ZM33 147H32V149H34V151H36V150H38L41 146H40V145L37 146L38 149H36L35 147L33 148ZM83 147H82V148H83ZM91 147H93V146H91ZM95 147H96V146H95ZM109 147H110V146H109ZM135 147H137V146L135 145ZM148 147H149V145H148ZM148 147H147V149H146V147H144V148L147 150V152L149 151V154H148V156H149L151 153H150V150H149ZM154 147H155V145H154ZM163 147L160 148V147L158 146L157 148H160V151H161V149L163 150ZM165 147H166V146H165ZM165 147H164V148H165ZM190 147H191V148H190ZM204 147H205V146H204ZM207 147H208V146H207ZM209 147H210V146H209ZM215 147H216V146H215ZM237 147H238V146H237ZM256 147H257V146H256ZM4 148H5V147H4ZM8 148H10V147H8ZM17 148H18V147H17ZM17 148L14 149V150L17 151V150H18ZM23 148H25V147L23 146ZM23 148H22V149L20 148V150H22V152H25V149L28 148V147H26V148L24 149V151H23ZM41 148H42V147H41ZM41 148H40V149H41ZM53 148H54V147H53ZM59 148H60V147H59ZM84 148H85V147H84ZM98 148H99V147H98ZM131 148H130V149H131ZM137 148H138V147H137ZM152 148H153V147H152ZM167 148H168V147H167ZM195 148H198V151H200L199 147H195ZM220 148H221V146H220ZM238 148H239V147H238ZM248 148H249V147H248ZM253 148H255V146H254ZM259 148H258V149L256 148V149L259 151ZM261 148H262V147H261ZM5 149H6V148H5ZM35 149H36V150H35ZM42 149H43V148H42ZM55 149H54V150H55ZM61 149H62V148H61ZM75 149L77 150V148H75ZM88 149H89V148H88ZM90 149H91V148H90ZM92 149H93V148H92ZM100 149H102V148H100ZM100 149H99V150H100ZM108 149H109V148H108ZM170 149H171V148H170ZM186 149H188V148L186 147ZM206 149H207V148H206ZM222 149H224V148H222ZM244 149H245V148L243 147V150H244ZM250 149H251V148H250ZM250 149H249V150H250ZM8 150H9V149H8ZM20 150H19V151H20ZM54 150H53V151H54ZM57 150H60V149H57ZM57 150H56V151H57ZM81 150L83 151L84 149H81ZM81 150H80V148H79V152H80ZM99 150H97V151H99ZM120 150L122 151L123 149L121 148ZM134 150H135V149H134ZM154 150H155V149H154ZM154 150H153V151H154ZM167 150H169V148H168V149L165 148V151H164V152H166ZM180 150H181V149H180ZM182 150L184 151L183 148H182ZM182 150H181V152H182ZM201 150L203 151V148H201ZM207 150H209V149H207ZM207 150H206V151H207ZM210 150H212V149H210ZM243 150L240 151L241 153L237 151L238 153L236 152L235 155H236V154L238 155V154L240 153V155H238V156H240V157H241V156H245L247 151L245 152L244 155H241L242 152H243ZM249 150H248V152H249ZM252 150H253V149H252ZM0 151H1V147H0ZM11 151H13V150L11 149ZM39 151L41 152V150H39ZM63 151H64V150H63ZM65 151H66V149H65ZM73 151H74V150H73ZM97 151H96V154H97ZM124 151H125V150H124ZM126 151H127V150H126ZM126 151H125V153H126ZM132 151H133V150H132ZM140 151H141V149H140ZM140 151H139V152H140ZM158 151H159V149H158ZM160 151L157 152V153L160 154V155L164 153V152H160ZM169 151H170V150H169ZM169 151H167V154H168ZM171 151L174 152L175 150H172V149H171ZM171 151H170V153H171ZM196 151H197V149H196ZM214 151H215V150H214ZM214 151H213V152H214ZM227 151H228V150H227ZM229 151H230V153H231V149H230ZM229 151H228V152H229ZM2 152L4 153V151H2ZM2 152H1V153H2ZM7 152H8V151H7ZM13 152H14V151H13ZM20 152H21V151H20ZM26 152H28V150H26ZM32 152H33V151H32ZM42 152H43V151H42ZM44 152H43V153H44ZM47 152H48V151H46V153H47ZM59 152H61V151H59ZM77 152H78V151H77ZM77 152H75V153H77ZM94 152H95V150H94ZM137 152H138V151H137ZM141 152H142V151H141ZM151 152H152V151H151ZM154 152H155V151H154ZM192 152H193V154H194V151H192ZM203 152H205V150H204ZM215 152H216V151H215ZM221 152H222V150H221ZM253 152H254V150H253ZM5 153H6V152H5ZM8 153L10 154V152H8ZM14 153H15V152H14ZM35 153H36V152H35ZM35 153H32V154L35 155ZM43 153H39V156L42 157L43 155H41V154H43ZM53 153H54V152H53ZM53 153H52V154H53ZM67 153H68V152H67ZM111 153H112V152H111ZM123 153H124V152H123ZM129 153H130V152H129ZM134 153H135V152H134ZM145 153H146V152H145ZM175 153H176V152H175ZM177 153H178V152H177ZM177 153H176V154H177ZM201 153H202V152H201ZM209 153H211V151H210ZM217 153H218V152H217ZM217 153H215V156H217V155H216ZM223 153H224V152H223ZM230 153H229L228 155H232V154H233V153H232V154H230ZM243 153H244V152H243ZM249 153L255 155L256 152H254V153L249 152ZM258 153H259V152H258ZM258 153H257V154H258ZM9 154H8V155H9ZM15 154H17V153H15ZM15 154H13V155H15ZM18 154H19V153H18ZM23 154H24V153H23ZM26 154H27V153H26ZM63 154L66 155L65 153H63ZM63 154L61 153L62 156H64ZM79 154H80V156H81V152H80ZM102 154H103V153H102ZM120 154H121V153H120ZM131 154H132V153H131ZM146 154H147V153H146ZM146 154H145V155H146ZM155 154H156V153H155ZM165 154H166V153H164L163 155H165ZM185 154L188 155L187 152H185ZM202 154L206 156L205 153H202ZM261 154H262V153H261ZM10 155H11V154H10ZM37 155H38V154H37ZM46 155H48V154H46ZM54 155H55V154H54ZM54 155L52 156V155L50 154L49 156H52V157H54V158L56 159L55 156H56V155H59V156H60V153H57V152H56V155H55V156H54ZM76 155H78V154H76ZM121 155H122V154H121ZM129 155H130V154H129ZM137 155H138V154H137ZM143 155H144V154H143ZM145 155H144V156H145ZM151 155H154V153L151 154ZM151 155H150V156H151ZM163 155H161V156H163ZM168 155H170V154H168ZM171 155H172V153H171ZM173 155H175V154H173ZM189 155H190V153H189ZM194 155H196V153H195ZM203 155H201V156H203ZM208 155H209V154H208ZM213 155H214V154H213ZM218 155H219V154H218ZM224 155H225V154H224ZM224 155H223V156H224ZM233 155H234V154H233ZM235 155H234V156H235ZM249 155H250V154H249ZM254 155H253V158H254ZM258 155H259V154H258ZM3 156L6 158L7 155H3ZM23 156H24V155H23ZM23 156H21V157H23ZM31 156H32V155H30V158L33 157V156H32V157H31ZM67 156H68V155H67ZM97 156H99V155H97ZM117 156H118V155H117ZM122 156H123V155H122ZM124 156H125V155H124ZM124 156H123V157H124ZM132 156H133V155H132ZM146 156H147V155H146ZM150 156H149V158L151 159L152 156H151V157H150ZM158 156H159V155H158ZM166 156H167V155H166ZM184 156H185V155H184ZM201 156H200V157H201ZM219 156H220V155H219ZM1 157H2V156H1ZM11 157H12V156H10V158H11ZM14 157H16V155H15ZM18 157H20V156H18ZM18 157H17V158H18ZM35 157H36V155H35ZM37 157H38V156H37ZM41 157H39V158H41ZM45 157H47V156H45ZM45 157H42V159H43V158L46 159ZM52 157H47V158L50 159V158H52ZM60 157H61V156H60ZM60 157H57V158H60ZM109 157H111V156H109ZM118 157L120 158V156H118ZM118 157H117V158H118ZM126 157H127V156H126ZM126 157H125V158H126ZM129 157H130V156H129ZM140 157H141V156H140ZM142 157H143V156H142ZM142 157H141V158H142ZM153 157H155V156H153ZM156 157H157V156H156ZM159 157H160V156H159ZM159 157H157V159H158ZM180 157H181V154H180V156H178V158L180 159ZM187 157H188V156H186V158H187ZM210 157H211V156H210ZM217 157H218V156H217ZM220 157H222V156H220ZM226 157H227V154H226ZM235 157H236V156H235ZM255 157H256V156H255ZM25 158H26V156L23 157V159H25ZM62 158L64 159V157H62ZM66 158H67V157H66ZM71 158H72V157H71ZM86 158H87V157H86ZM89 158H90V157H89ZM92 158H93V157H92ZM137 158H138V157H137ZM137 158H136V159H137ZM144 158H146V157H144ZM144 158H142L143 161L145 160ZM164 158L166 159V157H164ZM164 158H162V159H164ZM168 158L170 159L171 157L168 156ZM184 158H185V157H184ZM186 158H185V159H186ZM228 158L232 159V156H231V157L228 156ZM238 158H239V157H238ZM238 158H237V159H238ZM250 158H251V157H250ZM258 158H259V157H258ZM8 159H9V158H8ZM19 159H20V158H18V160H19ZM28 159H29V158H27V160H28ZM68 159H69V158H68ZM72 159H74V158H72ZM78 159H79V158H78ZM99 159H100V158H99ZM132 159H134V157H133ZM136 159H135V161H136ZM159 159H160V158H159ZM196 159H197V158H196ZM198 159H199V158H198ZM202 159H203V158H202ZM206 159H207V158H206ZM218 159H219V157H218ZM220 159H222V158H220ZM230 159H229V160H230ZM237 159L234 158V160H237ZM242 159H243V158L241 157L240 160H242ZM247 159H248V157H247ZM255 159H256V158H255ZM260 159H261V158H260ZM1 160H2V158H0V161H1ZM3 160L5 161V159H3ZM11 160H12V158H11ZM13 160H16V159H13ZM21 160H22V159H21ZM50 160H52V159H50ZM60 160H61V159H60ZM64 160H65V159H64ZM88 160H89V159H88ZM88 160H87V161H88ZM100 160H101V159H100ZM100 160H98V161H100ZM117 160H120V161L124 162V160H122V159H117ZM117 160H116V161H117ZM126 160H127V159H126ZM137 160H138V159H137ZM147 160H148V159L146 158L145 162H146ZM155 160H156V159H155ZM166 160H167V159H166ZM170 160H171V159H170ZM173 160H174V159H173ZM173 160H171V162H173ZM193 160H195V159L192 158V161H193ZM207 160H208V159H207ZM215 160H216V159H215ZM224 160H225V157H224ZM224 160H223V161H224ZM234 160H232V161L234 162ZM250 160H251V159H250ZM256 160H257V159H256ZM256 160H255V163H256ZM6 161L10 162V160H7V158H6ZM29 161H30V160H29ZM31 161H33V160H31ZM31 161H30V162H31ZM34 161H35V158H34ZM38 161H40V164H43V163L41 162L40 159H38ZM56 161H57V159H56ZM65 161H67V160H65ZM72 161H73V160H72ZM78 161H79V160H78ZM96 161H97V160H96ZM101 161H102V160H101ZM109 161H110V160L107 161L108 164L111 162V161H110V162H109ZM120 161H119V162H120ZM132 161L134 162V160H132ZM143 161H139V162L142 163ZM150 161H151V160H150ZM159 161H160V160H159ZM178 161H179V160H178ZM188 161H190V160H188ZM196 161H197V160H196ZM202 161H204V160H202ZM211 161H214V160L212 159ZM216 161H221V160H216ZM230 161H231V160H230ZM237 161H238V160H237ZM243 161H245V159H243L242 162H243ZM260 161H262V160H260ZM13 162H14V161H12V163H13ZM18 162H20V161H18ZM24 162H25V160H24ZM46 162H47V160L45 161V165H46ZM52 162H53V160H52ZM54 162H55V161H54ZM54 162H53V163H54ZM70 162H71V161H70ZM103 162H104V161H103ZM107 162L105 163V165L107 164ZM114 162H115V161H114ZM130 162H131V161H130ZM137 162H138V161H136V163H137ZM145 162H144V163H145ZM148 162H149V161H148ZM153 162H154V161H153ZM160 162H162V160H161ZM169 162H170V161H169ZM207 162H208V161H207ZM209 162H210V161H209ZM225 162L227 163V162H229V161H226V160H225ZM233 162H231V163H233ZM235 162H236V161H235ZM253 162H254V161H253ZM253 162H250V165H252V164L254 165ZM10 163H11V162H10ZM10 163H8L10 166H14V164L11 165L12 163H11V164H10ZM15 163L18 164L17 161H16ZM20 163L22 164L23 162H20ZM20 163H19V164H20ZM33 163H34V162H33ZM37 163L39 164V162H37ZM48 163H49V161H48ZM55 163H56V162H55ZM55 163H54V164H55ZM58 163H59V162H58ZM58 163H57V165L59 166L60 164H58ZM60 163H61V161H60ZM64 163H68V162H64ZM100 163H101V162H100ZM120 163H121V162H120ZM120 163H119V164H120ZM154 163H157V162H154ZM162 163H163V162H162ZM185 163H186V162H184L183 165H184ZM205 163H206V162H205ZM210 163H213V162H210ZM217 163H220V162H217ZM226 163H225V165H226ZM236 163H239V162H236ZM236 163H235V165H234V164H233V165L236 166ZM251 163H252V164H251ZM262 163H263V162H262ZM16 164H15V165H16ZM19 164H18V165H19ZM21 164H20V165H21ZM23 164H24V163H23ZM28 164H29V163H28ZM40 164H39V165H40ZM61 164H62V163H61ZM68 164H69V163H68ZM70 164H72V162H71ZM75 164H76V163H75ZM79 164H80V162H79ZM112 164L117 165L116 162H115V163H112ZM121 164H122V166H124L123 163H121ZM128 164H129V163H128ZM138 164H139V163H138ZM148 164H149V163H148ZM148 164L145 163V164H143V165H147V167H148ZM152 164H153V163H152ZM158 164H159V163H158ZM160 164H161V163H160ZM198 164H200V166H201V163H200V162H197V166H198ZM223 164H224V163H223ZM223 164H222V167L224 166ZM240 164H241V163H240ZM240 164H239V166L241 167ZM246 164H247V163H246ZM246 164H244V166H245ZM0 165H1V164H0ZM24 165H25V164H24ZM26 165H27V164H26ZM30 165H31V163L29 164V166H30ZM34 165L36 166V164H34ZM45 165H43V166H45ZM50 165H51V166H50ZM50 165L47 164V167L49 168V166H50V167L52 168L51 170H53V167H52L53 165H52V163H50ZM57 165H56V166H57ZM62 165H63V164H62ZM76 165H77V164H76ZM81 165H83V164H81ZM81 165H80V168H81V167L83 168V166H81ZM94 165H95V163H94ZM98 165H99V163H98ZM100 165H103V164L101 163ZM129 165H130V164H129ZM129 165L126 166L124 169H126L127 167H129ZM155 165H157V164H155ZM155 165H154L153 167H155ZM161 165H162V164H161ZM186 165H187V164H186ZM189 165H190V164H189ZM195 165H196V163L194 164V167H195ZM207 165H209V164L207 163ZM210 165H211V164H210ZM210 165H209V166H210ZM214 165H219V164H216V162H215ZM248 165H249V163H248ZM248 165H247V166H248ZM250 165H249V166H250ZM1 166H3V164H2ZM6 166H7V165H6ZM29 166H28V167H29ZM37 166H38V165H37ZM56 166L54 165V168H55ZM58 166H57V167H58ZM63 166H64V165H63ZM69 166H70V165H69ZM87 166H88V165H86V168H87ZM106 166H107V165H106ZM110 166H111V165H110ZM119 166H120V165H119ZM119 166H118V167H119ZM131 166H132V165H130V167H131ZM157 166H158V165H157ZM163 166H164V165H163ZM204 166H206V165L204 164ZM226 166H229V165H226ZM231 166H232V164H231ZM8 167H9V166H7V168H8ZM15 167H16V166H15ZM20 167H21V166H20ZM20 167H19V168H20ZM26 167H27V166H26ZM26 167H25V168H26ZM60 167H62V166H60ZM91 167H92V165H91ZM114 167H115V166H114ZM114 167H113V168L110 167V168L114 169ZM116 167H117V166H116ZM120 167H121V166H120ZM130 167H129L128 169H130ZM134 167H137V166H134ZM139 167H142V168H143V166H141V164H140ZM147 167H145V168H147ZM150 167L153 168L152 166H150ZM161 167H162V166H161ZM167 167H168V165H167ZM184 167H185V166H184ZM186 167H187V166H186ZM191 167H192V166L190 165V168H191ZM194 167H193V168H194ZM207 167H208V166H206V168H207ZM219 167H220V166H219ZM224 167H225V166H224ZM229 167H230V166H229ZM236 167H237V166H236ZM3 168H4V167H2V170H3ZM17 168H18V166H17ZM22 168H24V166H22ZM25 168H24V169H25ZM34 168H35V167H34ZM39 168H41V167H39ZM43 168H44L43 170L46 171V170H45L46 167H43ZM58 168H59V167H58ZM62 168H63V170H62V171L59 170V171H60V173L63 175V171H64V170H67L68 166H64V167H62ZM62 168H61V169H62ZM71 168H72V167H71ZM74 168H75V167H74ZM77 168H79V167H77ZM77 168H76V169H77ZM104 168H105V167H103V168L99 167L100 172H101L102 170H104ZM107 168H108V167H107ZM107 168H106V169H107ZM110 168H109V169H110ZM132 168H133V167H132ZM142 168H141V169H142ZM145 168H144V169H145ZM151 168H149V169H151ZM157 168H158V167H157ZM159 168H160V165H159ZM159 168H158V170H159ZM163 168H164V167H163ZM163 168H162V169H163ZM176 168H177V167H176ZM178 168H179V164H178ZM203 168H205V167H203ZM206 168H205V169H206ZM212 168H214V167H212ZM233 168H234V167H233ZM245 168H247V167H245ZM251 168H252V166H251ZM251 168H250V170L253 171L254 168H253V169H251ZM5 169H6V168H5ZM24 169H23V171H24ZM26 169H27V168H26ZM49 169H50V168H49ZM49 169H47V171L44 172V173H47L48 171H51V170H49ZM76 169H75L73 172H75ZM96 169H97V168H96ZM112 169H110V170H112ZM116 169H117V168H115L114 170H116ZM119 169H120V168H119ZM119 169H118V170H119ZM122 169H123V167H122ZM135 169H136V168H135ZM135 169H133V171H134ZM141 169H140V170H141ZM144 169H142V171H144ZM155 169H156V168H155ZM155 169H154V170H155ZM205 169H204V170H205ZM209 169H210V168H209ZM215 169H216V168H215ZM226 169H228V168L225 167V170H226ZM231 169H232V168H230V170H231ZM10 170H11V169H9L8 171H10ZM14 170L16 171L15 168H14ZM14 170H13V172H14ZM20 170H21L20 172H22V169H20ZM41 170H42V169H41ZM54 170H55V169H54ZM77 170H78V169H77ZM93 170H94V169H93ZM93 170H91V171H93ZM110 170H108L109 173H112L113 170H112V172H110ZM146 170H148V169H146ZM151 170H152V174H154V173H153L154 170H153V169H151ZM177 170L181 172V170H179V169H177ZM190 170L193 171L192 168H191ZM211 170H212V169H211ZM217 170H218V169H217ZM219 170H221V169L219 168ZM222 170H223V169H222ZM254 170H255V169H254ZM8 171H7V172H8ZM26 171H27V170H26ZM56 171H58V170H56ZM56 171H54V172L56 173ZM59 171H58V173H59ZM80 171H82V169H80ZM89 171H90V170H89ZM104 171L106 172V170H104ZM116 171H117V170H116ZM122 171L125 172L126 170H122ZM165 171H167V172H165L164 174L162 173V170H161L160 173H162L163 175H165L166 173H168V171L170 172V170H166V169H165ZM186 171H187V169H186ZM205 171H207V170H205ZM205 171H204V172H205ZM236 171H237V170H236ZM244 171H245V170H244ZM257 171H258V170H257ZM261 171H262V170H261ZM10 172H11V171H10ZM10 172H9V173H10ZM13 172H12V173H13ZM18 172H19V170H17L16 174H18ZM64 172H65V171H64ZM105 172H104V173H105ZM119 172H121V170H119L117 173L119 174ZM128 172H131V171H128ZM136 172H137V171H136ZM138 172H139V169H138ZM155 172H156V171H155ZM163 172H164V170H163ZM171 172H172V170H171ZM173 172H174V173H177V172H175V171H173ZM187 172H188V171H187ZM207 172H208V171H207ZM210 172H211V171H210ZM225 172L228 173L227 170H226ZM225 172H224V170H223V172H221V173L225 176ZM233 172H234V171H233ZM0 173H1V172H0ZM2 173H3V172H2ZM2 173H1V174H2ZM14 173H15V172H14ZM14 173H13V175H14ZM42 173H43V171H42ZM48 173H50V172H48ZM51 173H52V174H51ZM51 173H50V174H51V177H52V179H53L54 176H52V175H56L57 173H56V174H54L53 172H51ZM60 173H59V176H60ZM88 173H89V172H88ZM113 173L115 174L116 172L114 171ZM113 173H112V174H113ZM117 173H116V174H117ZM143 173H144V172H143ZM143 173H142V174H143ZM146 173H147V172H146ZM174 173H173V174H174ZM197 173H198V172H197ZM215 173H216V172L214 171V174H215ZM239 173H240V172H239ZM248 173H250V175H251V172L248 171ZM252 173H253V172H252ZM257 173H258V172H257ZM257 173H256V174H257ZM4 174H5V173H4ZM4 174H3V175H4ZM7 174H8V173H7ZM22 174H23V173H22ZM24 174H27V173H24ZM50 174H48V175L50 176ZM106 174H107V173H106ZM114 174H113V175H114ZM116 174H115V175H116ZM126 174L129 175V173H127V172H126ZM133 174H134V173H133ZM136 174H137V173H136ZM138 174H139V173H138ZM144 174H145V173H144ZM152 174H151V175H152ZM158 174H159V173H158ZM169 174H170V173H169ZM169 174H168V176H169ZM178 174H180V176L182 175L181 173H177L176 175H178ZM186 174H187V173H185L184 175H186ZM188 174H189V176H190V175L193 174V173L190 171V173H188ZM198 174H199V175H196V176H200V173H198ZM207 174H208V173H207ZM259 174H260V173H259ZM13 175H12V176H13ZM19 175H20V174H19ZM57 175H58V174H57ZM93 175H94V174H93ZM98 175H99V174H98ZM100 175H102V173H101ZM108 175H109V174H108ZM113 175H112V176H113ZM121 175H122V173L120 174V176H121ZM128 175H127V176H128ZM139 175H140V174H139ZM139 175H138V177H139ZM148 175H150V174L147 173V174H146V178H147ZM163 175L160 176V177H163ZM218 175H220V171H219V174H218ZM223 175H222V177H223ZM235 175H236V174H235ZM235 175H234V176H235ZM237 175H238V174H237ZM248 175H249V174H248ZM248 175H247V176H248ZM250 175H249V176H250ZM252 175H253V174H252ZM252 175H251V177H253V180H254V176H252ZM254 175H255V174H254ZM260 175H261V174H260ZM260 175H259V176H260ZM7 176L9 177V179L12 177L11 175H7ZM7 176H6V178H8ZM20 176H21V175H20ZM65 176H66V174H65ZM70 176H71V175H70ZM96 176H97V175H96ZM112 176H110L111 179H112ZM122 176H123V175H122ZM141 176H142V175H141ZM165 176H166V175H165ZM165 176H164V177H165ZM173 176H174V175H173ZM186 176H187V175H186ZM189 176H188V177H189ZM196 176L194 175V177H196ZM204 176H206V178H207V177L211 176V173H209V175H204ZM204 176L202 175V177H204ZM238 176H239V175H238ZM27 177H28V176H27ZM45 177H46V175H45ZM51 177H50V178H51ZM63 177H64V176H63ZM90 177H91V176H90ZM90 177H88L87 179H89ZM101 177H102V176H101ZM114 177H115V176H114ZM125 177H126V175H125ZM131 177H133L134 179H136L135 176H132V174H131ZM131 177H129V178L131 179ZM144 177H145V175H144ZM148 177H151V176H148ZM152 177H153V175H152ZM155 177H157V176H155ZM155 177H154V179H155ZM158 177H159V175H158ZM178 177H179V175H178ZM212 177H213V175H212ZM216 177H218V176H216ZM216 177H215V178H216ZM243 177H244V176H243ZM251 177H250V178H251ZM18 178H19V177H18ZM21 178H23V177H21ZM28 178H29V177H28ZM81 178H82V177H81ZM93 178L95 179V177H93ZM96 178H98V177H96ZM116 178H117V177H116ZM123 178H124V177H123ZM141 178H142V177H141ZM141 178H140V179H141ZM146 178H145V180H146ZM165 178H166V177H165ZM165 178H164V179H165ZM179 178H180V177H179ZM196 178H197V177H196ZM196 178H195V180H197ZM256 178H257V177H256ZM29 179H30V178H29ZM46 179H47V181H49L48 178L46 177V178L44 179V180H45V185H46V182H47ZM52 179H50L51 182H53ZM56 179H57V178H55V180H56ZM98 179H100V178H98ZM98 179H97V180H98ZM102 179H103V177H102ZM102 179H101V183H102V181H103ZM108 179H109V178H108ZM111 179H110V180H111ZM126 179H127V178H126ZM126 179L124 178V181H125V183L128 185V183L126 182ZM161 179H162V178H161ZM164 179H163V181H164ZM180 179H181V178H180ZM188 179H189V178H188ZM200 179H201V178H200ZM208 179H209V178H208ZM217 179H218V180H217ZM217 179H215L216 182H219V178H217ZM230 179H231V178H230ZM233 179H234V178H233ZM261 179H263V177H260V180H261ZM40 180H41V179H40ZM40 180H39V182H40ZM44 180H43V181H44ZM57 180H58V179H57ZM61 180H62V179H61ZM92 180H93V179H92ZM92 180H90V181H91V183L93 184ZM97 180H96L95 182H97V184H98V182H99L100 180H98V181H97ZM104 180H105V179H104ZM113 180H114V179H112V181H113ZM137 180H138V179H137ZM151 180H152V179H151ZM168 180H169V179H168ZM170 180H171V179H170ZM173 180H174V179H173ZM175 180H176V179H175ZM175 180H174V182H176ZM184 180H185V178H184ZM195 180H194V182H195ZM210 180H211V179H210ZM210 180H209V181H210ZM247 180H248V179H247ZM263 180H264V179H263ZM2 181H3V180H2ZM10 181H11V180H10ZM59 181H60V180H59ZM85 181H86V179H85ZM85 181H84V182H85ZM90 181H89V182H90ZM115 181H116V180H115ZM117 181H118V180H117ZM117 181H116V182H117ZM122 181H123V180H121V181H119V182L121 183ZM154 181H156V179H155ZM185 181H186V180H185ZM197 181H198V180H197ZM197 181H196V182H197ZM199 181H200V180H199ZM203 181H204V180H203ZM209 181H207V182H209ZM220 181H221V179H220ZM229 181H230V180H229ZM236 181H237V180H236ZM236 181H235V182H236ZM251 181H252V179H251ZM251 181H250V179H249V182H251ZM255 181H256V179L254 180V184H256ZM261 181H262V180H261ZM3 182H5V181H3ZM3 182H2V183H3ZM11 182H12V181H11ZM75 182H76V181H75ZM77 182H78V181H77ZM82 182H83V180L80 182V186H81V185H82V186H87V183H88V182L85 183L86 185H85V184H84V185L81 184ZM84 182H83V183H84ZM95 182H94V184H95ZM103 182H104V181H103ZM113 182H114V181H113ZM145 182H149V181H145ZM157 182L159 183V181H157ZM167 182H169V181H166V183H167ZM180 182H181V181H180ZM194 182H193V183H194ZM201 182H202V181H200L199 183L201 184ZM205 182H206V181H204V183H205ZM212 182H215V181L212 180ZM247 182H248V181H247ZM252 182H253V181H252ZM252 182H251V183H252ZM259 182H260V181H259ZM262 182H263V181H262ZM5 183L8 184V182H5ZM5 183H4V184H5ZM12 183H13V182H12ZM23 183H24V182H23ZM41 183H42V180H41ZM47 183H48V182H47ZM53 183H55V182H53ZM57 183H58V182H57ZM60 183H61V182H59V184H60ZM110 183H112V182H110ZM132 183H134V182H132ZM161 183H162V181H161ZM164 183H165V182H164ZM171 183H172V182H171ZM182 183H185V182H183V180H182ZM210 183H211V181H210ZM210 183H209V184H210ZM6 184H5V186H6ZM26 184H27V183H26ZM26 184H25V185H26ZM50 184H51V186H52V183H49V185H50ZM68 184H69V183H68ZM68 184H67L66 186H68V187L71 186V185H68ZM88 184H90V183H88ZM99 184H100V182H99ZM99 184H98V186H100ZM106 184L109 185L108 183H106ZM106 184H105V187H106ZM118 184H119V183H118ZM121 184L123 185V183H121ZM121 184H119V185H121ZM134 184H135V183H134ZM141 184H142V183H141ZM141 184L139 183V185H141ZM174 184H175V183H174ZM174 184H173V185H174ZM185 184H186V183H185ZM185 184H184V185H185ZM257 184H258V182H257ZM257 184H256V185H257ZM0 185H2V184L0 183ZM8 185H9V184H8ZM13 185H14V183H13ZM30 185H32V184H30ZM61 185H62V184H61ZM72 185H73V183H72ZM111 185H112V184H111ZM113 185H114V184H113ZM122 185H121V187H123ZM145 185H146V183H145ZM145 185H144V186H145ZM147 185H148V184H147ZM157 185H158V184H157ZM157 185H156V187H158ZM163 185H164V184H163ZM169 185H170V184H169ZM175 185H176V184H175ZM175 185H174V186H175ZM177 185H179V181H177ZM191 185H192V184L189 185L190 190L194 187V184H193V187H190ZM205 185H206V184H205ZM236 185L239 186V183L236 184ZM245 185H246V184H245ZM249 185H250V184H247V186H249ZM38 186H40V185H38ZM57 186H58V185H57ZM76 186H77V184H76ZM89 186H90V185H89ZM94 186L96 187L97 185H94ZM94 186H93V187H94ZM116 186H117V184H116ZM125 186H126V185H125ZM136 186H137V185L135 184L134 187H136ZM159 186H160V189H161L162 186L160 185V183H159ZM166 186H168V183L166 184ZM171 186H172V185H171ZM174 186H173V187H174ZM179 186H180V185H179ZM198 186H199V185H198ZM203 186H204V184H203ZM212 186L214 187L213 184H212ZM215 186H216V185H215ZM251 186H252V185H251ZM253 186H255V185H253ZM257 186H258V185H257ZM261 186H262V185H261ZM3 187H4V186H3ZM3 187H2V189H3ZM27 187H31V186H27ZM27 187H26V190H27ZM36 187H37V185H36ZM40 187H41V189H42V191H43V188H42L43 186H40ZM58 187H59V186H58ZM64 187H65V186H64ZM64 187H62V188L64 189ZM73 187H74V186H73ZM93 187H92V189H93ZM95 187H94V188H95ZM103 187H104V185H103ZM112 187H113V186H112ZM137 187H138V186H137ZM137 187H136V189L138 190ZM141 187H142V186H141ZM141 187H139V189H140ZM151 187H153V186H151ZM164 187H165V186H164ZM176 187H177V186L174 187V190L176 189ZM180 187H181V186H180ZM180 187H179V188H180ZM195 187H196V185H195ZM195 187H194V188H195ZM199 187H200V186H199ZM213 187H212V188H213ZM223 187H224V186H223ZM241 187H242V185H241ZM255 187H256V186H255ZM7 188H9V187H7ZM11 188H12V187H11ZM11 188H9V189H11ZM14 188H15V187H14ZM16 188H17V190H18V188L20 189V187H16ZM16 188H15V189H16ZM32 188H33V187H32ZM32 188H30V189H32ZM65 188H66V187H65ZM71 188H72V186H71ZM81 188H82V187H81ZM86 188H87V187H84L85 190L82 189L83 191H85V192H84L85 195H87V194H86V192H87V191H86ZM96 188H97V187H96ZM99 188H100V190H102L101 187H99ZM109 188H111V186H110ZM115 188H118V186L115 187ZM125 188H126V187H125ZM128 188H129V187H127V189H128ZM131 188H132V186H131ZM143 188H144V187H143ZM154 188H155V186H154ZM170 188H172V187H169L168 189H170ZM179 188H178L177 190H179ZM181 188H182V187H181ZM181 188H180V190H181ZM207 188H209V186H208ZM215 188H218V187H215ZM215 188H214V189H215ZM220 188H221V187H220ZM228 188H229V187H228ZM233 188H236V187H233ZM246 188H247V187H246ZM5 189H6V188H5ZM5 189H4V190H5ZM9 189H8V190H9ZM12 189H13V188H12ZM28 189H29V188H28ZM38 189H39V187H38ZM49 189L51 190V189H54V188L50 187ZM49 189H48V190H49ZM58 189H60V188H58ZM66 189H67V188H66ZM69 189H70V188H69ZM77 189H78V191H80L79 188H77ZM77 189H76V190H77ZM90 189H91V188H90ZM92 189H91V190H92ZM120 189H121V188H120V186H119V190H120ZM127 189H126V190H127ZM132 189H133V188H132ZM132 189H131V190H132ZM155 189H156V188H155ZM168 189H167V190L165 189L166 192L168 191ZM172 189H173V188H172ZM172 189H171V190H172ZM182 189H183V188H182ZM184 189H187L186 186H185ZM201 189H202V187H201ZM257 189H258V188H257ZM6 190H7V189H6ZM6 190H5L3 193H5ZM17 190H14V191L12 190V192L15 193ZM21 190H23V189L21 188ZM50 190H49V192H50ZM54 190H55V189H54ZM76 190H75V191H76ZM141 190H142V189H141ZM144 190H145V189H144ZM146 190H147V187H146ZM165 190H163V191L165 192ZM197 190H199L198 187H197L196 191H195V189H194V190H192V191H193L192 193L189 192L190 194H192V197H193L194 195L196 196V194H197V192H198ZM217 190H218V189H217ZM219 190H221V189H219ZM233 190H234V189H233ZM238 190H239V189H238ZM238 190L235 189L234 191H238ZM241 190H242V189H241ZM244 190H245V189H244ZM252 190H254V192H255L256 189H252ZM260 190H262V189H260ZM10 191H11V190H10ZM27 191H29V190H27ZM27 191H25V192L27 193ZM62 191H64V190H62ZM69 191H70V190H68V192H69ZM88 191H90L89 188H88ZM92 191H93V190H92ZM98 191H99V190H98ZM110 191H111V190H110ZM110 191H109V192H110ZM112 191H114V190H112ZM123 191H125V190H123ZM123 191H121V192L119 191V192H120V194H119L120 196H119V197L123 196V194H122ZM157 191H158V190H157ZM157 191H156V192H157ZM188 191H189V190H188ZM212 191H213V190H212ZM223 191H224V188H223L222 192H223ZM234 191H233V193H234ZM248 191H249V189L247 190V194L250 193V196H251V195H252L251 192H248ZM1 192H2V191H1V189H0V193H1ZM12 192H11V193H12ZM25 192H24V193H25ZM32 192H34L33 194H35V196L37 195V194L35 193V188H34V191H32ZM36 192H37V190H36ZM44 192L47 193V190L45 191V187H44ZM49 192H48V193H49ZM51 192H52V190H51ZM54 192H55V191H54ZM56 192H57V191H56ZM68 192H67V193H68ZM73 192H74V191L72 190V193H73ZM104 192H105V191H104ZM128 192H129V191H128ZM133 192H134V191H133ZM138 192H140V191L138 190ZM143 192H144V191H143ZM147 192H148V190H147ZM181 192H182V191H181ZM181 192H180V193H181ZM183 192L185 193L184 190H183ZM183 192H182V193H183ZM186 192H187V190H186ZM195 192H196V194H195ZM203 192H204V191H203ZM206 192H207V195H208V193H209L208 190H207ZM206 192H204V193H206ZM216 192H217V191H216ZM263 192H264V191H263ZM263 192H262V193H263ZM16 193H17V192H16ZM21 193H23V192L21 191ZM26 193H25V195H27ZM28 193H29V192H28ZM30 193H31V192H30ZM38 193H40V192H38ZM46 193H45V194H46ZM60 193H61V192H60ZM60 193H59V194H60ZM75 193H76V192H75ZM79 193H80V192H79ZM79 193H78V195H79ZM92 193H93V192H92ZM96 193H98V192H96ZM99 193H100V191H99ZM106 193H107V195L110 194V193H108V192H106ZM114 193H116V192H114ZM125 193H127V192H125ZM158 193H159V191H158ZM158 193H157V194H158ZM167 193H168V192H167ZM173 193H174V191H173ZM193 193H194V194H193ZM199 193H200V192H199ZM199 193H198V194H199ZM219 193H220V192H219ZM219 193H218V194H219ZM224 193H226V192H224ZM229 193H231V191L228 192V194H229ZM241 193H242V192H240V194H241ZM244 193H246V192H244ZM244 193H243V194H244ZM7 194H8V193H6V195H7ZM33 194H32V195H33ZM53 194H54V193H53ZM62 194H63V192H62ZM70 194H71V193H70ZM76 194H77V193H76ZM81 194L83 195V193H81ZM121 194H122V195H121ZM127 194H128V193H127ZM130 194H132V193H130ZM130 194H128V195H129L128 198L131 197ZM144 194H145V192H144ZM153 194L155 195L156 193L154 192ZM157 194H156V196H157ZM159 194H160V193H159ZM168 194H169V193H168ZM176 194H177V193H176ZM190 194H188V192H187V195H189V197L191 196ZM198 194H197V196H199ZM201 194H203V193L201 192ZM211 194H212V193H211ZM220 194H221V193H220ZM228 194H226V196H229V195H230V194H229V195H228ZM236 194L239 195V193H236ZM10 195H11V194H10ZM13 195H14V194H13ZM22 195H23V194H22ZM25 195H24V197H23V200L25 199V197H27V196H25ZM46 195H47V194H46ZM50 195H51V193H50ZM55 195H56V193H55ZM63 195H64V194H63ZM63 195H62V196H63ZM93 195H94V194H93ZM97 195H99V194H97ZM102 195H103V194H102ZM107 195H105V198H107V201H108V199H110V197L112 196V194H111V196H110L109 198L107 197ZM125 195H126V194H125ZM135 195H136V192H135L134 196H135ZM146 195H147V194H146ZM181 195H182V194H181ZM181 195H180V196H181ZM207 195H205V196H207ZM212 195H213V194H212ZM221 195L225 196L224 194H221ZM231 195H232V194H231ZM234 195H235V194H234ZM238 195H237V196H238ZM241 195H242V194H241ZM255 195L257 196V194H255ZM1 196H2V195H1ZM56 196H57V195H56ZM94 196H95V195H94ZM116 196H117V194H116ZM116 196H115V198H114L115 200H116ZM144 196H145V195H144ZM144 196H143V197H144ZM159 196H160V195H159ZM159 196H158V197H159ZM168 196H169V195H168ZM168 196H167V197H168ZM175 196H176V195H175ZM175 196H174V198L176 199ZM180 196H179V197H180ZM184 196H186V195H184ZM195 196H194V197H195ZM215 196H216V195H215ZM223 196H221V197H223ZM235 196H236V195H235ZM245 196H246V194H245ZM250 196H249V197H250ZM2 197H3V196H2ZM2 197L0 198V200L2 199ZM21 197H22V196H21ZM30 197H31V196H30ZM45 197H48V195L45 196ZM45 197H44V198H45ZM50 197H51V196H50ZM54 197H55V196H53L52 198H54ZM58 197H59V196H58ZM66 197H67V196H65V200H66ZM80 197H81V196H80ZM86 197H87V196H86ZM89 197H90V196H89ZM103 197H104V196H103ZM117 197H118V196H117ZM119 197H118V198H119ZM143 197H142V198H143ZM145 197H146V196H145ZM150 197H151V196H150ZM163 197L165 198L166 196L163 195ZM167 197H166V198H167ZM192 197H191V198H192ZM208 197H209V196H208ZM213 197H214V196H213ZM219 197H220V196H219ZM229 197H230V196H229ZM254 197H255V196H254ZM262 197H263V195H262ZM10 198H12V197H10ZM33 198H34V197H33ZM35 198H36V197H35ZM37 198H38V197H37ZM48 198H49V197H48ZM48 198H47V200H48ZM77 198H78V197H77ZM82 198H83V197H82ZM95 198H96V197H95ZM105 198H101V200L104 199V201H106ZM118 198H117V199H118ZM123 198H124V197H123ZM169 198H170V196H169ZM184 198H185V197H184ZM200 198H201V197H200ZM210 198H211V197H210ZM224 198H225V197H223L222 199L224 200ZM231 198H232V197H231ZM239 198H241V196H240ZM250 198H252V196H251ZM7 199H8V198H7ZM13 199H14V201H16V200H15L16 198H13ZM19 199H21L20 196H19ZM49 199H50V198H49ZM72 199H73V197H71V201H72ZM99 199H100V198H99ZM114 199H113V200H114ZM132 199H133V198H132ZM134 199H135V197H134ZM137 199H138V196H137ZM137 199L134 200V201H137ZM140 199H141V197H140ZM161 199H162V198H161ZM175 199H174V200H175ZM177 199H179V198H177ZM186 199H187V198H186ZM193 199H194V198H193ZM198 199H199V198H198ZM211 199H212V198H211ZM216 199H217V197H216ZM233 199H235V197L232 198V200H233ZM242 199H243V198H242ZM245 199H246V198H245ZM258 199H259V196H258ZM260 199H261V198H260ZM260 199H259V200H260ZM2 200H3V202L5 201V199H2ZM2 200H1V201H2ZM27 200H28V198H27ZM40 200H41V199H40ZM45 200H46V199H45ZM52 200H53V199H52ZM62 200H63V199H62ZM88 200H90V199H88ZM91 200H92V199H91ZM127 200H128V199H127ZM141 200H142V199H141ZM148 200H149V199H148ZM148 200H147V201H148ZM150 200H151V198H150ZM163 200H164V199H163ZM163 200H160V201H163ZM170 200H171V199H170ZM172 200H173V199H172ZM172 200H171V201H172ZM204 200H205V198H204ZM208 200H210V199H208ZM208 200H205V201L208 202ZM219 200H220V199H219ZM225 200H226V199H225ZM228 200H229V199H228ZM251 200H252V199H251ZM256 200H257V198L255 199V202H256ZM261 200H262V199H261ZM24 201H26V200H24ZM31 201H33V202H37V201H35V199H33V200H31ZM41 201H42V200H41ZM66 201H67V200H66ZM68 201H69V203L71 204V201H70V200H68ZM94 201H95V200L93 199L92 202H94ZM99 201H100V200H98V202H99ZM125 201H126V198H124V201H118L117 203H118V204H119V202H123V203H124ZM131 201H132V200H131ZM143 201H144V200H143ZM155 201H156V199H155ZM166 201H167V200H166ZM180 201H181V199H180ZM193 201H194V200H193ZM199 201H200V200H199ZM205 201H204V202H205ZM216 201H217V200H216ZM237 201H238V200H237ZM244 201H245V200H244ZM244 201H243V202H244ZM248 201H249V203L251 202L250 200H248ZM252 201H253V200H252ZM263 201H264V199H263ZM263 201H262V203L264 204ZM3 202H2V204L5 205V203H3ZM6 202H7V200H6ZM26 202H27V201H26ZM28 202H29V201H28ZM28 202H27V203H28ZM33 202H31V203L29 202V203H30V204H34ZM39 202H40V201H39ZM42 202L45 203V201H42ZM48 202H49V201H48ZM50 202H51V201H50ZM50 202H49V203H50ZM55 202H56V201H55ZM55 202H54V203H55ZM75 202H76V201H75ZM75 202H74V200H73V203H75ZM78 202H81V200L79 201V199H78ZM78 202H76V203H78ZM95 202H96V204H97V201H95ZM108 202H109V201H108ZM108 202H106V203H108ZM126 202H128V201H126ZM138 202H139V201H138ZM138 202H137V203H138ZM186 202H187V201H186ZM189 202H190V199H189ZM194 202H195V201H194ZM194 202H192V203H193V206H194ZM202 202H203V201H201V203H202ZM204 202H203V203H204ZM221 202H222V201H221ZM221 202H220V203H221ZM230 202H233V201H230ZM230 202H229V204H230ZM234 202H235V201H234ZM234 202H233V204H234ZM259 202H260V201H259ZM0 203H1V202H0ZM10 203H11V200H10ZM27 203H26V204H27ZM43 203H40L41 206H42ZM52 203H53V202H52ZM76 203H75V204H76ZM88 203H89V201H88ZM100 203L104 204L103 201H102V202L100 201ZM111 203H113V202H111ZM134 203H136V202H134ZM148 203H149V202H148ZM151 203H153L152 200H151ZM151 203H149V204H147V205H150ZM163 203H164V201H163ZM180 203H181V202H180ZM183 203H185V202H183ZM183 203H182V204H183ZM187 203H188V202H187ZM209 203H210V202H209ZM218 203H219V201H218ZM226 203H227V202H226ZM236 203H237V202H236ZM245 203H246V201H245ZM257 203H258V202H257ZM20 204H23V203L20 202ZM24 204H25V203H24ZM24 204H23V205H24ZM47 204H48V203H47ZM58 204H59V203H58ZM70 204H69V206H70V208H71L72 205H70ZM98 204H99V203H98ZM98 204H97V205H98ZM113 204H114V203H113ZM121 204H122V203H121ZM167 204H168V203H167ZM185 204H186V203H185ZM195 204H198V202L196 201ZM212 204H214V203H212ZM222 204H224V203H222ZM222 204H220V205L222 206ZM227 204H228V203H227ZM231 204H232V203H231ZM241 204L244 205L243 203H241ZM250 204H252V203H250ZM254 204H255V203H254ZM3 205H2V206H3ZM7 205H8V202H7ZM15 205H17V203H15ZM23 205H22V206H23ZM35 205H36V204H35ZM49 205H50V204H49ZM54 205H55V204H54ZM73 205H74V204H73ZM91 205H92V204H91ZM104 205H105V204H104ZM116 205H117V204H116ZM127 205L130 206V204H128V203H127ZM144 205H145V204H144ZM169 205H170V204H169ZM179 205H181V204H179ZM206 205H207V203H206ZM214 205L217 206L218 204L216 205V203H215ZM238 205H239V204H238ZM238 205H237V206H238ZM5 206H6V205H5ZM18 206H19V205H18ZM20 206H21V205H20ZM22 206H21V207H22ZM25 206H26V205H25ZM41 206L39 205V209L41 208ZM52 206H53V204H52ZM58 206L62 207V206H61V203H60V205H58ZM66 206H67V205H66ZM78 206H79V205H78ZM78 206H77V207H78ZM81 206H82V205H81ZM98 206H99V205H98ZM102 206H103V205H102ZM105 206H106V205H105ZM109 206L111 207L112 205L109 204ZM132 206H133V205H132ZM132 206H130V207H132ZM138 206H139V204H138ZM142 206H143V205H142ZM161 206H162V205H161ZM186 206H187V208H188V204H187ZM193 206H191V207H193ZM196 206H197V205H196ZM199 206H200V205H199ZM199 206H198V207H199ZM202 206H203V205H202ZM209 206H210V205H209ZM209 206L207 205V207H209ZM221 206H220V207H221ZM226 206H227V205H226ZM226 206H224V207H226ZM234 206H235V205H234ZM240 206H241V205H240ZM253 206H254V205H253ZM253 206H252V207H253ZM255 206H256V205H255ZM261 206H262V204H261ZM261 206H260V207H261ZM6 207H7V206H6ZM8 207H10V206H8ZM12 207H13V205H12ZM21 207H20V208H21ZM26 207H27V206H26ZM28 207H29V206H28ZM44 207H46V205H44ZM44 207H42V210H43ZM64 207H65V205H64ZM100 207H101V206H100ZM106 207H107V206H106ZM106 207H105V208H106ZM110 207H109V208H110ZM116 207L118 208V206H116ZM125 207H128V206H125ZM139 207H140V206H139ZM143 207H144V206H143ZM151 207H152V206H151ZM157 207H158V206H157ZM184 207H185V205H184ZM194 207H195V206H194ZM198 207H197V209H198ZM203 207H205V206H203ZM210 207H211V206H210ZM224 207H223V209H224ZM232 207H233V206H232ZM247 207H248V206H247ZM260 207H259V208H260ZM0 208H2V207H0ZM20 208H18V209L20 210ZM29 208H30V207H29ZM29 208H28V209H29ZM47 208H48V206H47ZM57 208H58V207H57ZM65 208H66V207H65ZM70 208H69V209H70ZM72 208H73V206H72ZM72 208H71V210H72ZM74 208H75V207H74ZM74 208H73V209H74ZM80 208H81V207H80ZM109 208H108V209H109ZM113 208H114V205H113V207H112V211H113ZM119 208H120V207H119ZM132 208H134V206H133ZM215 208H216V207H215ZM217 208H218V207H217ZM217 208H216V210H219V209H217ZM226 208H228V207H226ZM241 208H242V207H241ZM256 208H257V207H256ZM78 209H79V208H78ZM98 209H99V208H98ZM101 209H102V208H101ZM114 209H115V208H114ZM120 209H121V208H120ZM143 209H145V207H144ZM147 209H148V208H147ZM150 209H152V208H150ZM189 209H190V208H189ZM192 209H193V208H192ZM207 209L210 210L209 208H207ZM223 209H222V210H223ZM228 209H230V208H228ZM228 209H227V210H228ZM238 209H240L239 206H238ZM238 209H236V210H238ZM247 209H249V208H247ZM247 209L245 208L244 210H247ZM1 210H2V209H1ZM1 210H0V211H1ZM6 210H7V209L5 208L4 211H6ZM29 210H30V209H29ZM76 210H77V209H76ZM81 210H82V209H80V212H79V211H78V212L81 213ZM84 210H85V209H83V211H84ZM91 210H93V209H91ZM99 210H100V209H99ZM99 210H96V211L98 212ZM110 210H111V209H110ZM116 210H117V209H116ZM127 210H128V209H127ZM136 210H137V209H136ZM141 210H142V209H141ZM181 210H182V209H181ZM193 210H194V209H193ZM199 210H200V209H199ZM204 210H205V208H204ZM204 210H203V208H202V211H204ZM208 210H207V211H208ZM211 210H212V209H211ZM8 211H10V210H8ZM14 211H15V210H14ZM21 211H22V210H21ZM24 211H25V210H24ZM24 211H23V213H24ZM31 211H32V210H31ZM57 211H58V210H57ZM57 211H56V212H57ZM59 211H60V210H59ZM68 211H69V210H68ZM88 211H89V210H88ZM96 211H95V212H96ZM103 211H104V210L102 209V214H103ZM138 211H139V210H138ZM142 211H143V210H142ZM145 211H146V210H145ZM182 211H183V210H182ZM185 211H186V210H185ZM187 211H188V210H187ZM195 211H196V209H195ZM195 211H194V212H195ZM207 211H206V213H208ZM223 211H224V210H223ZM223 211H222V212L218 211V212H220V214H221V213H223ZM248 211H250V210H248ZM2 212H3V211H2ZM6 212H7V211H6ZM10 212L12 213V211H10ZM10 212H9V213H10ZM19 212H20V211H19ZM28 212H29V211H28ZM42 212H44V211H42ZM42 212H41V213H42ZM47 212H48V210H47ZM50 212H51V211H50ZM65 212H66V211H65ZM70 212H71V211H70ZM70 212H68V213H70ZM99 212H101V210H100ZM109 212H110V211H109ZM115 212H116V211H115ZM118 212H119V211H118ZM118 212H116V213H117L116 215H118ZM122 212H123V211H122ZM122 212L120 211V213H122ZM128 212H129V214H131V213H130V209H129ZM132 212H133V210H132ZM152 212H153V210H152ZM154 212H156V210H155ZM188 212H189V211H188ZM188 212H187V213H188ZM190 212H191V210H190ZM190 212H189V213H190ZM204 212H205V211H204ZM228 212H229V211H228ZM228 212H227V213H228ZM238 212H239V211H238ZM246 212H247V211H246ZM15 213H16V212H15ZM15 213H14V214H15ZM20 213H21V212H20ZM23 213H22V214H23ZM37 213H38V211H37ZM41 213H40V214H41ZM58 213H59V212H58ZM62 213H63V212H62ZM68 213H67L66 215H69ZM72 213H73V212H71L70 214L72 215ZM106 213H107V212H106ZM110 213H112V212H110ZM113 213H114V212H113ZM123 213H124V212H123ZM123 213H122V214H123ZM126 213H127V212H126ZM133 213H134V212H133ZM187 213L185 212V215H186ZM189 213H188V214H189ZM196 213H197V211H196ZM199 213H200V211H199ZM214 213H215V212H214ZM225 213H226V211H225ZM225 213H224V214H225ZM230 213H231V212H230ZM236 213H237V212H236ZM242 213H243V212H242ZM0 214H1V212H0ZM22 214H21V215H22ZM24 214H25V213H24ZM40 214L37 215V216H40V217H41ZM74 214H75V213H74ZM81 214H82V216H83V212H82ZM81 214H80L79 216H81ZM94 214H95V213H94ZM99 214H100V213H99ZM108 214H109V213H108ZM122 214H121V215H122ZM188 214H187V215H188ZM193 214H194V213H193ZM204 214H205V213H204ZM246 214H248V212H247ZM3 215H4V214H3ZM3 215H1V216H3ZM28 215H30V214L28 213ZM28 215H27V216H28ZM31 215H32V214H31ZM43 215H44V214H43ZM43 215H42V216H43ZM47 215H48V213H47ZM47 215H46V216H47ZM55 215H57V213H56ZM84 215H86V214H84ZM97 215H98V214H97ZM110 215H112V214H110ZM141 215H142V214H141ZM147 215H148V214H147ZM154 215H155V213H154ZM182 215H184V213H183ZM214 215H215V214H214ZM214 215H213V216H214ZM231 215H232V214H231ZM233 215H234V214H233ZM237 215H238V213H237L235 216H237ZM239 215L241 216V214H239ZM4 216H5V215H4ZM12 216H13V215H12ZM16 216H18V215H16ZM23 216H25V215H23ZM35 216H36V215H35ZM37 216H36V217H37ZM48 216H49V215H48ZM51 216H54V214L51 215ZM58 216H59V215H58ZM74 216H75V215H73V216L71 217L72 220H74V219H73ZM82 216H81V217H82ZM108 216H109V215H108ZM113 216H114V215H113ZM132 216H133V215H132ZM188 216H189V215H188ZM190 216H191V215H190ZM199 216H200V215H199ZM203 216H204V215H203ZM226 216H227V214H226ZM228 216H229V215H228ZM228 216H227V217H228ZM243 216H245V215L243 214ZM20 217H22V216H20ZM36 217H34V218H32V219H36ZM44 217H45V215H44ZM54 217H56V216H54ZM76 217H77V215H76ZM81 217H80L79 219H81ZM97 217H98V216H97ZM101 217H102V216H101ZM109 217H110V216H109ZM127 217H128V216H127ZM146 217H147V216H146ZM208 217H209V216H208ZM220 217H221V216H220ZM222 217H224V216H222ZM3 218H4V217H3ZM11 218H12V217H10V219H11ZM22 218H23V217H22ZM27 218H28V217H26L25 219H27ZM30 218H31V217H30ZM48 218H49V217H48ZM63 218H64V217H63ZM63 218H62V219H63ZM74 218H75V217H74ZM77 218H78V217H77ZM84 218H85V217H83L82 219H84ZM105 218H106V217H105ZM116 218H117V217H116ZM119 218H121V217H119ZM133 218H134V217H133ZM136 218H137V217H136ZM141 218H142V217H141ZM164 218H165V217H164ZM203 218H204V217H203ZM211 218H212V216L209 217L210 220H211ZM213 218H214V217H213ZM217 218H219V214H218V217H217ZM224 218H225V217H224ZM224 218H222V219H224ZM240 218H241V217H240ZM16 219H17V218H16ZM49 219H51V218H49ZM69 219H70V216H69ZM69 219H68V220H69ZM75 219H76V218H75ZM82 219H81V220H82ZM85 219H86V218H85ZM95 219H96V218H95ZM101 219H102V218H101ZM106 219H107V218H106ZM112 219H114V218H112ZM122 219H125V218H122ZM122 219H121V220H122ZM151 219H152V218H151ZM158 219H159V218H157V220H158ZM182 219H183V218H182ZM182 219H180V220H182ZM196 219H197V216H196ZM204 219H205V218H204ZM215 219H216V218H214V221H215ZM232 219H233V218H232ZM1 220H2V219H1ZM14 220H15V218H14ZM19 220H20V219H18V222H20ZM30 220H31V219H30ZM30 220L28 221V222H30V223H25V222H24V223L29 225V224H31V223L33 222V220H32V222H31ZM38 220H39V217H38ZM54 220H55V219H54ZM59 220H60V219H59ZM77 220H78V219H77ZM77 220H75V221H77ZM90 220H92V219H90ZM104 220H105V219H104ZM110 220H111V219H110ZM129 220H130V218H129ZM141 220H142V219H141ZM186 220H188V219L185 218V220H183V221H186ZM198 220H199V218H198ZM207 220H208V219H207ZM227 220L229 221V218H228ZM16 221H17V220H16ZM22 221H23V220H22ZM24 221H25V220H24ZM45 221H46V220H45ZM52 221H53V219H52ZM70 221H71V220H70ZM92 221L94 222V219H93ZM92 221H91V222H92ZM97 221H98V220H97ZM113 221H114V220H113ZM115 221H116V219H115ZM115 221H114V222H115ZM117 221H118V220H117ZM117 221H116V222H117ZM137 221H138V220H137ZM144 221H145V220H144ZM170 221H171V220H170ZM178 221H179V220H178ZM178 221H176V222H178ZM183 221H182V222H183ZM193 221H194V220H193ZM203 221H204V220H203ZM217 221H219V222L221 223V221H220L219 219H218ZM228 221H226V222H228ZM230 221H231V220H230ZM6 222H8V221L6 220ZM11 222H12V220L9 222V223H10L9 226L11 225ZM40 222H41V224L43 223L42 220L39 221V223H38V221H37V223H38L39 225H40ZM56 222H57V221H56ZM58 222H59V221H58ZM73 222H74V221H73ZM83 222H84V221H83ZM88 222H89V221H88ZM91 222H90V223H91ZM114 222H113V223H114ZM125 222H126V221H125ZM125 222H123V223H125ZM132 222H133V221H132V218H131V224H132ZM142 222H143V221H142ZM147 222H148V219H147ZM147 222H146V223H147ZM182 222H180V224H181ZM199 222H200V220H199ZM205 222H206V221H205ZM2 223H3V222H2ZM24 223H23V224H24ZM52 223H54V221H53ZM64 223H65V222H64ZM69 223H70V222H69ZM69 223H67V224H69ZM79 223H80V222H79V220H78L77 224H78V226H79V225L81 226V224H79ZM81 223H82V222H81ZM90 223H89V224H90ZM102 223H103V222H102ZM104 223H105V222H104ZM117 223H118V222H117ZM178 223H179V222H178ZM187 223H188V221H187ZM192 223H193V222H192ZM197 223H198V222H197ZM212 223L214 224L213 221H212ZM212 223H210V224L212 225ZM215 223H216V222H215ZM235 223H237V222H235ZM17 224H19V223H17ZM32 224L35 225L36 223L33 222ZM45 224H46V223H45ZM45 224H44V225H45ZM61 224H62V222H61ZM92 224H94V223H91L90 225H92ZM110 224H112V223H110ZM118 224H119V223H118ZM118 224L115 223V225H118ZM182 224H183V223H182ZM193 224H194V223H193ZM217 224H218V223H217ZM237 224H238V223H237ZM7 225H8V223H7ZM14 225H16V224H14ZM36 225H37V224H36ZM63 225H64V224H63ZM72 225H73V224H72ZM82 225H83V224H82ZM102 225H103V224H102ZM123 225H124V224H123ZM185 225H186V224H185ZM214 225H215V224H214ZM214 225H213V226H214ZM219 225H220V224H219ZM222 225H223V224H222ZM226 225H228V224H226ZM226 225H225V226H226ZM233 225H234V224H233ZM4 226H5V225H4ZM17 226L20 227V225H17ZM21 226H22V225H21ZM25 226H26V225H25ZM25 226H24V229H25ZM31 226H32V225H31ZM46 226H48V228H49V225H48V224H47ZM52 226H53V225H52ZM54 226H55V225H54ZM58 226H61V225L59 224ZM74 226H76V225H74ZM80 226H79V227H80ZM87 226H88V225H87ZM87 226H86V227H87ZM96 226H97V225H96ZM104 226H105V224H104ZM104 226H103V227H104ZM112 226H113V225H112ZM119 226H120V225H119ZM144 226H145V225H144ZM151 226H152V225H151ZM161 226H162V225H161ZM176 226H177V224H176ZM176 226H175V228H176ZM195 226H196V225H195ZM199 226H200V225H199ZM202 226H203V225H202ZM204 226H205V224H204ZM213 226H212V227H213ZM234 226H235V225H234ZM242 226H243V225H242ZM13 227H14V226H13ZM27 227H28V226H26V228H27ZM32 227H33V226H32ZM43 227H44V226H43ZM61 227H62V226H61ZM79 227H78V229L83 228V227H81V228H79ZM114 227H115V226H114ZM116 227H117V226H116ZM124 227H125V225H124ZM138 227H139V226H138ZM141 227H142V226H141ZM207 227H209L208 224H207ZM207 227H206V229H207ZM218 227H220V226H218ZM20 228H23V226L20 227ZM20 228H19V229H20ZM51 228H52V227L50 226L49 230H50ZM53 228H54V227H53ZM63 228L68 229L66 226H64ZM75 228H76V227H75ZM104 228H105V227H104ZM106 228H107V227H106ZM106 228H105V229H106ZM119 228H120V227H119ZM129 228H130V227H129ZM171 228H172V226H171ZM182 228H183V227H182ZM195 228H196V227H195ZM198 228H199V229H202V228H205V227H202V228L198 227ZM198 228L195 229V230H196V231H199ZM227 228H228V227H227ZM227 228H226V229H227ZM242 228H243V227H242ZM4 229H5V228H4ZM9 229H10V228H9ZM32 229H33V228H30V231H31ZM34 229H37V227H35ZM46 229H47V228H45V230H46ZM56 229H59V230H60L59 227H57ZM56 229H55V231H57ZM66 229H65V230H66ZM70 229H71V227H70ZM76 229H77V228H76ZM93 229H94V228H93ZM112 229H113V228H112ZM115 229H116V228H115ZM121 229H122V228H121ZM126 229H127V228H126ZM179 229H180V228H179ZM206 229H205V230H206ZM214 229H215V227H214ZM216 229H217V228H216ZM218 229H219V228H218ZM218 229H217V230H218ZM224 229H225V228H224ZM226 229H225V230H226ZM10 230H12V229H10ZM16 230H17V229H16ZM16 230L14 229V231H16ZM38 230H39V234H41V233H40L41 231L44 232L43 229L40 231V228H39V229H37V232H38ZM47 230H48V229H47ZM52 230L54 231V229H52ZM61 230H62V228H61ZM81 230H82V229H81ZM87 230H88V228H87ZM87 230H85V232H86ZM106 230H109V229L107 228ZM106 230H105V231H106ZM113 230H114V229H113ZM117 230H118V227H117L116 231H117ZM127 230H128V229H127ZM135 230H136V229H135ZM139 230H140V229H139ZM160 230H161V229H160ZM172 230H174V227H173ZM203 230H204V229H203ZM207 230H208V229H207ZM225 230H224V231H225ZM230 230H231V229H230ZM7 231H8V230H7ZM7 231H6V233H7ZM20 231H21V230H20ZM22 231H23V229H22ZM32 231H33V230H32ZM35 231H36V230H35ZM76 231H77V232H75V230H74V231H73V230L71 231V233L74 232V233H73V236H74L76 233H78V230H76ZM89 231H90V229H89ZM102 231H103V230H102ZM105 231H104V232H105ZM121 231H122V230H121ZM128 231H129V230H128ZM212 231H213V230H212ZM214 231H216V230H214ZM222 231H223V230H222ZM250 231H251V230H250ZM8 232H10V231H8ZM16 232H18V231H16ZM26 232L28 233L29 231H26ZM47 232H49V231H47ZM47 232H46V233H47ZM59 232H60V231H59ZM59 232H58V233H59ZM64 232H65V231H64ZM67 232H68V231H67ZM69 232H70V231H69ZM92 232H93V231H91V233H92ZM104 232H103V234H105ZM112 232H113V231H110V233H112ZM123 232H125V231H123ZM131 232H132V231H131ZM176 232H177V231H176ZM176 232H173V235H174V233L177 234ZM206 232H207V231H206ZM206 232L204 233V235L206 234ZM6 233H4V234H6ZM12 233H14V232L12 231ZM32 233H33V232H32ZM32 233H31V234H32ZM35 233H36V232H35ZM46 233H45V234H46ZM55 233H56V232H55ZM55 233H53V234L55 235ZM71 233H69V234H71ZM82 233H83V232H82ZM82 233H81V234H82ZM91 233H89V234H91ZM93 233H94V232H93ZM110 233H108V234H110ZM118 233H119V232H118ZM134 233H135V232H133L132 235H133ZM167 233H169V232H167ZM196 233H197V232H196ZM199 233L201 234L202 231L199 232ZM209 233H210V232H209ZM217 233L221 234L220 232H217ZM217 233H215L216 236H217ZM227 233H228V232H226V234H227ZM229 233H230V231H229ZM4 234H2L1 236H3ZM59 234H61V232H60ZM59 234H58V235H59ZM69 234H68V235H69ZM78 234H79V233H78ZM95 234H96V233H95ZM103 234H102V235H103ZM183 234H184V233H183ZM197 234H198V233H197ZM219 234H218V237H221V236H219ZM239 234H240V233H239ZM256 234H257V232H256ZM19 235H20V234H19ZM23 235H24V234H23ZM34 235H35V234H34ZM51 235H52V234H51ZM54 235H53V237L55 238ZM56 235H57V234H56ZM65 235H67V234H65ZM65 235H64V237H63V238H65V239L71 237V236H69V237L66 236V237H67V238H66ZM79 235H80V234H79ZM99 235H100V234H99ZM102 235H101V236H102ZM106 235H107V234H105V236H106ZM117 235H118V234H117ZM129 235H130V234H129ZM135 235H136V234H135ZM168 235L171 236L172 233H171V234H168ZM180 235H181V234H180ZM184 235H185V234H184ZM191 235H192V234H191ZM232 235H233V233H232ZM235 235H236V234H235ZM4 236H5V235H4ZM37 236H39V235H37ZM37 236H36V237H37ZM46 236H47V235H45V237H46ZM60 236H62V234H61ZM60 236H59V237H60ZM76 236H77V238H78V235H76ZM94 236H95V235H94ZM94 236H91L92 238H90V239H91L90 241H92L93 238L95 239ZM103 236H104V235H103ZM124 236H125V235H124ZM162 236H163V235H162ZM170 236H169V237H170ZM198 236H199V234H198ZM222 236H224V235L222 234ZM233 236H234V235H233ZM10 237H11V236H10ZM12 237H13V236H12ZM34 237H35V236H34ZM53 237L50 236V239H51L52 241H54V240H53ZM79 237H82V235L79 236ZM83 237H84V238L86 237V238L88 239L87 235H86V236H83ZM99 237H100V236H99ZM109 237L111 238L112 236L110 235ZM127 237H133V236L130 235V236H127ZM134 237H135V236H134ZM136 237H137V236H136ZM139 237H140V236H139ZM159 237H160V236H159ZM163 237H164V236H163ZM165 237H166V236H165ZM165 237H164V238H165ZM176 237H177V236H176ZM196 237H197V236H196ZM200 237H201V236H200ZM200 237H198V238H200ZM205 237H206V235H205ZM205 237H204V238L202 237V238L205 239ZM210 237H211V236H210ZM210 237H209V239H210ZM227 237H228V236H227ZM231 237H232V236H231ZM231 237H230V238H231ZM13 238H14V237H13ZM15 238H16V237H15ZM43 238H44V233H43ZM56 238H57V237H56ZM63 238H62V240H63ZM72 238H73V237H72ZM106 238L108 239V237H106ZM110 238H109V239H110ZM112 238H113V237H112ZM170 238H171V237H170ZM184 238H185V240L183 239V241H186V242L188 241V242H189L190 239H189V240H186V237H184ZM206 238H208V237H206ZM214 238H215V236H214ZM228 238H229V237H228ZM0 239H1V238H0ZM5 239H6V237H5ZM5 239H4V240H5ZM38 239H40V238L38 237ZM38 239H36V240H38ZM45 239H46V238H45ZM47 239L49 240V237H48ZM65 239H64V240H65ZM74 239H75V236H74ZM94 239H93V240H94ZM97 239H98V238H97ZM109 239H108V240H109ZM124 239H125V237H124ZM128 239H131V238H128ZM137 239H138V238H137ZM137 239H135V240H133V241H136ZM152 239H153V238H152ZM159 239H160V238H159ZM161 239H162V238H161ZM171 239H172V240H171V244H172V243L174 242V239H178V237H177V238L174 237V239H173V237H172ZM179 239H180V238H179ZM194 239H195V236H194ZM219 239H220V238H219ZM7 240H8V239H7ZM40 240H41V239H40ZM58 240H60V239H58ZM71 240H73V239H71ZM71 240H70V241H71ZM85 240H86V239H85ZM98 240H99V239H98ZM100 240H101V239H100ZM114 240H115V239H114ZM114 240H113V241H114ZM125 240L127 241V239H125ZM138 240H139V239H138ZM141 240H142V239H141ZM145 240H146V239H145ZM165 240H167V239L165 238ZM211 240H213V238H212ZM215 240H216V238H215ZM215 240L210 241V242L214 243ZM0 241H2V240H0ZM10 241H13V240H10ZM19 241H20V240H19ZM22 241H23V240H22ZM55 241H56V245H57V239H55ZM66 241H67V240H66ZM81 241H82V239H81ZM96 241H97V240H96ZM101 241H103V240H101ZM111 241H112V240H111ZM128 241H129V240H128ZM130 241H131V240H130ZM142 241H143V240H142ZM151 241H152V240H151ZM163 241H164V240H163ZM169 241H170V240H169ZM194 241H195V240H194ZM196 241H198V240H196ZM199 241H200V240H199ZM201 241H202V240H201ZM201 241H200V242H201ZM223 241H224V240H223ZM231 241H232V240H231ZM3 242H4V241H3ZM8 242H9V240H8ZM14 242H15V241H14ZM45 242H46V241L44 240V243H45ZM72 242H73V241H72ZM72 242H71V243H72ZM79 242H80V241H79ZM79 242H77V243H79ZM82 242H83V241H82ZM82 242H81V244H82ZM109 242H110V241H109ZM114 242H115V241H114ZM123 242H124V241H123ZM156 242H157V241H156ZM158 242H159V241H158ZM158 242H157V243H158ZM160 242H162V241L160 240ZM160 242H159V243H160ZM167 242H168V241H167ZM200 242H199V243H200ZM208 242H209V240H208ZM210 242H209V243H210ZM216 242H217V241H216ZM219 242H220V241H219ZM1 243H2V242H0V244H1ZM36 243H37V242H36ZM38 243H39V242H38ZM44 243L42 244V243L40 242L41 245H45ZM53 243H54V242H53ZM61 243H64V242L62 241ZM84 243H85V241H84ZM88 243H90V242H89V239H88ZM91 243H93V242H91ZM91 243H90V244H91ZM126 243H127V242H126ZM131 243H132V242H131ZM159 243H158V244H159ZM165 243H166V241H165ZM169 243H170V242H169ZM176 243H178V246H179V242H177V240H176ZM180 243H181V242H180ZM182 243H185V242H182ZM193 243H195V242H193ZM212 243H211V245H212ZM58 244H60L59 241H58ZM68 244H69V243H68ZM68 244H67V246H70V245H68ZM74 244H75V242H74ZM90 244H89V245H90ZM95 244H96V243H95ZM101 244H102V243H101ZM129 244H130V243H129ZM150 244H151V242H150ZM166 244H167V243H166ZM190 244H191V243H190ZM196 244L198 245V243H196ZM201 244H202V242H201ZM203 244L206 245V242L203 241ZM207 244H208V243H207ZM1 245H2V244H1ZM19 245H20V244H19ZM19 245H18V246H19ZM41 245H40V246H41ZM54 245H55V244H54ZM65 245H66V244H65ZM77 245H78V244H77ZM91 245H93V244H91ZM99 245H100V244H99ZM102 245H103V244H102ZM110 245H111V244H110ZM119 245H120V244H119ZM125 245H126V244H125ZM140 245H142V244H140ZM156 245H157V244H156ZM185 245H186V244H185ZM185 245H183V246H185ZM192 245H193V244H192ZM194 245H195V244H194ZM215 245H216V243H215ZM217 245H218V244H217ZM2 246H4V245H2ZM37 246H38V245H37ZM48 246H50V245L48 244L47 247H48ZM57 246H58V245H57ZM81 246H82V245H81ZM84 246H86V245H84ZM87 246H88V244H87ZM104 246H106V245H104ZM120 246H121V245H120ZM154 246H155V244H154ZM163 246H164V245H163ZM183 246H182V247H183ZM203 246H204V245H203ZM209 246H210V245H209ZM209 246H208V247H209ZM32 247H33V246H32ZM58 247H59V246H58ZM62 247H63V244H61V248H62ZM65 247H66V246H65ZM74 247H75V246H74ZM121 247H122V246H121ZM125 247H126V246H125ZM129 247H130V246H129ZM146 247H147V245H146ZM157 247H158V246H157ZM157 247H156V248H157ZM160 247H162V246L160 245ZM167 247H168V245H167ZM169 247H171V246H169ZM174 247H176V245H175ZM185 247H186V246H185ZM188 247H189V246H188ZM199 247H201V246H199ZM206 247H207V246H206ZM211 247H212V246H210V249H211ZM1 248H2V247H1ZM7 248H8V247H7ZM13 248H14V246H13ZM19 248H20V246H19ZM41 248H42V247H41ZM55 248H57V247H55ZM69 248H71V247H69ZM82 248H83V246H82ZM92 248H93V247H92ZM98 248H99V247H98ZM122 248H124V246H123ZM134 248H135V246L133 245V249H134ZM143 248H144V247H143ZM150 248H151V247H150ZM150 248L148 247V249H150ZM153 248H154V247H153ZM164 248H165V247H164ZM164 248H163V249H164ZM192 248H193V247H192ZM194 248H195V246H194ZM203 248H204V247H203ZM212 248H213V247H212ZM225 248H226V246H225ZM34 249H35V248L33 247V250H34ZM44 249H45V248H44ZM52 249H54V248H52ZM52 249H51V250H52ZM64 249H65V250H64ZM64 249H63L64 251H67L66 248H64ZM67 249H68V248H67ZM72 249H73V248H72ZM75 249H78V248H75ZM86 249H87V248H86ZM90 249H91V248H90ZM94 249H96V248H93V250H94ZM131 249H132V248H131ZM135 249H136V248H135ZM144 249H145V248H144ZM146 249H147V248H146ZM195 249H197V248H195ZM199 249H201V248H199ZM205 249H206V248H205ZM207 249H208V248H207ZM207 249H206V250H207ZM229 249H230V248H229ZM2 250H3V249H2ZM5 250L10 251V250H8V249H5ZM29 250H30V248H29ZM38 250H39V248H38ZM41 250H42V249H41ZM47 250H49V249H47ZM56 250H57V249H56ZM63 250H62V251H63ZM87 250H88V249H87ZM113 250H115V249H113ZM113 250H111V251H113ZM120 250H121V249H120ZM153 250H154V249H153ZM159 250H160V248H159ZM165 250H166V248H165ZM201 250H202V249H201ZM30 251H31V250H30ZM34 251L36 252L37 250H34ZM34 251H33V252H34ZM45 251H46V249H45ZM52 251H53V250H52ZM68 251L70 252V250H68ZM73 251H74V250H73ZM75 251H76V250H75ZM81 251H82V250H81ZM133 251H135V250H133ZM140 251H141V250H140ZM150 251H152V250H150ZM160 251H161V250H160ZM168 251H170V250H168ZM171 251H172V250H171ZM171 251H170V252H171ZM178 251H181V250H178ZM196 251H198V250H196ZM202 251H205V250H202ZM207 251H208V250H207ZM213 251H215V250H213ZM46 252H47V251H46ZM54 252H55V251H54ZM69 252H68V253H69ZM85 252H86V250H85ZM87 252H88V251H87ZM89 252H91V251H89ZM97 252H98V251H97ZM130 252L132 253V251H130ZM143 252H145V250H143L142 253H143ZM148 252H149V250H148ZM155 252H157V251H153V253H155ZM189 252H190V251H189ZM199 252H200V251H199ZM211 252H212V251H211ZM211 252H210V253H211ZM216 252H217V248H216ZM218 252H220V251H218ZM3 253H4V252H3ZM26 253H27V252H26ZM37 253H38V251L36 252V255H35L34 253H31V254H33V256H34V255L37 256ZM47 253H48V252H47ZM49 253H50V252H49ZM49 253H48V256L50 257V256H51L50 254H51L52 252H51L50 254H49ZM63 253H64V252H63ZM63 253L61 254V257H62V255L64 256ZM70 253H71V252H70ZM91 253H92V252H91ZM103 253H104V252H103ZM134 253H135V252H134ZM151 253H152V252H151ZM161 253H164V252H161ZM161 253H160V254H161ZM173 253H174V250H173ZM173 253H172V255H174ZM175 253H176V252H175ZM193 253H194V252H193ZM195 253L197 254V252H195ZM195 253H194V254H195ZM200 253H202V252H200ZM205 253H206V252H205ZM224 253H225V252H224ZM1 254H2V253H1ZM5 254H6V253H5ZM5 254H4V255H5ZM11 254H12V252H11ZM16 254H17V253H16ZM92 254H94V251H93ZM92 254H91V255H92ZM95 254H96L95 256H97V254H99V253H95ZM106 254H107V253H106ZM106 254H105V255H106ZM123 254H124V253H123ZM167 254H168V252H167ZM169 254H170V253H169ZM184 254H186V256H187L186 251H185ZM208 254H209V252H208ZM218 254H219V253H218ZM2 255H3V254H2ZM12 255H13V254H12ZM19 255H20V254H19ZM19 255H18V256H19ZM28 255L31 256L30 254H28ZM46 255H47V254H46ZM53 255H54V254H53ZM55 255H56V254H55ZM82 255H83V253H82ZM82 255H81V256H82ZM85 255H86V254H85ZM129 255H130V254H129ZM136 255H137V254H136ZM140 255H141V254H140ZM157 255H158V254H157ZM161 255H162V254H161ZM164 255H165V254H163V256H164ZM179 255H180V254H179ZM179 255H178V256H179ZM199 255H200V254L198 253L197 256H199ZM220 255H221V254H220ZM24 256H25V255H24ZM35 256H34V258H35ZM48 256H47V258H48ZM57 256H58V255H57ZM67 256H68V255H67ZM92 256H93V255H92ZM116 256H117V255H116ZM120 256H121V255H120ZM127 256H128V255H127ZM137 256H138V255H137ZM142 256H143V255H142ZM147 256H149V254H147ZM147 256H146V257H147ZM214 256H216V255L214 254ZM214 256H213V259H215ZM39 257H40V256H39ZM64 257H65V256H64ZM64 257H62V258H64ZM112 257H113V256H112ZM153 257H154V254H153ZM153 257H152L151 259H153ZM155 257L157 258V256H155ZM165 257H166V256H165ZM170 257H171V256H170ZM173 257H174V256H173ZM176 257H177V256H176ZM3 258H6V257H3ZM36 258H37V257H36ZM50 258H53V256L50 257ZM58 258H59V257H58ZM62 258H61V259H62ZM125 258H126V257H125ZM125 258H124V259H125ZM130 258H131V256H130ZM141 258H142V257H141ZM148 258H149V257H148ZM158 258H159V256H158ZM184 258H185V257H184ZM192 258H193V257H192ZM195 258H196V256H195ZM197 258H198V257H197ZM210 258H211V257H210ZM6 259H8V258H6ZM6 259H4V260H6ZM13 259H14V258H13ZM37 259L39 260V258H37ZM37 259H36V260H37ZM40 259H41V258H40ZM55 259H56V258H55ZM65 259H66V257H65ZM87 259H88V258H87ZM149 259H150V258H149ZM149 259H147V260H149ZM163 259H164V258H163ZM189 259H191V257H190ZM189 259H188V260H189ZM216 259H217V258H216ZM30 260H31V259H30ZM51 260H52L51 262L54 264L53 259H51ZM134 260H136V258H135ZM165 260H167V259L165 258ZM177 260H178V258H176V261H177ZM191 260H192V259H191ZM191 260H189V261L191 262ZM197 260H198V259H197ZM221 260H222V259H221ZM250 260H251V259H250ZM1 261H3V260H1ZM8 261H9V260H7V262H8ZM14 261H15V259H14ZM28 261H29V260H28ZM57 261H58V260H57ZM61 261H62V260H61ZM88 261H89V260H88ZM101 261H102V260H101ZM120 261H122V260H120ZM120 261H119V262H120ZM138 261H139V260H138ZM151 261H152V260H151ZM158 261H161V259L158 260ZM183 261H184V260H183ZM192 261H193V260H192ZM212 261H213V260H212ZM215 261H216V260H215ZM26 262H27V261H26ZM30 262H31V261H30ZM38 262H39V261H38ZM51 262H50V263H51ZM81 262H82V261H81ZM125 262H126V261H124V263H125ZM132 262H133V260H132ZM136 262H137V261H136ZM142 262H143V261H142ZM147 262H148V261H147ZM154 262H155V261H154ZM181 262H182V260H181ZM206 262H207V261H206ZM250 262H251V261H250ZM4 263H5V262H4ZM19 263H20V262H19ZM40 263H41V262H40ZM52 263H51V264H52ZM58 263H59V262H58ZM91 263H92V262H91ZM113 263H114V262H113ZM113 263H111V264H113ZM129 263H130V261H129ZM170 263H171V262H170ZM174 263H175V262H174ZM178 263H179V261H178ZM187 263H188V262H187ZM195 263H196V261H195ZM195 263H194V264H195ZM203 263H204V262H203ZM219 263H220V262H219ZM221 263H222V261H221ZM262 263H264V262H262ZM23 264H24V262H23ZM25 264H26V263H25ZM32 264H33V263H32ZM55 264H57V263H55ZM65 264H66V263H65ZM106 264H107V263H106ZM119 264H120V263H119ZM138 264H139V263H138ZM155 264H156V263H155ZM162 264H163V263H162ZM164 264H165V262H164ZM172 264H173V262H172ZM182 264H184V262H183ZM188 264H189V263H188ZM190 264H191V263H190ZM214 264H215V263H214ZM252 264H253V263H252Z\"/></svg>",
  "mask_w": 264,
  "mask_h": 264
}]
</instances>
